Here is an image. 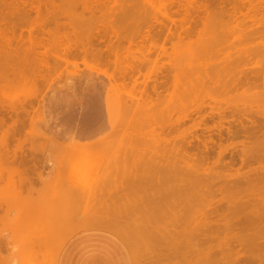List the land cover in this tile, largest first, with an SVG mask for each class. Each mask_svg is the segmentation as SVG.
I'll return each mask as SVG.
<instances>
[{"label":"rangeland","instance_id":"rangeland-1","mask_svg":"<svg viewBox=\"0 0 264 264\" xmlns=\"http://www.w3.org/2000/svg\"><path fill=\"white\" fill-rule=\"evenodd\" d=\"M13 1H21L20 3H22V4H20L19 2L17 3V2H14V3H12ZM8 0L7 2H6V0H4L3 2H2V0L0 1V9H1V11H0V15H1V13H3V15H1V17H0V31H2V32H0V34H1V36H0V42H1V44H0V54H2V55H0L1 57H0V115H2L3 116V118H2V116L0 117V198L2 197V198H4V199H7V196L9 197V196H11V198L9 197V203H8V205H10L11 204V206H9L8 208V213H7V211H6V217L4 218V217H2L3 219H2V222H1V218H0V228L1 227H9V226H11V225H9L10 223H11V221L9 220L10 219V217L13 215V216H15V215H17L18 213H24V214H29V212L31 211V210H33L32 208H35V206L37 207V205L41 202V203H43V201H45V200H47L48 198H50L52 195H50L49 193H47V196L45 197V195H46V193H45V191H43V190H47L48 188V186L49 185H52L53 187H49V191H50V188H51V190L55 187V189H57L56 191H55V189H54V192H56L55 194H57V192L59 191V193L57 194V195H55V196H57V199L53 202V203H51L52 201H53V197L55 198V196H53L52 197V201H51V199H48V200H50V202H49V204H45V202H44V204H42V205H40V206H43V208L45 207V205H49V207H46V208H50L51 206H53V204H56L55 205V207L56 206H58V204H59V206L60 205H62V202H63V206L64 205H68V203H71V201L73 200H71L70 202H69V199H68V196H66V193H67V190H68V187H69V184L71 185L70 187H69V189L70 188H73L74 186H75V188H79V186L80 187H82V185L83 184H79V183H84L85 185H83L84 187V189H86L87 190V187L86 186H88V188L90 189L91 187H93V185H94V181H95V179L93 178V177H95L94 176V174H92V175H89V174H87V175H89V176H85V177H88V178H84V176H80L81 174H78V171H77V169H76V167L75 166H77V163H76V160H78V159H80V156L79 157H77V159H75V161H73L72 160V158H73V155H81V153L80 154H78V153H76L77 152V150H83L82 148H81V146L83 147L84 146V149H85V144L87 145L88 143H91V144H89V145H91V146H94V144L96 145V143L98 142V143H104V144H106V146H107V144H108V147L105 149H103V150H101L100 152L102 153V152H105L104 153V155H102L100 152H99V155L101 154V157L100 158H105V162H104V164H101V165H103L102 167H103V172H104V176L106 177V178H108V179H111V177L109 178V176H112V174L114 173V172H116L117 173V175H116V173H114L113 174V176H115V177H113L112 176V179H111V181L112 180H114V178H116V176H117V178H116V180H118V181H120L121 182V184H120V186H119V183H118V185H117V182L118 181H116V180H114V182L116 181V187H115V185H113V183H109L110 182V180H108L107 182H105V184L104 185H107V184H109V186L107 185L106 187H108V188H106L105 189V186H104V188H103V190H102V192H101V196L100 197H102L103 196V194H104V196L102 197V198H100L101 199V201L103 200V201H107V197H109L108 198V203L107 204H105L104 202L103 203H101V204H105L106 205V207L108 206V205H112V203H114V205H120V206H118V208H119V210H116L117 208V206H115L114 208H116V209H114L115 211H114V215H111V217L112 216H115V217H119L120 219L121 218H123V219H126V217L128 216V215H130V216H128V218L127 219H131L130 217H132L131 216V214H132V210H130V207H132L131 209H133V207L135 208L134 210H135V214H137L138 215V217H141V216H139L140 214H141V212L143 211V210H149V207H154L155 205L154 204H156V206L155 207H160V211L161 212H163L162 210H164V212L166 213V211H167V213H166V215H167V217H165L166 219H167V221L170 219V221H169V223L172 221L171 219H173V217H172V215L171 214H169L172 210H170V212L167 210V209H164V208H166V206H168L169 205V203H170V206H168V207H170V209H174V210H176L174 207V205H175V200H174V192H172L171 191V188H170V186H172V184L171 185H168V184H166V188H167V185H168V188H169V190L168 189H166L164 186H162L161 185V191H159V192H162L163 193V195L162 194H160L159 192L157 193V194H155V195H158V196H155V197H157V199L156 198H154V194L153 195H149V194H146V193H140L139 192V186L140 185H142L144 182H142L144 179H142L141 181L140 180H138L139 179V177H140V175L139 174H137V173H140L141 175H142V177H144L143 175L145 174L144 173V170L145 169H143V168H147L148 169V166L147 165H145L144 164V159L145 158H148V159H145L147 162L149 161V159H150V156L152 155V153H154V151H155V153L152 155V157L153 158H151V160L152 159H154V160H157L158 161V157L156 156V155H158V153H160L161 154V151H163V148H164V146L165 145H168L170 142L171 143H175V141H177V139L179 138V137H181L182 138V136H184V135H186L187 136V138H189V140L191 141V139L193 140V141H195L194 140V138H195V135H197L198 134V136L200 135V137H204V135L203 134H205V132L206 133H211L212 131H213V133H215V134H217L216 132H219V133H221V131H223V129H224V131H227V130H225V128H227L229 125H230V123H231V120H232V122H233V124L231 125L232 126V128H233V126L235 127V125L238 123V126L236 127V129H240V126H245V127H250V125L252 126V124H254L253 122L254 121H256V120H263V118L264 117H261L260 118V115H264L263 113H264V103L262 102V101H264V100H262V98H264L263 96H262V94L260 95V96H262V98L261 97H259L258 99H257V102H256V100H255V102L254 103H250V102H253L250 98V100L251 101H245L246 99H245V97H243L242 95H245V96H247L248 97V95L250 94L248 91H249V88L250 87H255L254 89H253V91L254 92H258V94H260L259 93V90L262 88V86L264 85V78H262L263 76H264V71H262V70H264V67H262V64H261V62L263 61V59L261 58V56H263L262 54H260L261 56L259 57V55H258V53H257V55L256 54H254V53H256V51H257V49L259 50V48H254V49H256V51L254 52L253 50H251L252 52L250 53V49H251V47H254V45H257L258 46V44H260V42H264V36L262 35V34H264V28L262 27L261 28V26H264V24H262L261 25V23H263L264 22V19L262 18V17H264L263 15L264 14H262V12H260L261 11V8L259 7V5H262V2H263V0H260V1H262V2H260L259 0H251L252 1V3H254L255 2V4L257 3V5L259 4V2L261 3V4H259L258 5V7H259V9H260V11L258 10V12H260L259 14H257V16L258 15H260L261 16V18L263 19H261L260 17H257V19H256V15H255V17L253 18V15H252V13H251V15H252V18L250 17H248V19H247V17L245 18V17H242L240 14L242 13L243 15H245V16H248L250 13H248V14H244L245 12H249V11H251V10H249L248 8H249V6H250V4H251V1L249 0H243L244 1V4H246L245 2L246 1H248L249 3L248 4H246L248 7H246V6H243L242 4H243V2H242V4L240 5V1H242V0H238V1H235V3H234V1L232 0L231 2H230V4H228L229 3V1L228 0H171L172 1V3L169 1V0H134L133 2H134V4H133V2H131V3H129L130 2V0H126V2H124L125 0H101V1H98V0H96V2H95V0H64V2H62V4H61V1H63V0H60V2H59V0ZM52 1V2H51ZM71 1H72V3H71ZM84 1H85V3H84ZM94 1V2H93ZM121 1V2H120ZM127 1H129V2H127ZM173 1L176 3H173ZM177 1V2H176ZM179 1H180V3H179ZM194 1V2H193ZM205 1H206V3H205ZM212 1H213V4H212ZM254 1V2H253ZM6 2V3H5ZM9 2V3H8ZM11 2V3H10ZM57 2V3H56ZM65 2H66V5H65ZM93 2V3H92ZM100 4H99V3ZM122 2H123V6H121L122 5ZM137 2V3H136ZM139 2H140V4H139ZM165 2V3H164ZM182 2V3H181ZM191 2V3H190ZM200 2V3H199ZM211 2V3H210ZM215 2V3H214ZM6 5V6H4V4ZM51 3H53V4H51ZM67 3H70V4H67ZM74 3V4H73ZM128 5H127V4ZM135 3H136V7H135ZM198 3V4H197ZM205 4V5H203L202 6V4ZM226 3V4H225ZM231 3H232V5H231ZM239 3V4H238ZM12 4V5H11ZM14 4V5H13ZM16 4V5H15ZM19 4V5H18ZM25 4V5H24ZM48 4V5H47ZM63 4L65 5V6H63ZM72 4V5H71ZM117 4V6H115ZM119 4V5H118ZM168 4V5H167ZM191 4V5H190ZM199 4H201V5H199ZM212 4V5H211ZM216 4H218V6L216 5ZM234 4H237L239 7H237L236 6V8L234 7L235 5ZM263 4H264V2H263ZM20 5H22L21 7H20ZM28 6V8H27V6ZM47 5V6H46ZM60 5H62L61 7H65V8H61L60 7ZM129 5L131 6L132 5V9H130L129 8ZM141 5H143V6H141ZM166 5V6H165ZM179 5H182L183 6V8H187V12H190V13H187L186 12V9H185V11H183L182 10V6H180L179 7ZM190 5V6H189ZM194 5V6H193ZM199 6V7H196V6ZM210 5V6H209ZM220 5V6H219ZM222 5H223V8H222ZM227 5H228V7L230 8L231 7V9L229 10V11H231V10H233V11H235V12H238L237 11V9L239 10L240 8H244V10H243V12H241L240 10V12H238V15H234L235 13L232 11V12H229L228 10H227V12L225 11L226 9H228V7H227ZM2 6V7H1ZM4 6V7H3ZM19 7V8H17V7ZM31 6V7H30ZM53 6H55L54 8L56 9V10H53V8L52 7ZM70 6V7H69ZM89 6H90V8H89ZM140 6H141V8H140ZM185 6V7H184ZM194 8H193V7ZM205 6V7H204ZM215 6V7H214ZM15 7V8H14ZM32 8V10L30 9V8ZM85 7V8H84ZM116 7H118V9L116 8ZM134 7V8H133ZM139 7V8H138ZM169 7V8H168ZM190 7V9H188ZM200 7H202L200 10H199V8ZM219 7V8H218ZM234 9H233V8ZM253 7V6H252ZM254 7H255V5H254ZM263 7H264V5H263ZM6 8V9H5ZM23 8V9H22ZM25 8H27L26 10H25ZM34 8V9H33ZM40 8V9H39ZM50 8V9H49ZM52 8V9H51ZM66 8H67V10H66ZM71 8H73V9H71ZM121 8H125L126 9V11L128 10V13L130 12V11H132L131 13H129V15H128V13L126 12V13H123L124 11H123V9H121ZM130 10H129V9ZM135 8H137V9H135ZM209 8V9H208ZM212 8V9H211ZM215 8L217 9V11L219 10V9H223L224 11H223V13L222 12H214V10H215ZM246 8H247V11H246ZM251 8V7H250ZM3 9H4V11L5 10H7L6 11V14H5V12H2L3 11ZM16 9H18V10H21L20 11V13H19V11H17ZM30 11H29V10ZM59 9H60V12H59ZM65 9V10H64ZM83 9H84V11H83ZM197 9H198V11H197ZM236 9V10H235ZM253 9V8H252ZM264 8H262V10H263ZM13 10V11H12ZM41 11V12H39V11ZM42 10H43V12H42ZM51 10H53V11H51ZM69 10H71V11H69ZM91 10V11H90ZM139 10H140V12H139ZM176 10V11H175ZM201 10L204 12V14H205V16H204V18L201 16V15H203V13H201ZM207 10V11H206ZM257 10V9H256ZM256 10H255V14L256 13H258V12H256ZM10 11L12 12V13H10ZM28 11V12H27ZM36 13H35V12ZM46 11H47V13H46ZM70 12L71 13V15H70V13L68 14V13H66V12ZM139 12V14H138V18L136 19V13L135 12ZM141 11H143L142 13H143V15H141L142 13H141ZM146 11V12H145ZM178 11V12H177ZM181 11H183V12H181ZM222 11V10H221ZM24 12V13H23ZM58 12V13H57ZM91 12V13H90ZM137 12V13H138ZM149 12V13H148ZM171 12V13H170ZM186 13V15H184L185 13ZM206 12V13H205ZM229 12V13H228ZM252 12V11H251ZM16 15H15V14ZM49 13V14H48ZM51 13V14H50ZM53 13V14H52ZM54 13H56V15H54ZM84 15H83V14ZM94 13V15H92ZM135 13V14H134ZM141 13V14H140ZM149 15H148V14ZM177 13V14H176ZM211 13H213L212 15H211ZM218 13V14H217ZM219 13H221V14H223V16H224V18H223V16H222V18H221V16H220V14ZM228 13V14H227ZM230 13H232V14H230ZM264 13V12H263ZM17 14H20V15H17ZM26 14V15H25ZM28 14V15H27ZM42 14H43V16H42ZM57 14H58V16H57ZM76 15V17H75V15ZM90 14H91V16H90ZM147 14V15H146ZM181 14V15H180ZM191 14V15H190ZM199 14V15H198ZM219 16H217V15ZM224 14H226V16L228 17L229 15H230V19L229 20H227L228 22H232V20L234 19L235 20V16H236V19H237V21L235 20H233L234 21V23L232 24H227V23H224V24H227L228 25V27L227 26H221V24L220 23H223L224 22V19H225V15ZM237 14V13H236ZM253 14H254V11H253ZM262 14V15H261ZM13 15V16H12ZM24 17H23V16ZM70 15V16H69ZM74 15V16H73ZM86 15V16H85ZM89 15V16H88ZM107 15V16H106ZM109 15V16H108ZM113 17H112V16ZM139 15H140V17H139ZM144 15H146V18H145V16ZM166 15H169V16H166ZM173 15V16H172ZM213 18H215L216 17V19H217V21H215V20H213V19H211L210 21H211V24L213 25L214 23V25L213 26H211V24L209 23L210 21H209V18H210V16ZM232 15H233V19H232ZM240 15V16H239ZM15 16V17H14ZM50 16L52 17V18H54V17H56V18H54V19H52V18H50ZM72 16H73V19H72ZM79 16V17H78ZM84 16V17H83ZM87 16H88V18H89V21H88V19H87ZM106 16V17H105ZM143 16V17H142ZM170 16H172V18L170 17ZM176 18H178V19H176ZM182 18H181V17ZM193 16V17H192ZM201 16V17H200ZM239 16V18H237ZM250 16V15H249ZM13 17V18H12ZM22 17V18H21ZM26 17H27V19H26ZM31 17V18H30ZM71 17V18H70ZM74 17L75 18H77V20H78V22H77V20H75L74 21ZM80 17H82V18H85V19H78V18H80ZM132 17V18H131ZM133 17L135 18V19H133ZM166 17H167V19H166ZM174 17V18H173ZM191 19H190V18ZM202 18L203 20L205 19V21H201V19H198V18ZM207 17H209V18H207ZM243 19H245V20H243ZM16 18V19H15ZM39 18H41V19H39ZM94 18H95V23H94ZM97 18V19H96ZM116 18H118V19H116V20H119V22L123 25V23L122 22H124L125 21V19L127 18V22L125 23L124 22V26H127V25H129V27L127 28V27H124V26H122V25H120V23L118 22V23H116V25H115V22H116V20L115 19ZM119 18H122V19H119ZM128 18L130 19L129 20V22H128ZM189 18V19H188ZM229 18V17H228ZM260 18V19H259ZM14 19V20H13ZM110 19H111V21H110ZM112 19H113V21H114V23L112 22ZM132 19V20H131ZM175 19V20H174ZM180 19V20H179ZM186 21H185V20ZM194 19V20H193ZM196 19V20H195ZM207 19H208V21H207ZM222 19V20H221ZM242 19V20H241ZM252 20V22L254 21V19H255V23L253 22L252 24H254V25H252L251 24V21H249L250 22V24H249V22H248V20ZM11 20H12V22H11ZM36 20V21H35ZM72 20V21H71ZM79 20H80V23H79ZM84 20H86V21H88V22H85ZM121 20H124V21H121ZM170 20V21H169ZM179 20V21H178ZM181 20H184L183 22L181 21ZM212 20H213V22H212ZM218 20H220V23L218 22ZM238 20H239V24H238ZM17 21V22H16ZM71 21V23H69ZM93 22V25H90V23L91 22ZM133 21V22H132ZM137 21V22H136ZM166 21V22H165ZM175 21H178V23L176 22L175 23V25H174V23L173 22H175ZM182 23H181V22ZM192 23H191V22ZM194 21H196L195 23H193ZM197 21H198V23H197ZM244 21H246L243 25H242V22H244ZM259 21V22H258ZM263 21V22H262ZM7 22V23H6ZM10 24H9V23ZM72 22H75V23H73L72 24ZM82 22L84 23V24H82ZM111 22V23H110ZM187 22H189V23H187ZM217 22L219 23V24H217ZM108 23L109 24H113L112 26H110V25H108ZM134 23V24H133ZM137 23V24H136ZM184 23H186V25L184 24ZM197 23V24H196ZM207 23H209V24H207ZM2 24V25H1ZM12 24V25H11ZM72 24V25H71ZM75 24H76V26H75ZM78 24V25H77ZM79 24H80V26H79ZM87 24V25H86ZM92 24V23H91ZM118 24V25H117ZM126 24V25H125ZM176 24H178V26L176 25ZM199 24H201L202 26H203V24H204V26L207 24V26H205L206 27V29H208V30H206L205 31V27L203 26V28H200L201 26L199 25ZM218 26H217V25ZM237 24V25H236ZM247 24H249V25H247ZM5 25V26H4ZM81 25H82V27L84 28H82L81 27ZM84 25V26H83ZM160 25H161V27H160ZM190 26V28H191V30H189L188 29V27ZM192 25H194V28H193V26ZM219 25H220V27L222 28H219ZM234 25H235V27L237 28V29H239L238 31L236 30V31H234L236 28L234 27ZM238 25H239V27H238ZM240 25H242V26H240ZM247 27H246V26ZM250 25H252L253 27H258V25L260 26V30H258L257 28H255V31H256V33L254 32L253 34L254 35H252V36H254V38H256V39H254L253 37H252V39H254V40H252V42L250 43V42H248L249 40H251L250 38V35H249V40L248 41H245V43H241V42H243L242 41V37L243 36H246V34H247V30H251L253 27L252 26H250ZM13 26V27H12ZM88 26V27H87ZM131 26H132V28H134V33H132L133 32V29L131 28ZM136 26V27H135ZM166 26H167V29H166ZM186 26V27H185ZM197 26H200V27H197ZM209 26V27H208ZM215 26H217L216 28H213V27H215ZM231 26V27H230ZM250 26V27H249ZM81 27V28H80ZM111 27V28H110ZM159 27V28H158ZM178 27H180V29H182L183 31H181ZM182 27V28H181ZM196 27H197V30H196ZM213 28V30L215 29L218 33H216L215 34V30L214 31H212V30H209V28ZM225 27H227V28H225ZM230 27V31H234V33L231 35V37L229 36V38H230V40H229V38L227 37V34L229 33V32H227V29ZM240 27H242L241 29H240ZM244 27H246V29H244ZM169 28V29H168ZM199 28V29H198ZM210 28V29H211ZM217 28H218V30H217ZM233 28H235V29H233ZM5 29V30H4ZM10 29V30H9ZM128 29V30H127ZM160 29V30H159ZM165 29V31H167V32H165V31H163ZM179 29V30H178ZM195 31H194V30ZM203 29V30H202ZM223 29H225V31L223 32L222 30ZM258 30V32H257V30ZM261 29H262V32H261ZM5 32H4V31ZM123 30V31H122ZM136 30H137V32H136ZM189 30V31H188ZM201 30H202V32H201ZM221 30V31H220ZM228 30V31H229ZM242 30H243V32H245L244 34H243V32H242ZM253 30V29H252ZM7 31V32H6ZM119 31H121L122 33H120ZM131 32V34H130V32ZM177 31V32H176ZM191 31V32H190ZM196 31H197V33H196ZM254 31V30H253ZM123 32H125L126 33V35H125V33H123ZM129 34H128V33ZM180 32V33H179ZM194 32V33H193ZM201 32V33H200ZM211 32V33H210ZM215 34H213V33ZM221 32H222V34H221ZM225 32H227V33H225ZM238 32V33H237ZM250 32V34H251V31H249ZM5 33V37L7 38H5V40H4V34ZM11 33V34H10ZM138 33H141V36H140V34H138ZM148 33V34H147ZM162 33H163V35H162ZM178 33V36L177 35H175V34H177ZM181 33H183V34H181ZM204 33V34H203ZM220 33V34H219ZM223 33H224V35L226 36V38L224 37V35H223ZM237 33V34H236ZM174 36H173V35ZM186 34V35H185ZM200 34H201V37L202 38H204V40L203 39H200L201 37H200ZM207 34V35H206ZM212 34V35H211ZM219 34V36H221V38H219V37H217L216 35H218ZM234 34H236V35H234ZM243 35V36H241V38H240V35ZM262 35V37L260 36H256V35ZM3 35V36H2ZM11 35V36H10ZM58 35V36H57ZM123 35H125L124 37H123ZM142 35H144L143 37H142ZM171 35V36H170ZM192 35H193V37H192ZM195 35V36H194ZM198 35V36H197ZM230 35V34H229ZM248 35V34H247ZM9 36V37H8ZM120 36H122V38L120 37ZM126 36H129V37H126ZM140 36V37H139ZM176 36V37H175ZM180 36H182V37H180ZM183 36H185V37H183ZM189 37V39H188V37ZM190 36H191V38H190ZM206 37V39H205V37ZM236 36H237V38H236ZM256 36V37H255ZM10 37H11V39H10ZM126 37V38H125ZM178 37V38H177ZM180 37V38H179ZM214 37H217V39H218V41H220V43L221 44H219V42H217V39H216V43H218V45H216V46H218L217 48L218 49H216V46H214L215 45V43H214V45H213V47H212V45H211V49H210V44H213V42L212 43H209L210 42V40L209 39H207V38H214ZM14 38V39H13ZM21 38V39H20ZM146 38V39H145ZM185 38V39H184ZM197 38V39H196ZM236 38V39H235ZM258 38H261V39H259L258 40ZM3 39V40H2ZM119 39H120V41H119ZM174 39V40H173ZM188 39V40H187ZM220 39V40H219ZM225 39H226V41H225ZM239 39H241L240 41H239V43H241V44H239L238 43V45H236L237 44V41L239 40ZM244 39L245 40H247L248 39V37H247V39L244 37ZM122 40H124V41H122ZM128 40V41H127ZM147 42H146V41ZM149 40V41H148ZM156 40V41H155ZM181 40V41H180ZM184 40H185V42H184ZM194 40V41H193ZM201 40H203V41H201ZM206 40H209V41H207L206 43H207V46L205 45V46H203V44H205V41ZM212 40V39H211ZM215 40V39H214ZM233 40H236V43L233 41ZM263 40V41H262ZM6 41V42H5ZM13 41V42H12ZM145 41V42H144ZM155 41V42H154ZM172 41V42H171ZM189 43H188V42ZM200 41V42H199ZM224 41V42H223ZM232 41V42H231ZM254 41V42H253ZM4 42V43H3ZM31 42H33V43H31ZM122 42V43H121ZM174 42V43H173ZM196 42H198V43H196ZM226 42V43H225ZM257 44H256V43ZM8 43V44H7ZM15 43H16V45H15ZM21 43V44H20ZM24 43H25V45H24ZM148 43V44H147ZM172 43V44H171ZM191 43H194L193 45L191 44ZM200 43V44H199ZM209 43V44H208ZM262 43H261V45L259 46L260 47V49H262V50H264V48H262L263 47V45H264V43H263V45H262ZM5 44V45H4ZM8 46H7V45ZM9 44H10V46H9ZM58 44H60V45H58ZM112 44H113V46H112ZM124 44V45H123ZM177 44V45H176ZM223 44H225V45H223ZM229 44V45H228ZM231 44V45H230ZM234 44H235V47L234 48H231L230 46H234ZM244 44L246 45V46H248V47H246V46H244ZM253 44V45H252ZM5 47H4V46ZM23 45V46H22ZM35 47H34V46ZM120 47H119V46ZM146 45V46H145ZM179 45V46H178ZM184 45L186 46L185 48H184ZM195 45V46H194ZM199 45V46H198ZM227 45L230 47V49L228 48V49H226L225 47H227ZM250 45H252V46H250ZM18 46V47H17ZM57 46H58V48H57ZM201 46V47H200ZM209 46V47H208ZM224 46V47H223ZM243 46V48L245 47V49H247V51L245 50V53H243L244 52V50H242L243 48H241ZM262 46V47H261ZM10 47H13L14 48V50L16 51L15 53V55H14V51H12V49L13 48H10ZM15 47H16V49H15ZM27 47V48H26ZM109 49H108V48ZM113 47V48H112ZM118 47V48H117ZM150 47V48H149ZM179 47V48H178ZM188 47V48H187ZM191 47H193L192 49H191ZM197 47V48H196ZM205 49H204V48ZM207 47V48H206ZM239 49V52L237 51V48ZM250 47V48H249ZM256 47V46H255ZM4 48H6V49H8V50H6V49H4ZM23 48H24V50H23ZM34 48V49H33ZM36 48H38V50L36 49ZM111 48H112V50L113 51H111ZM172 49V50H170V49ZM182 48H184V49H182ZM196 48V49H195ZM201 48V49H200ZM221 50H220V49ZM236 48V49H235ZM249 48V49H248ZM4 49V50H3ZM11 49V50H10ZM18 49H19V52H18ZM22 49V50H21ZM35 49L37 50V51H35ZM115 49V50H114ZM118 49V50H117ZM187 49H189V51H187ZM191 49V50H190ZM207 49H209V50H213V52H215L214 53V55L212 54L213 52L211 51L210 53H206V51L205 50H207ZM232 49V50H231ZM253 49V48H252ZM7 52H6V51ZM26 50H27V52H26ZM28 50H29V54H28ZM173 50H175V51H173ZM183 51V52H180V51ZM204 52H203V51ZM218 50H220V53L221 54H219V56H217L216 57V55H218V53H219V51ZM227 50V51H226ZM237 51V52H234L237 56H238V54H240V55H242L243 54V57H241V56H239V59H240V57L242 58L241 60H243V58L245 57V59L246 60H248L249 61V59H250V62H251V59L253 60L254 59V61L252 62V64H250V62H249V64H247L248 62L246 61V60H243L244 62V66H242L243 65V63L241 62V64L240 65H238V63H237V65H238V67H237V65L235 66V65H232V67H230V68H228L227 66L230 64V62H229V60H231V55L232 54H228V55H225V53L227 54V53H229V52H232V51ZM242 50V53H240V51ZM5 51V52H4ZM22 51H24V52H22ZM33 51V52H32ZM42 53H41V52ZM109 51V52H108ZM198 52V54L196 55V52ZM205 54V56L203 55V53ZM229 51V52H228ZM13 54H12V53ZM18 52V53H17ZM20 52H22V53H20ZM34 52L36 53V54H34ZM103 52H104V54H103ZM9 53V54H8ZM102 55H101V54ZM106 53V54H105ZM180 53H181V55H183V56H181L180 55ZM186 53V55L184 56V54ZM187 53H191L190 55H192V56H190L189 54H187ZM217 53V54H216ZM224 55H223V54ZM233 53V55L232 56H235V54ZM249 54L250 53V55H247V54ZM260 53H262V51H260ZM38 54H39V56H38ZM92 54V55H91ZM97 54V55H96ZM163 54V55H162ZM195 54V55H194ZM208 54H210L211 56L213 55L214 57H212V58H210L211 56L210 55H208ZM253 54V55H252ZM13 55V56H12ZM17 55V56H16ZM41 55V56H40ZM90 55H91V57H90ZM99 55L100 56H102L101 58L99 57ZM106 55V56H105ZM189 55V56H188ZM200 55V56H199ZM203 55V56H202ZM222 55V56H221ZM245 55V56H244ZM5 56V57H4ZM11 56V57H10ZM94 56H96V57H94ZM195 56H197L196 58H194ZM207 56H208V58H207ZM228 56H229V58H228ZM237 56H236V58L235 59H232L233 61L234 60H236V59H238L237 58ZM247 56H249V57H247ZM251 56H253V58L251 57ZM254 56H256V58H254ZM17 57V58H16ZM29 57V58H28ZM36 57V58H35ZM40 57H44L45 58V60H42V58H40ZM182 57V60H180V58ZM183 57H185V58H183ZM187 57H188V59L191 57V59L192 58H194V59H199L198 61L197 60H194V59H192L193 61H189V60H187V62H186V59H187ZM203 57V58H202ZM207 59H206V58ZM221 57V58H220ZM247 57V58H246ZM264 57V56H263ZM2 58V59H1ZM16 58V59H15ZM23 58V60L21 61V59ZM37 58L39 59V60H37ZM43 58V59H44ZM86 58H88V59H86ZM166 58H168V59H166ZM175 60H174V59ZM214 58V61H218V62H220V61H224L225 60V58H227L226 60H228V64L227 63H225V62H227L226 60H225V62L223 63V62H220V65H218L219 63L218 62H214L212 59ZM234 58V57H233ZM8 59L10 60V62L8 61ZM36 59V60H35ZM58 60V62H57V60ZM97 59H101L100 61L99 60H97ZM103 59H104V61H103ZM138 59V60H137ZM164 59V60H163ZM172 59L174 60V61H176V62H172ZM185 61H184V60ZM202 59V60H201ZM203 59L205 60V62H207L208 60H209V62L208 63H204V61H203ZM260 61H259V60ZM13 60V61H12ZM54 60H56L55 62H54ZM106 60V61H105ZM110 60H113V62L112 61H110ZM117 60V61H116ZM119 60V61H118ZM141 60V62H138V61H140ZM168 60H171V61H168ZM180 60V61H179ZM207 60V61H206ZM211 60V61H210ZM262 60V61H261ZM20 61V62H19ZM33 61H35V62H33ZM59 61L61 62V65L59 64ZM102 61V62H101ZM121 61V62H120ZM123 61V62H122ZM147 61H149V62H147ZM182 61V62H181ZM232 61V62H233ZM257 61H259V62H257ZM1 62H2V64H1ZM7 62V63H6ZM18 62H19V64H18ZM24 62V63H23ZM33 64H32V63ZM38 62V63H37ZM39 62H41V63H39ZM45 62H46V64H45ZM50 62V63H49ZM56 62L60 65V67L59 66H56L57 64H56ZM92 62H94V63H92ZM97 64H96V63ZM108 62L110 63V64H108ZM115 62H117V63H115ZM127 62V63H126ZM131 62V63H130ZM135 62V63H134ZM137 62V63H136ZM165 62V63H164ZM169 62H171V63H169ZM182 64H181V63ZM185 62V63H184ZM188 62H190L191 64H189ZM192 62L194 63V65H192ZM198 64H205V68L206 67H208V69L210 70V66H211V68L213 69V71L214 70H216L218 73H220V80H219V82L217 81L218 79H219V76H216V77H218V78H216V77H214L213 78V80L211 81L212 83H210L209 82V85H206V87L205 88H203L202 89V87H199V88H201L200 90L202 91V96H201V94H199L201 91H199L198 89V91H199V93H198V95H199V97L201 96L202 98H203V96H204V98H203V100H202V98L200 97V100L198 99V101L196 100L195 101V99H197V98H199L198 97V95H197V93H195V92H198V91H194V89H192L193 91H192V94H194L193 96H191L192 94H191V90L189 91L190 93L188 94V95H186L185 94V92H187V90H186V84L184 85L185 86V90L184 89H182V95L183 94H185V96L186 97H184V95H183V97H184V99H183V97H182V95L180 94V99H179V102L181 103V101L183 102V105H181L180 104V106H185L184 108H183V110L186 112V113H188V112H190L191 110H192V108H193V110H194V108L196 109V106L200 109V108H202L201 110H202V112H200V114L202 115H200L199 116V114L198 115H196V117L194 116V118L192 119V122L195 124H193L191 121H190V119L189 118H186L187 120H185V122H184V128L182 127L181 129H180V133H182L181 135H180V133L179 134H177L178 136H176L175 134H176V132L175 131H171V132H169L168 133V136H167V133H165V132H163L164 133V135H162V136H164V137H162L161 136V141H159L160 140V138H157V137H153L152 138V135H149L148 133H149V130H151V129H155L156 128V131H158V129L157 128H160L159 126H163V123H161V122H163L164 121V119L163 118H160V119H162V121L161 120H158V117L157 116H155L158 112H162L163 114L166 112V110H168L169 111V109H171L170 108V106H173L174 105V101L175 102H177V103H179L178 101H176L175 99V93L177 94V92L174 90V86H176L177 85V82L179 81V82H182L183 80V82H185L186 80L184 79V78H186V76L187 77H189L188 75H189V73H191L192 75L195 73V72H193L192 73V69H193V66H195L194 67V70H196V69H198L199 68V70H202L201 71V73H202V75H198V74H201V73H198V72H200V71H198V72H196L195 74H194V76L196 75V77H202L203 75H207V73H209V75L211 74V73H214L212 70H211V73H210V71H208V69H205L204 67H203V65L201 66V67H203V68H201L200 67V65H198ZM231 62V64H234V63H232ZM238 62H240V61H238ZM255 62V63H254ZM30 63H31V65H30ZM101 63V64H100ZM169 63V64H168ZM173 63H175V64H173ZM179 63H180V65H182V66H180V67H178L177 66V64L179 65ZM210 63H213V64H211V65H208V64H210ZM217 63V64H216ZM263 63V62H262ZM36 64H37V66H36ZM42 64V65H41ZM45 64V65H44ZM54 64H56V65H54ZM105 64H107V65H105ZM117 64V65H116ZM120 64V65H119ZM121 64L124 66H121ZM125 64H127V65H125ZM129 64H130V66L132 67V70H131V67L129 66ZM141 66H140V65ZM143 64V65H142ZM148 64V65H147ZM167 64V65H166ZM171 64V65H170ZM184 64H186V65H188V66H184ZM230 64V65H231ZM247 64V65H246ZM258 64H261V67L263 68V69H261L260 70V66L258 65ZM5 65V66H4ZM16 65V66H15ZM20 65V66H19ZM41 65V66H40ZM139 65V68L138 67H136V66H138ZM174 65H176V66H174ZM190 65H191V67H190ZM197 65V66H196ZM206 65H208V66H206ZM224 65V66H223ZM2 66V67H1ZM11 66V67H10ZM32 66H33V68H32ZM35 66V67H34ZM46 66V67H45ZM52 66V67H51ZM62 66V67H61ZM109 66V67H108ZM112 66V67H111ZM117 66V67H116ZM130 68H128V67ZM135 66V67H134ZM144 66V67H143ZM174 66V67H173ZM219 66V69H220V66H222V67H225L226 68V70H225V68L223 69L222 67V69L224 70V74L226 73V71H227V69H228V71L231 69V68H234V66H235V69H233L234 70V72H235V74H238V75H235L234 73H233V71H232V73H231V70H230V75L231 74H234L235 75V77L238 79V81H237V79L235 78L234 79V83H233V81H231L232 80V77L234 78V76H232L231 78H230V76H227L226 74H229V72H227L226 74H225V76L223 75H221V72L223 71H221V70H219L218 68H216V69H214V67H218ZM242 66V67H241ZM260 68H259V67ZM54 67V68H53ZM128 69V71H127V69ZM162 67H163V69H162ZM174 69H173V68ZM181 68L182 67V69H179L178 71H176V69L175 68ZM183 67L184 68H187L186 70L184 69V71H183ZM188 67H190V68H192V69H190V71L189 72H185V71H187L188 70ZM249 69H248V68ZM3 68V69H2ZM11 68H12V70H11ZM34 68H35V70H34ZM52 68L53 69H55V70H52ZM60 69L61 68V70H58V69ZM239 68V69H238ZM243 68H245V69H243ZM246 68L248 69V70H246ZM7 69V70H6ZM9 69V70H8ZM14 69V70H13ZM43 69V70H42ZM45 69V70H44ZM48 69V70H47ZM119 69H120V71H119ZM124 69H126V70H124ZM133 69L136 71H133ZM137 69H138V71L140 72H137ZM173 70L172 72H170V70ZM205 69V70H204ZM242 69H243V72L244 73H241L242 72ZM255 69V70H254ZM140 70H142V71H140ZM175 70V71H174ZM204 70V71H203ZM251 70H252V72H251ZM11 71V72H10ZM35 73H34V72ZM47 71V72H46ZM62 71V72H61ZM64 71V72H63ZM123 71H125L124 72V75H123ZM130 71H133L132 73L130 72ZM170 73H169V72ZM197 71V70H196ZM205 71H207L206 73H204L203 74V72H205ZM236 71H238L237 73H236ZM241 71V72H240ZM247 71H249L248 73H247ZM254 71V72H253ZM8 72V73H7ZM15 72V73H14ZM42 72V73H41ZM118 72V73H117ZM128 72V73H127ZM142 72V73H141ZM176 73L177 74V76H176V74H174L173 75V73ZM179 72H181V73H183V78H182V74L180 73V75H179ZM256 72V73H255ZM263 72V73H262ZM5 73V74H4ZM10 73V74H9ZM12 73H14L13 75H12ZM49 73H51V74H49ZM55 73V74H54ZM126 73V74H125ZM135 73V74H134ZM167 73H169V75H167ZM216 73V72H215ZM248 75H247V74ZM259 73H262L263 74V76H261V75H256V74H259ZM6 74H8V75H6ZM18 74V75H17ZM32 74V75H31ZM40 74V75H39ZM44 74V75H43ZM46 74V75H45ZM63 74V75H62ZM116 74H117V76H116ZM128 74V75H127ZM129 74H130V76H129ZM141 76H140V75ZM161 74H163V75H161ZM170 74H171V76H170ZM240 74H242V75H240ZM244 74H246V75H244ZM249 74H253V75H249ZM51 75V76H50ZM127 77H129V78H131V79H129V78H127ZM145 77H144V76ZM149 75V76H148ZM154 75V76H153ZM160 75V76H159ZM173 75V76H172ZM181 76V78L179 77V76ZM185 75V76H184ZM208 75V76H209ZM213 75L214 74H212V75H210V77L212 76L213 77ZM215 75H217V74H215ZM214 75V76H215ZM2 76V77H1ZM6 76V77H5ZM9 76V77H8ZM42 78H41V77ZM51 78H50V77ZM119 76L121 77V78H119ZM124 76V77H123ZM134 76V77H133ZM165 76L168 78V76H170L169 78H170V81L169 82H171V84L170 83H168V81H166L165 82ZM174 76H176V77H174ZM244 77L243 78V81L244 80H246L245 82H242V84L240 85L239 84V82H240V80H242V79H240L241 77ZM250 76H253L252 78L249 77ZM259 78H258V77ZM13 77V78H12ZM15 77H17V78H15ZM21 77V78H20ZM45 77H47V78H45ZM48 77H49V79H48ZM138 77V78H137ZM157 77V78H156ZM159 77V78H158ZM164 77V78H163ZM191 77H193V76H191ZM205 77V76H204ZM238 77H240V78H238ZM248 77V78H247ZM9 78H11L10 80H9ZM34 78V79H33ZM54 78V79H53ZM125 80H123V79ZM166 78V79H167ZM172 78H175L174 80L172 79ZM176 78H178L179 80H177ZM190 78V77H189ZM194 78V80H192L193 82H195V79H196V81H198V79L197 78H195V77H193ZM206 78V77H205ZM224 78V79H223ZM230 78V79H229ZM246 78V79H245ZM253 78H255V80L253 79ZM258 78V79H257ZM6 79V80H5ZM25 79V80H24ZM122 79V80H121ZM136 79V80H135ZM144 79V80H143ZM151 80V82H152V85H151V83H150V80ZM153 79V80H152ZM161 79V80H160ZM183 79V80H182ZM210 79V78H209ZM208 79V80H209ZM212 79V78H211ZM217 79V80H216ZM222 79V80H221ZM232 82V84H231V82H229L228 83V81L229 80ZM169 80V79H168ZM177 80V82H175ZM201 80V79H200ZM205 80V79H204ZM215 80V81H214ZM223 80H224V82L225 81H227L226 83H224V84H227V86H228V84H230L229 85V87H231V86H233L232 88H234L235 90V92L236 93H240L239 95L238 94H235V92L233 91V92H231V91H228L227 90V88L228 87H225L226 89H223L222 87H224V86H222V82H223ZM252 80H254L256 83H258L256 80H262L260 83L262 84L263 83V85H261V87L259 86V85H255V82L253 81L252 82ZM4 81V82H3ZM9 81V82H8ZM15 81V82H14ZM17 81V82H16ZM21 81V82H20ZM122 81V82H121ZM136 81V82H135ZM149 81V82H148ZM155 83H154V82ZM160 81V82H159ZM162 81V82H161ZM187 81H191V80H187ZM202 81V80H201ZM200 81V82H201ZM222 81V82H221ZM236 81L238 82V84L237 85H235V83H236ZM252 83H254V86H253V84H251V82ZM13 82V83H12ZM134 82V84L133 85H131L132 83ZM146 82V83H145ZM148 82V83H147ZM156 82H157V84H159V86L156 84ZM199 82V81H198ZM205 81H203V83H204ZM206 82H208L207 80H206ZM213 82H214V84H213ZM216 82V83H215ZM219 83V88H218V90H221V92H223V94L221 95V93L218 91H213L214 89V86H215V89H217V84ZM221 82V83H220ZM246 82H249V85H252V86H249ZM2 83H4V84H2ZM9 83V84H8ZM28 85H27V84ZM127 83V84H126ZM140 83V84H139ZM145 83V84H144ZM162 83H164V86H165V83H167L166 85L167 86H163V84ZM176 83V84H175ZM189 83V82H188ZM187 83V84H188ZM243 83H244V85L245 84H247L248 86H246V90H248V91H246L244 88H245V86L243 85ZM19 84H21V85H19ZM135 84H136V86H135ZM138 84V85H137ZM148 84V85H147ZM158 86V87H156V85ZM189 84H191V83H189ZM201 84V83H200ZM207 84V83H206ZM16 85H18L17 87H16ZM125 85H126V87H125ZM151 85V88H152V91L154 92H151V93H149L148 91H151L150 89H148L149 88V86ZM160 85H162V86H160ZM170 87H169V86ZM199 85V84H198ZM239 85V86H238ZM132 86V87H131ZM183 86V87H184ZM188 86V85H187ZM190 86V85H189ZM194 86H196V84H194ZM193 86V87H194ZM201 86H203V84H201ZM209 86V87H208ZM226 86V85H225ZM238 86V87H237ZM244 86V87H243ZM5 87L7 88V89H5ZM16 87V88H15ZM19 87V88H18ZM136 87H137V89H136ZM156 87V88H155ZM162 87V88H161ZM169 87V88H168ZM192 87V88H193ZM258 87V88H257ZM264 87V86H263ZM12 88H13V90H12ZM124 88V89H123ZM145 88V89H144ZM147 88V89H146ZM153 88H154V90L157 92H155L154 90H153ZM158 88V89H157ZM165 88V90H163ZM189 88H191V87H189ZM195 88V87H194ZM197 88V87H196ZM206 88H209V90H210V92H211V96L209 95L208 96V94H209V90L208 89H206ZM211 88V89H210ZM231 88V89H232ZM238 88V89H237ZM241 88V90H239ZM17 89V90H16ZM24 89V90H23ZM141 89V90H140ZM188 89V88H187ZM213 89V90H212ZM225 90V91H223V90ZM229 89V88H228ZM230 89V90H231ZM252 89H250V92L252 91ZM258 89V90H257ZM6 90V91H5ZM8 90H10V91H8ZM15 90V91H14ZM134 90V91H133ZM147 90V91H146ZM169 90V91H168ZM180 90V89H179ZM189 90V89H188ZM196 90V89H195ZM204 90V91H203ZM206 90H207V93H206ZM226 90H227V95H226ZM239 90V91H238ZM242 90H244V91H242ZM256 90V91H255ZM261 90H263V88L261 89ZM136 91V92H135ZM143 91H144V93H143ZM162 91H164V92H162ZM166 91H167V93H166ZM170 91H171V93H170ZM181 91V90H180ZM185 91V92H184ZM31 92V93H30ZM139 92H140V94H139ZM161 94H160V93ZM231 92V93H230ZM245 92V93H244ZM162 93L164 94V93H166L165 95H166V97H165V95H164V98H165V100H164V102H163V100L161 101V103L160 102H157L158 101V99H164L163 98V95H162ZM205 93V94H204ZM213 93H214V96H213ZM216 93H217V96H215L216 95ZM220 93V96L218 95ZM247 93H248V95H247ZM256 93H251V95L253 94H256ZM261 93H263L264 94V91L263 92H261ZM61 94H63V98H61V99H59V95H61ZM133 94V95H132ZM134 94H135V96H134ZM138 94V96H136ZM149 94H150V96H151V98H153L152 100H150L151 98L149 97ZM161 95V97H159V95ZM171 94V95H170ZM197 95V97H195L196 95ZM257 94V95H258ZM24 95V96H23ZM33 95V96H32ZM37 95H39V97L37 96ZM130 95V96H129ZM139 95H140V97H139ZM143 95V96H142ZM144 95H145V97H144ZM152 95H155V96H152ZM158 95V96H157ZM168 95V96H167ZM231 95H233V97L234 98H236V100L234 99V101H232V99L230 100V97H231ZM257 95H254V97L255 96H257ZM21 97V98H19V97ZM132 96V97H131ZM175 96V97H174ZM188 96H190V97H188ZM223 98H222V97ZM241 96V97H240ZM259 96V95H258ZM23 97H25V98H23ZM36 97V98H35ZM137 98V99H135V98ZM159 97V98H158ZM173 97H174V99H173ZM179 97V95H177V98ZM207 97V98H206ZM215 97V98H214ZM225 97V98H224ZM240 97V98H239ZM249 97H250V95H249ZM18 99V101L16 102L15 100H17ZM158 98V99H157ZM172 98V99H171ZM182 98V99H181ZM192 99V100H190V99ZM208 98H209V100H208ZM211 98H213V99H211ZM232 98V97H231ZM252 98H253V96H252ZM261 98V99H260ZM23 99V100H22ZM39 101H38V100ZM157 99V100H156ZM187 99V100H186ZM190 101H189V100ZM205 99V100H204ZM211 99V100H210ZM222 101H220V100ZM225 101H224V100ZM227 99H229L228 101H227ZM128 100V101H127ZM133 100V101H132ZM183 100H186V102L185 101H183ZM215 101V103L216 104H214L213 102ZM219 100V101H218ZM242 100V101H241ZM261 100V101H260ZM11 101H12V103H11ZM13 101H14V104H13ZM38 103H37V102ZM134 101H136V102H134ZM145 101V102H144ZM168 101V102H167ZM189 101V102H188ZM194 101V104H195V102H196V104H195V106H193L194 104L192 103ZM199 101H202L201 103L204 105V103L206 104V106L204 105V106H202V104L199 102ZM214 104V105H217L219 102H221V103H219L218 105L220 106H216V108L214 109V106L212 105V103ZM218 101V102H217ZM225 103H224V102ZM230 101V102H229ZM32 102V103H31ZM125 102V104L126 103H128V104H126L127 106L129 105V107L128 108H131L132 109V112H133V110H134V112L136 111V109H138V111H139V109L141 110L142 108V112H145V111H150V110H148V109H151L152 110V114H153V112L155 113V111L157 112L155 115H153V116H151V119H149L148 121L150 122V124L149 125H145L144 124V120H145V122L147 123V121H146V119H144V120H142L143 121V123H142V121L140 122L139 121V123L141 124L142 123V125L138 128L137 127V125L139 124V123H137V121H138V119L140 118V117H142V119L143 118H145V117H143L144 116V113L142 114V112L141 113H138V114H142V116H140V115H138L137 114V117L138 116H140L139 118H136V115H135V113L137 112H135V113H131L130 115L131 116H127L126 118H124L122 121H120V117H121V110H122V107L121 106H123V104L122 103H124ZM142 102H143V105H142ZM148 102V103H147ZM153 102H157L158 104H159V106H158V104H157V106H158V108H157V110H155V111H153V109H155L156 107H154V106H156L155 105V103H153ZM171 102V103H170ZM228 102V107H229V109L231 108V109H233V108H235L236 106H238V108H242V109H247V112H243V113H241L240 111V113L239 112H237V114L235 115V114H233L231 111L229 112L228 110V107H227V105H226V103ZM233 102H235V103H237V104H235V103H233ZM246 102V103H245ZM258 102H261L260 104L258 103ZM3 103V106L1 105ZM6 103H7V107H6ZM9 103V104H8ZM28 103V104H27ZM136 103V104H135ZM173 103V104H172ZM187 103V105H185ZM191 103H192V105H191ZM208 103H210V105L208 104ZM229 103H231L232 104V107H230L229 105H231V104H229ZM243 103V104H242ZM256 103H258L257 105H256ZM263 103V104H262ZM5 104V105H4ZM19 106H18V105ZM22 104V105H21ZM25 104H26V106H25ZM154 104V106H152ZM163 104V105H162ZM188 104H190V105H188ZM222 104V105H221ZM239 104V105H238ZM243 106H242V105ZM249 104L252 106V108H251V106L249 107ZM134 105V106H133ZM137 105V106H136ZM199 105L201 106V107H199ZM207 105H209V107L210 106H212L211 107V109L207 106ZM226 105V106H225ZM235 105V106H234ZM254 105V106H253ZM8 106H10V107H8ZM24 106V107H23ZM33 106H34V108H33ZM133 106V107H132ZM144 106H146V107H148V106H150L148 109H146L145 110V108H144ZM188 106V107H187ZM222 106H224V107H226V108H224V107H222ZM257 106V107H256ZM260 106V107H259ZM3 107V108H2ZM14 107H16V108H14ZM135 107H137V108H135ZM139 107V108H138ZM142 107V108H141ZM164 107V108H163ZM168 107V108H167ZM192 107V108H191ZM204 107V108H203ZM219 107V108H218ZM246 107V108H245ZM5 108V109H4ZM11 108V109H10ZM32 108H33V110H32ZM162 108V109H161ZM167 108V109H166ZM222 108V109H221ZM223 108H224V110H226L227 112H229V113H227L226 111H224L223 110ZM237 108V107H236ZM7 109H9L10 110V112H11V110H13L11 113L9 112V110H7ZM17 109V110H16ZM166 109V110H165ZM206 109V110H205ZM211 111H210V110ZM221 109V111H224V112H222L221 113V111H219ZM228 109V110H227ZM239 109V110H240ZM248 109L250 110V111H254V115H252V120H254V118L256 119L257 118V115H258V117L259 118H257L256 120H254V121H252V122H250V123H248L247 122V125H240V122H237V121H241V120H239V118H238V115H240L239 117H240V119H242V117H243V115H244V119H245V121H246V118H247V120L249 119V121H251V117H250V115L249 116H247V114H248V112H249V114H251L250 113V111H248ZM259 109V110H258ZM4 110V112H2ZM20 110H21V112H20ZM35 110V111H34ZM145 110V111H144ZM190 110V111H189ZM209 111V113H212V114H208V116L206 115L207 113H208V111ZM234 110V109H233ZM236 110V109H235ZM255 110L257 111L258 110V113H259V111H260V114H258V113H255ZM6 111H7V114H6ZM17 111H18V115L19 116H17L16 117V115H17ZM24 111V112H23ZM29 111V112H28ZM33 111V112H32ZM37 111V112H36ZM108 111H110V113L112 114V115H114V117H115V121H114V123H113V126H112V128H109V129H105V122H104V120H103V115L105 114V113H107ZM204 111V112H203ZM212 111H215V112H212ZM219 111V112H218ZM236 111H238V109L236 110ZM235 111V112H236ZM23 112V113H22ZM26 112V113H25ZM140 112V111H139ZM226 112V113H225ZM5 113V114H4ZM21 113V114H20ZM30 115H29V114ZM151 113H150V115H151ZM203 113V114H202ZM213 113H215V114H213ZM219 113V114H218ZM239 113V114H238ZM245 113V114H244ZM36 114V115H35ZM147 114V113H146ZM161 113H158V116L160 115ZM221 114H222V117H221ZM229 114H231V117H230V115ZM232 114L234 115V117L236 116L238 119H234V117L232 116ZM6 115V116H5ZM15 117H14V116ZM211 115H213V116H211ZM216 115V116H215ZM224 115V116H223ZM246 115V116H245ZM32 116H35V117H33L32 118ZM147 116H148V114H147ZM146 116V117H147ZM199 116V117H198ZM217 116H219V117H217ZM226 116V117H225ZM228 116V117H227ZM5 117V118H4ZM9 117H11V118H9ZM157 117V118H156ZM198 117V118H197ZM212 117V118H211ZM221 117V118H220ZM250 117V118H249ZM31 118V119H30ZM132 118V119H131ZM156 118V119H155ZM196 118V119H195ZM202 118H204V119H202ZM211 118V119H210ZM216 118H220V119H217V122L219 123V128L221 127V128H223L222 130L220 129V130H218L217 131V129H219L218 128V126H216V125H218L217 124V122H216ZM224 118H227V120L225 119L224 120ZM228 118H231V120L230 119H228ZM10 119V120H9ZM130 119V123L128 122V120ZM136 120V122H135V120ZM153 119H155V121L153 120ZM189 119V120H188ZM199 119H201L202 121H199ZM213 119V120H212ZM224 120V122H222L223 120ZM3 120V121H2ZM7 120V121H6ZM15 120H16V122H15ZM134 120V121H133ZM152 120H153V122H155V124L152 122ZM194 120H195V122H194ZM219 120V121H218ZM222 120V121H221ZM229 120H230V122H229ZM234 120V121H233ZM235 120H237L236 122H235ZM260 120V121H261ZM127 121V122H126ZM157 121V122H156ZM196 121H199V122H196ZM205 122L204 124L202 123V122ZM206 121L207 122H210V123H213L212 121H214V123L213 124H210V123H206ZM225 121L227 122V124L225 125ZM258 122L257 123V125L259 126V128H260V132H261V122ZM8 122V123H7ZM132 122V123H131ZM148 122V123H149ZM165 122V121H164ZM188 122H189V124H188ZM220 122H222V123H220ZM242 122V121H241ZM134 123V124H133ZM137 123V124H136ZM153 123V124H152ZM186 123V124H185ZM190 123H192V125H193V128L191 127L192 125L190 124ZM199 123H201V124H203V125H206L207 124V126H203V125H198ZM234 123H235V125H234ZM245 122H244V120H243V122H242V124H244ZM263 123H264V120H263ZM30 124H32V126L30 125ZM196 124L198 125V126H196ZM210 124V126H211V129L208 127V125ZM216 124V125H215ZM223 125V127H222V125ZM246 124V123H245ZM248 124H249V126H248ZM145 125V126H144ZM152 125H155V127L153 126L152 127ZM186 125V126H185ZM221 125V126H220ZM240 125V126H239ZM256 125V124H255ZM263 125L264 124H262V127H263ZM11 126V127H10ZM31 126V127H30ZM134 126H136L137 128H134ZM187 126H188V128H187ZM213 126V127H212ZM216 126V128H214ZM231 126L229 127V128H227V129H232L231 128ZM258 126H257V128H255V129H257L258 130ZM15 127V128H14ZM16 127H17V129L19 130V131H17V129H16ZM32 127H33V129H32ZM35 127V128H34ZM127 127V128H126ZM142 127H144V128H142ZM146 127V128H145ZM149 127V128H148ZM164 127V126H163ZM162 127V128H163ZM239 127V128H238ZM256 127V126H255ZM140 128H142V129H140ZM189 128H192L193 129V132H190V130L192 131V129H189ZM195 128H198V129H195ZM199 128H201L202 130H204L205 132L202 134V130L200 129L199 130ZM206 128H208L209 129V132H208V130L206 129ZM213 128V129H212ZM251 128V127H250ZM250 128H245V130L246 129H250ZM254 128V127H253ZM30 129V130H29ZM128 129V130H127ZM136 129V130H135ZM143 129H144V131H143ZM148 130V131H146V130ZM186 129V130H185ZM187 129H189V130H187ZM216 129V130H215ZM241 129H243V128H241ZM255 129H252V130H254L255 132H257V130H255ZM264 129V128H263ZM13 130H16L15 131V135H13L14 134V131ZM127 130V131H126ZM161 131H166L165 130V127L163 128V129H160ZM184 130V131H183ZM197 130V131H196ZM198 130H199V132H198ZM212 130V131H211ZM214 130H215V132H214ZM232 130H234V129H232ZM10 133H9V132ZM33 131H34V133L35 134H33ZM123 133H121V132ZM146 131V132H145ZM187 131V132H186ZM194 131H196V134H195V132ZM211 131V132H210ZM249 131V133H250V130H248ZM247 131V132H248ZM263 131V130H262ZM26 132H28L27 134H26ZM30 132H32V133H30ZM38 132V133H37ZM152 132V131H151ZM159 132V131H158ZM175 134H174V133ZM186 132V133H185ZM243 132H245V131H243ZM243 132H241L242 134H244ZM252 132V131H251ZM260 132H258L259 134H260ZM41 133H42V135H41ZM120 134V135H118V134ZM146 133V134H145ZM173 133V134H172ZM178 133V132H177ZM184 133V134H183ZM192 133H194L193 135V137H192ZM246 133V132H245ZM249 133H247V135L249 134ZM253 133V132H252ZM20 134V135H19ZM34 136H33V135ZM40 136H39V135ZM117 134V135H116ZM134 134V135H133ZM138 134H141V135H139V137L140 136H142V137H145L146 135H147V137H145V138H148V136L150 137L151 136V138H148L149 140H150V143H148L149 144V146L147 147L146 146V141H147V139H143L144 141H143V143L144 144H142V143H140L139 142V144L138 145H140L139 147H140V149H138L139 147L137 146V142L139 141V139H138V141L137 142H135L136 140L134 139V141H133V143H132V140L131 141H129L128 139L131 137L132 139L133 138H135V136H138ZM166 134V135H165ZM215 134H213L212 135V133L211 134H209V136H212L211 138H213L212 140V143L211 142H208V141H206L208 138H207V134H206V138L207 139H202V138H199V139H201V140H203V142H204V140H205V143H209V146L208 147H210V149L211 150H214V151H211L210 150V152H209V149H207L208 150V152L209 153H206L205 155H203L204 153V151L206 150H204V147H203V149H201L199 146L202 144L203 145V143H199L200 145L197 147V145H193V143H192V145L193 146H196L197 148H199L200 150H201V152H200V150L199 149H197L199 152H198V154L197 153H194V150L193 149H195L196 147H194V148H188V150H186V148H184L186 151H189V152H183L184 154H186L187 153V155H189L190 154V156H186V155H183V158H181V160H182V162L183 163H181V165H183V168H184V166H186L185 168H186V170H189V168H191V166H192V164H194L193 162H195V164H194V166H192V168L196 171V166H197V169L201 172V173H204V172H206V173H204V174H209L208 172L210 171V172H213V170L215 171V170H221V168L223 169L226 165H227V163H228V160H230L231 161V163L232 164H229L230 163V161H229V163H228V166H230V168L228 167V166H226V168H225V171H224V169H223V171L221 170V171H217L218 172V175H219V177H221V180L220 179H218L219 177L217 176V174H215L216 176V178H214V179H216L215 181H213L214 182V184H215V186L213 185L212 186V188L214 189V187H215V189H217V190H219V189H222L221 187H223V189L220 191H215V189L213 190L212 188H210V186H209V189H207V186H206V189H204V186H203V188L202 187H200V189H196L197 191H196V193L194 194L193 192H195L194 191V189H191L192 191H190V192H188L187 191V193H185V194H183V199L184 198H186L185 199V201L182 199V201H184V203H182L184 206L183 207H181V209L184 211H182L184 214H183V216L185 217V221L187 220V216H191V215H189L191 212H192V207L194 208V209H197L196 207H198L199 209L201 208V207H203V205H205V204H212L214 207H215V210L217 209L216 207L217 206H219V204H218V200H219V202H221V204H220V211H216V212H218V214L216 213H214L215 215H218L219 216V218H222V219H225V221H226V218L229 220V218H230V222L227 220L226 221V223L224 224H222V226H221V224H217V221H218V223L219 222H225L224 220H218L216 217L217 216H214V214H212L213 212H212V208H213V210H214V207L213 206H210V204H209V206H207V205H205L206 207V209L204 210V212H206L205 213V216L203 215L204 213L203 212H200V211H203V210H201L200 209V211H199V209H198V211L199 212H194L195 214L194 215H192L193 217H194V221H192V216H191V221H192V223L191 224H189V225H191V227H193L194 229H196L197 227H199V225L198 224H200L201 222V224H203V226H201V228L199 229H197L196 231H197V233L198 234H201L200 233V231L202 232V231H204L205 229V231H204V233H202L203 234V236L202 235H200L199 237L201 238V237H206L204 240H202V238L201 239H198L199 241H198V243H200L201 244V246H202V244L205 242H207V240L209 239L208 237V234L210 235V237H214V238H212L211 240H213V239H216V241L215 242H217L218 244H219V247H218V245L214 242V240H213V242L215 243V245L214 246H216V248L213 246V242L211 241V244H212V246H211V244H210V241H208V243H206V245L208 246L209 244V248H211V249H209L206 245H205V247H204V245H203V247L205 248L203 251H202V248L203 247H201V248H198L199 249V251L197 250V249H195L196 248V246H195V244L197 243L196 242V240L195 239H193L192 238V236H191V234H190V236H188L187 234H186V236H188V239L190 240V237H191V240H192V242H194V243H191L190 241L188 242V243H191L190 245V247H189V245H188V247H189V250H190V248L193 246V244H194V248H191V250L193 251H189L188 250V248H187V250H188V253H185L184 252V248L183 249H181L182 247H178L180 250H182L185 254H183V256H184V258L185 257H188V256H191L192 258L195 256V258H199V261H196L197 263H199L200 262V264H204V263H208L209 262V260H206L207 258L209 259L210 258V261L212 262L213 261V263L214 262H216L215 264H219L218 263V259H216V257L218 258V256H222V254H220L219 253V251L220 252H225L224 254H223V256L224 257H221V258H223L222 260L220 259L219 260V262H220V264H227V262H228V264L230 263V262H232V261H237L236 259H239L240 258V260L239 261H237L238 262V264H264V245H263V243H264V241H263V239L262 238H264V237H262L263 236V234L264 233H261V232H263V230H262V228H264V227H261V225H260V222L262 221V219L260 220L259 218H261V216L263 217V212H264V205L262 206V205H260V203H261V201L259 200L260 198H259V196L257 197V195L254 193L253 194V198L251 199V196L250 195H246V194H243V193H241V195H239L240 196V198L241 199H245V200H248V202H249V199H247L246 198V196L249 198V196H250V199L251 200H253V199H255V196H256V199L255 200H259L258 202H260L259 203V205H257L256 204V208H255V203L252 205V206H250L248 203H240V202H242V201H238L240 198H239V196H237V194H234V192H238L239 194H240V191H238V190H242L243 191V189H241V187L240 188H237L238 190H236L235 191V189H233L232 191H230L232 194H233V197H235L234 195H236V197L235 198H233L232 200H229V198L232 196V194L228 197V193L230 194V192L228 191V190H230V187H229V185L231 184V183H233V185L232 186H234L235 184H234V182L235 183H237L235 186H239L240 184H239V180H241L240 182H243L244 183V181L242 180L243 179V177H245L246 178V174H247V176L249 177V174L248 173H250V169H251V167H250V164L252 165V163H253V165H254V163L256 162V164H257V166H256V170H254L255 169V165L253 166L252 165V170H251V174L250 175H252V172L254 173L255 171L257 172L258 170H259V174H260V172L262 171V169L261 168H263L264 169V166H263V164H264V158H263V162L261 163V156H263L264 155V153L262 152V155L261 154H258V153H261V152H259V150H261L260 149V147L261 146H259L258 145V143L260 144V142L262 143H264V141H261V140H259L258 141V143H257V145H256V141L257 140H254L253 138H255L256 137V139L259 137H257V134H255V133H253V135H254V137H253V135H251V133L248 135L249 136V138H247L246 140H245V137L243 136V135H241V134H237V135H235L236 137H237V139H236V137H232V136H230L229 138H231L230 140H228L227 139V137L224 135L225 133L223 132V140H218V141H220V142H218V141H216V139H215V137L216 136H218V134L217 135H215ZM222 134V133H221ZM264 134V133H263ZM262 134V136L261 137H263L264 135ZM8 135V136H7ZM11 135H13V136H11ZM31 135V136H30ZM38 136V138H36L35 136ZM122 135V136H121ZM144 135V136H143ZM203 135V136H202ZM241 135V136H240ZM246 134H245V136H247ZM251 135V136H250ZM256 135V136H255ZM30 136V137H29ZM119 136V137H118ZM121 136V137H120ZM130 136V137H129ZM133 136V137H132ZM189 136V137H188ZM215 136V137H214ZM225 136V137H224ZM4 137V138H3ZM10 137V138H9ZM12 137V138H11ZM16 137V138H15ZM35 137V138H34ZM125 137V138H124ZM129 137V138H128ZM167 137V138H166ZM170 139H169V138ZM192 137V138H191ZM34 138V139H33ZM43 138V139H42ZM111 138V139H110ZM136 138H138V137H136ZM156 138L158 139V143H156ZM180 138V139H181ZM184 138V139H183ZM182 139H181V141H184L185 142V139H186V137H183ZM198 138V137H197ZM224 138H226V139H224ZM252 138V139H251ZM6 139V140H5ZM14 139V140H13ZM37 139V140H36ZM47 139H50V140H47ZM122 139L124 140V141H122ZM179 139V140H180ZM249 139V140H248ZM259 139V138H258ZM260 139H262V138H260ZM263 139H264V137H263ZM262 139V140H263ZM11 140H12V142H11ZM34 140V141H33ZM49 142L48 144H47V141ZM53 140V141H52ZM114 140H116V141H114ZM129 141V142H127V141ZM142 139L140 138V141H141ZM149 140L147 141V142H149ZM151 140H152V143H151ZM166 140H167V142H166ZM174 140V141H173ZM188 139H186V142H187V144H188V142H190ZM225 140H227V142H225ZM232 140V141H231ZM234 140V141H233ZM237 140V141H236ZM253 140V141H252ZM113 141V142H112ZM118 141V142H117ZM119 141H122V142H119ZM155 143H154V142ZM164 141V142H163ZM170 141V142H169ZM209 141H211V139L209 140ZM215 141V142H214ZM223 141V142H222ZM242 141H245V143L247 144L249 141V143L247 144V147H246V144L244 143V142H242ZM247 141V142H246ZM10 144H9V143ZM35 144V146H34V144ZM38 142V143H37ZM45 142V143H44ZM123 142H127V143H123ZM136 144H135V143ZM142 142V141H141ZM166 143V144H163V143ZM225 142V143H224ZM231 142V143H230ZM235 142H237V143H235ZM241 142H242V145H244V146H240L241 145ZM41 143V144H40ZM53 143V144H52ZM57 143H59L57 146L58 147H56L55 146V144ZM94 143V144H93ZM97 143V144H98ZM101 143H100V145H101ZM114 143V144H113ZM122 143V144H121ZM154 143V144H153ZM170 143V144H171ZM218 143V146L217 145H215V144H217ZM222 143H224L225 144V146H223V144ZM228 143V144H227ZM240 143V144H239ZM250 143H253V144H255V145H253V144H251V147H250ZM37 144V145H36ZM44 144V145H43ZM51 145V147H49L48 145ZM61 144H63V145H61ZM124 144H126V145H124ZM131 144L133 145V144H135V147H137V148H135V147H133V146H131ZM169 144V145H170ZM213 146H212V145ZM220 144H221V146H220ZM236 145V146H234V145ZM2 145V146H1ZM16 145V146H15ZM43 145V146H42ZM56 147H54V146ZM61 145V146H60ZM70 145V146H69ZM88 145V146H89ZM99 145V144H98ZM115 145V146H114ZM121 145V146H120ZM124 145V146H123ZM145 145V146H144ZM152 145V146H151ZM154 145V146H153ZM163 147H162V146ZM201 145V146H202ZM208 144H206V146H207ZM211 145V146H210ZM37 146V149H39L38 151H37V149L35 148ZM38 146H39V148H38ZM88 146H86V149L88 148ZM90 146V147H91ZM102 146V145H101ZM111 146V147H110ZM118 146H120V147H122V148H120L119 149V147ZM125 146L127 147H129V146H131L130 148H127L126 150H125ZM189 146H191V145H186V147H189ZM219 147V148H217V147ZM231 146H232V148L234 149H232L233 151H236L235 153L231 150ZM234 146V147H233ZM254 146L256 147L255 149H254ZM257 146L259 147V149L257 148ZM263 146V145H262ZM55 148V149H51V148ZM94 147H96L97 148V145L96 146H94ZM94 147H92V149L94 148ZM99 147V146H98ZM110 147V148H109ZM113 147V148H112ZM116 147V148H115ZM154 147V148H153ZM156 147V148H155ZM159 147H162V148H159ZM185 147V146H184ZM207 147V148H208ZM214 147H215V149H214ZM226 147V148H225ZM228 147H230V149L228 148ZM236 147V148H235ZM241 147V148H240ZM64 148V149H63ZM66 148H67V150H66ZM70 148V149H69ZM109 148V149H108ZM115 148V149H114ZM124 148V149H123ZM131 148H135L136 150H138L137 152L139 153V155H137L136 153V151L135 150H133V152H131L130 153V151L128 152V150H130ZM151 149L150 151L149 150H147V149ZM157 148H159V150H157ZM237 148H239V150L237 149ZM243 148H244V150L246 149L247 150V148H248V154H249V152H250V156H247V154L244 156L243 155V157H249L248 158V160H246L247 162H249V160H250V162H249V165H247L248 163H246L245 162V160H244V162H243V164H241L242 163V161H243V157H242V161H241V158H240V156H239V160L238 159H234V157L237 155L236 153L237 152H239L240 151V149H242L243 150ZM262 148V147H261ZM32 149V151L34 150V152H32V151H30ZM51 149V150H50ZM72 149H73V151H72ZM89 149V148H88ZM91 149V148H90ZM112 149H114V150H112ZM121 149H123V152H122V150ZM146 149V150H145ZM152 149H153V151H152ZM192 149V150H191ZM226 151V154L223 152L222 153V151H224V150ZM238 151H237V150ZM251 149V150H250ZM258 149V150H257ZM3 150V151H2ZM11 150V151H10ZM55 150V151H54ZM63 150H64V152H63ZM71 150V152H69ZM98 150V149H97ZM119 150H120V152H119ZM132 150V149H131ZM197 150L195 149V152H197ZM204 150V151H203ZM241 151L240 152V155H242L243 153L245 154L246 153V151ZM253 150H254V153H252L253 152ZM264 149L262 148V151H263ZM14 151V152H13ZM19 151V152H18ZM92 151V150H91ZM90 150H89V152L88 153H86L85 154V157H86V155L88 154H90V152H91ZM112 151V152H111ZM192 153H191V152ZM218 151V154L220 153V154H225V155H221L222 157H220L216 152ZM227 151H230V153H228L227 154ZM255 151H256V153L258 154H255ZM7 152V153H6ZM30 152V153H29ZM61 152V154H59ZM83 152V151H82ZM86 152V151H85ZM109 152V153H108ZM125 152V153H124ZM141 152H143V153H141ZM212 152H214L213 154H212ZM233 152V153H232ZM23 153V154H22ZM32 153V154H31ZM70 153H71V155H70ZM92 153V152H91ZM120 153V154H119ZM121 153H123V154H121ZM130 153V154H129ZM151 153V154H150ZM157 153V154H156ZM3 154H4V156H6V160H4L5 158H2V156H3ZM8 154V155H7ZM15 154V155H14ZM22 154V155H21ZM65 154V155H64ZM68 154V155H67ZM73 154V155H72ZM128 156H127V155ZM135 155V158L133 157L134 155ZM156 154V155H155ZM159 154V155H160ZM192 154H193V156H192ZM201 154V155H200ZM208 154H211V156L210 155H208ZM231 154V156L230 157H227V155L229 156ZM232 154H234L233 156H232ZM17 155V156H16ZM67 155V156H66ZM87 155V156H88ZM117 155H120V157H122V156H124V157H122V158H120L119 157V159L117 158ZM122 155V156H121ZM126 155V156H125ZM129 155H132V157H131V161H133V162H129V158H130V156ZM149 155V156H148ZM194 155L198 158H193L194 157ZM198 155H200L199 157H198ZM203 155V156H202ZM207 155V156H206ZM215 156L216 158L215 159H213L212 158V156ZM238 155H239V153H238ZM238 155L236 156V158L238 157ZM252 155H254L253 157H254V159H250V157L252 156ZM3 156V157H4ZM24 156H26V159H23V158H25ZM63 156V157H62ZM65 156V157H64ZM69 156H71V157H69ZM106 156V157H105ZM138 156H139V158H138ZM141 156V157H140ZM148 156V157H147ZM186 156V157H185ZM205 156V158H203ZM213 156V157H214ZM217 156H219L220 158H218ZM18 157V158H17ZM75 158H76V156H74ZM84 156L83 155H81V158H83ZM114 157V158H113ZM129 157V158H128ZM144 159H143V158ZM158 159H157V158ZM187 157H191L190 159H188ZM210 159H209V158ZM258 157H260L258 160L260 161V162H258V160H255V158L257 159ZM28 158V159H27ZM66 159V161L64 160V159ZM111 158H113V159H111ZM115 158H116V160H118V161H116L115 160ZM123 158H125V160H126V162H124L125 160L123 159ZM127 158V159H126ZM137 161V162H139L138 164H137V162L134 160V159ZM184 158L186 159V160H184ZM199 158L201 159V161H199ZM222 158V159H221ZM227 158V159H226ZM14 159V160H13ZM16 159V160H15ZM63 159V160H62ZM69 159H71V160H69ZM141 159V160H140ZM171 159H172V161L174 160L173 158H169V161H171ZM197 159V160H196ZM208 159H209V161H211L212 159V161H211V163L208 161ZM219 159V160H218ZM224 159V160H223ZM225 159L227 160L226 161V163L225 162H223V161H225ZM232 159H233V161H232ZM2 160L4 161L3 163H2ZM26 160V161H25ZM28 160V161H27ZM61 160L63 161V162H61ZM69 160V161H68ZM111 160H113V162H114V165H111V163L113 164V162L111 161ZM120 160H124L123 162L121 161V163H120ZM144 162H143V161ZM167 160V159H166ZM165 160V162L167 163V161ZM187 160H189V161H191L192 162V160H193V162L192 163H190V162H188ZM235 160V161H234ZM23 162V163H21V162ZM44 161H45V163H44ZM65 161V162H64ZM68 161V162H67ZM111 161V162H110ZM162 162H163V160H161ZM175 161V160H174ZM173 161V162H174ZM198 161V162H197ZM237 161V162H236ZM239 161H241L240 162V164H239ZM255 161V162H254ZM27 162V163H26ZM74 162H75V165H73L74 164ZM108 162H110V164L108 163ZM119 162V163H118ZM136 162V163H135ZM201 162V163H200ZM206 163L207 162V164L210 166H208L207 167V165L206 164H204V163ZM218 164H217V163ZM234 162H236V163H234ZM21 163V164H20ZM61 163H63L62 165H61ZM65 163H68L69 164V166H67L66 167V164ZM125 163V164H124ZM128 163H129V165H128ZM141 163V164H140ZM184 163H185V165H184ZM202 165V166H205V167H203V168H201V167H199V165L200 164ZM222 163V164H221ZM234 163V164H233ZM246 163V164H245ZM261 165H260V164ZM5 164V165H4ZM25 164V165H24ZM67 164V165H68ZM116 164H118L117 165V169H116ZM137 164V165H136ZM188 166H187V165ZM190 164H191V166H190ZM211 164H213V165H211ZM221 164V165H220ZM223 164H225V165H223ZM238 164V165H237ZM9 165V166H8ZM64 165V166H63ZM145 165V167H143ZM222 166L223 165V167H220V166ZM235 165H237L239 168L241 167H243V165H244V168H245V166H247L245 169H246V171L248 170V173L245 171V169L244 168H242L243 170H241V172H243V171H245L246 172V174H244V173H242V175H243V177H241L242 179H235V177H236V175H238L239 177L240 176H242L241 174H239V172H240V170H239V168L237 167V166H235ZM242 165V166H241ZM62 166V167H61ZM109 166V167H108ZM124 166V167H123ZM128 166H129V168H128ZM131 166H133L135 169H133V167H131ZM190 166V167H189ZM212 166V167H211ZM249 166V167H248ZM260 166H262L261 168H260ZM5 167V168H4ZM107 167V168H106ZM110 167H111V169H110ZM112 167H115V169L116 170H118V171H116L114 168H112ZM123 167V168H122ZM126 167V168H125ZM138 167V168H137ZM142 167V168H141ZM207 167V168H206ZM213 167H217V169H215V168H213ZM232 167H234V171H233V168ZM4 168V169H3ZM62 168V169H61ZM65 168H67V170L65 169ZM136 168H137V170H136ZM188 168V169H187ZM192 168H191V170H192ZM206 168V169H205ZM227 168L229 169L228 171H229V173H228V171H227ZM238 168V169H237ZM121 169H122V171L123 172H121ZM126 169H128V172L126 173L125 171H126ZM132 169V170H131ZM146 169V170H147ZM201 169L203 170V171H201ZM209 169V170H208ZM211 169V170H210ZM258 169V170H257ZM12 170V171H11ZM37 170V171H36ZM39 170V171H38ZM59 170H61V171H59ZM111 171V172H108V171ZM130 170V171H129ZM140 172H139V171ZM142 170V171H141ZM146 170H145V172H146ZM197 170V171H198ZM237 170V171H236ZM9 171H11V172H9ZM13 171L16 173V174H13ZM22 172V173H20V172ZM27 171V172H26ZM30 171V172H29ZM36 171V172H35ZM44 171V172H43ZM74 171H76V172H74ZM135 171V172H134ZM136 171H137V173H136ZM196 171V172H197ZM198 171V172H199ZM26 172V173H25ZM66 172V173H65ZM121 172V173H120ZM129 172H131L130 174H129ZM143 172V173H142ZM216 171L215 172H213V173H217ZM220 172H223V173H220ZM234 172H235V174H234ZM255 172V173H256ZM27 173H28V175H27ZM31 175H30V174ZM35 173V174H34ZM37 173V174H36ZM58 173H60V174H58ZM70 173V174H69ZM108 173V174H107ZM120 173V174H119ZM123 173L125 174L124 176L125 177H127V175H128V178H129V176H130V180H132V178H133V180H132V182L133 181H135V179L136 178H138V179H136L137 180V182H136V184L133 182V183H130L131 181H127L128 179L127 178H125L124 177V179L123 178H121V177H123ZM132 173H134V175L136 176V174L137 175H139L138 177L136 176V177H134V175H132ZM212 173V174H213ZM233 173V174H232ZM263 174H264V172H262ZM7 174H8V177H9V175L11 174V176L10 177H13V178H7ZM24 174V175H23ZM59 175V177H58V175ZM68 174L72 177H70V176H68ZM110 174V175H109ZM222 174H229L228 176H231V178H234V179H231L230 177H228V176H225V175H222ZM234 175V176H232V175ZM257 175H258V173H256ZM28 177H27V176ZM29 175L31 176V177H29ZM36 175H37V177H36ZM67 176V177H65V176ZM73 175L74 176H76V175H78L79 177H81V178H79L78 176H76V177H78V178H73ZM107 175V176H106ZM118 175H122L121 177H119L118 178ZM255 175V174H254ZM262 175V174H261ZM23 176V177H22ZM26 177V179H24L25 177ZM225 178H224V177ZM253 176V175H252ZM251 176V177H252ZM256 176V175H255ZM254 176V178H256ZM260 176V175H259ZM21 177V178H20ZM57 177V178H56ZM83 177V178H82ZM91 177V178H90ZM132 177V178H131ZM223 177V178H222ZM5 178V179H4ZM21 180H20V179ZM54 178V179H53ZM231 180H230V179ZM254 178H248V180L247 181H252V179H254ZM4 179V180H3ZM8 179V180H7ZM84 179H85V181H84ZM91 179H94V181L93 180H91ZM127 179V180H126ZM140 179H141V177H140ZM225 179L227 180H230V182L228 181H225ZM247 179V178H246ZM24 180V181H23ZM27 180V181H26ZM35 180H38V181H35ZM54 180V181H53ZM63 180V181H62ZM64 180H66V181H64ZM68 180V181H67ZM83 180V181H82ZM89 180H91L90 182L92 183H90L89 182ZM97 180V179H96ZM122 180V181H121ZM126 182H125V181ZM222 180H223V183H229V185H228V187H229V189L227 190V188L225 187V185L223 186L222 184L223 183H221L220 185H218V183H220V181L222 182ZM234 180V182H231V181H233ZM238 180V181H237ZM5 183H3V182ZM9 181V183H7ZM56 181H57V184L55 185V183H56ZM77 181V182H76ZM78 181H79V183H78ZM87 181V182H86ZM93 181V182H92ZM142 182L141 184H139L138 182ZM225 181V182H224ZM26 182V183H25ZM31 182V183H30ZM34 182V183H33ZM53 182V183H52ZM68 182V183H67ZM74 184H73V183ZM113 182V181H112ZM123 182V183H122ZM184 182H187V181H184ZM183 182V183H184ZM33 183V184H32ZM49 185H48V184ZM61 183V184H60ZM62 183H64V184H62ZM90 183V184H89ZM107 183V184H106ZM252 183H255V181L254 182H252ZM4 184V185H3ZM28 184V185H27ZM54 184V185H53ZM73 184V185H72ZM78 184H79V186H78ZM122 184L124 185V186H122ZM153 183H150V184H148L149 186H151ZM170 184V183H169ZM186 184V183H185ZM239 184V185H238ZM5 185H7V186H5ZM10 185V186H9ZM25 187H24V186ZM48 185V186H47ZM111 185V186H110ZM133 185V186H132ZM137 185V186H136ZM156 184L154 183V185H152L153 187L155 186ZM186 185H188V184H186ZM216 185H217V187L218 188H216ZM222 185V186H221ZM241 185H243L242 183H241ZM250 185V184H249ZM248 185V186H249ZM254 185V184H253ZM253 185L251 184L250 186H252L251 188H252V190H253V192H254V189H253ZM16 186V187H15ZM113 186V187H112ZM221 186V187H220ZM254 186H256V185H254ZM259 186V185H258ZM261 186V185H260ZM263 186H264V184H263ZM10 189H9V188ZM24 187V188H23ZM137 187H138V189H137ZM163 187V188H162ZM244 187V185L242 186V188ZM246 187V186H245ZM8 188V189H7ZM18 188V189H17ZM37 188V189H36ZM120 188H122V189H120ZM131 188V189H130ZM150 188V187H149ZM188 188H189V186H188ZM224 188H225V190L226 191H224ZM12 189V190H11ZM20 189V190H19ZM109 189L110 190H112L111 192L109 191ZM151 189V188H150ZM201 189H203V190H201ZM259 189V188H258ZM262 189V188H261ZM6 190V191H5ZM13 190H15V191H13ZM25 190V191H24ZM104 190H106V192L104 191ZM118 190V191H117ZM164 190V191H163ZM168 190V191H167ZM186 190H188L187 189V187L185 186V191ZM205 190V191H204ZM207 190V191H206ZM212 190V191H211ZM246 190H248V187H247V189ZM245 190V191H246ZM252 190H251V192H252ZM256 190V189H255ZM3 193H2V192ZM11 191V192H10ZM35 191H36V193H35ZM41 191H42V193H41ZM48 191V192H49ZM60 191H63L62 193H64V195L62 194V193H60ZM114 191V192H113ZM121 191H125L124 192V196H125V198H124V196L122 195V193L123 192H121ZM134 191H135V193H134ZM138 191V192H137ZM184 191V192H185ZM224 191V192H223ZM43 192H44V194H43ZM105 192V193H104ZM109 193V196H108V193ZM167 194H169V195H166V193ZM205 192V193H204ZM207 192H208V194H207ZM213 192V193H212ZM215 192L217 193V194H215ZM218 192H220L221 193V195L220 194H218ZM226 192H227V194H226ZM244 192V191H243ZM250 192V191H249ZM9 193V194H8ZM20 193H22V194H20ZM33 193V194H32ZM41 193V194H40ZM53 193V192H52ZM128 193V194H127ZM199 193V194H198ZM259 193V192H258ZM260 193H262V190H261V192ZM259 193V194H260ZM11 194V195H10ZM20 194V195H19ZM31 196H30V195ZM63 196V197H61L60 199L58 198V196L60 197L61 195ZM121 194V195H120ZM141 194H143V195H141ZM188 194V195H187ZM193 194V195H192ZM203 195V196H205V197H207V199H209V200H207L206 201V199H204L203 198V200L201 201V203L199 202L200 200V198H199V195ZM209 194H211V197H210V195ZM222 194H225V195H222ZM242 194H243V196H242ZM249 194V193H248ZM258 194V195H259ZM2 195V196H1ZM3 195H4V197H3ZM21 195H22V197H21ZM106 195V196H105ZM115 195V196H114ZM119 195V196H118ZM140 197V199L142 200V202L140 201V199H139V197ZM164 195H166L165 197H164ZM172 195V196H171ZM174 195V196H173ZM215 196V199H214V197H212V196ZM227 195V197H225ZM255 195V196H254ZM263 195H264V192H263ZM15 196V197H14ZM34 198H33V197ZM38 196H40L39 198H38ZM50 196V197H49ZM113 196V197H112ZM117 196H118V198H117ZM141 196L143 197V198H141ZM145 196V197H144ZM171 196V197H170ZM187 196V197H186ZM190 196H193V198L192 197H190ZM202 196V197H203ZM217 196V197H216ZM221 196H224L223 198L221 197ZM6 197V198H5ZM43 199H42V198ZM66 197V198H65ZM146 197H148V198H146ZM168 197H170V198H173V200H169L170 198H168ZM190 198V200H189V198ZM196 197H198V199L196 198ZM201 197V198H202ZM221 197V198H220ZM264 197V196H263ZM19 198H20V200H19ZM106 200H105V199ZM162 198V199H161ZM164 198V199H163ZM192 198V199H191ZM226 198H227V200H229V201H232V202H229V201H227L226 200ZM262 198V197H261ZM15 199H17V200H15ZM38 199H41L42 201H39ZM45 199V200H44ZM71 199V198H70ZM134 199V200H133ZM146 200V204H145V200ZM148 199V200H147ZM151 199V200H150ZM154 201H153V200ZM166 199H168V200H166ZM175 199H176V196H175ZM189 200L190 201V203H189V201H188V203H187V201L186 200ZM222 199H223V203H222ZM240 199V200H241ZM3 200V199H2ZM1 199H0V209H2V210H4L3 208H1L3 205H5L4 206V208H6L7 206V204L5 203V201H2ZM12 200V201H11ZM37 200V201H36ZM62 200V201H61ZM67 200V201H66ZM109 200H110V202H112V203H110L109 202ZM115 200V201H114ZM127 200H129V202L127 201ZM144 200V201H143ZM165 200V201H164ZM193 200V201H192ZM264 200V199H263ZM262 200V201H263ZM1 201H2V203H4V204H2L1 203ZM17 201V202H16ZM33 201V202H32ZM58 201H60V202H58ZM75 201V200H74ZM100 200H98V201H96L95 203H98ZM119 201H121L120 203H119ZM134 201H135V204H134ZM152 201V202H151ZM161 201V202H160ZM162 201H163V203H162ZM168 201V202H167ZM174 201V202H173ZM197 201V202H196ZM205 201L207 202V203H205ZM226 201V202H225ZM237 201V202H239V204H243L242 205V207L243 208H247V209H249L250 210V212H251V210H253V211H256V209H257V207H258V214H257V212H255L254 213V215H255V217L254 216H251V214H248L249 213V210L247 211H245V209H242V207L240 206L239 207V204L237 205V203L235 204V202ZM35 202V203H34ZM37 202H39V203H37ZM47 202V201H46ZM73 202V201H72ZM76 202H78L77 200H76ZM76 202H74L73 203V205H71V207L70 206H68V208H72V206H73V208L72 209H69V210H72L71 211V213H73V210H75V208H74V206H75V203ZM80 203L82 202V201H79ZM140 202V203H139ZM150 202V203H149ZM156 202V203H155ZM167 204H166V203ZM174 204H172V203ZM202 202H204L205 204H202ZM209 202V203H208ZM214 204H213V203ZM215 202H217V203H215ZM229 202V203H228ZM244 202V201H243ZM250 202H252V201H250ZM253 202H256V201H253ZM257 202V203H258ZM123 203H124V207L125 206H127V209H125L126 211L125 212H127L128 211V209H129V214L128 213H124V215H122L123 214V207H121L122 205H123ZM136 203H138V205L140 206L139 208H141V206H143V205H146L147 206V204H149L148 205V207H144L145 209H143L142 211L141 210H139V208H138V205L136 204ZM165 203V204H164ZM192 203V204H191ZM195 203V204H194ZM199 203V204H198ZM264 203V202H263ZM19 204V205H18ZM33 204V206H31ZM52 204V205H51ZM85 204V203H84ZM84 204H83V207H84ZM127 204V205H126ZM134 204V205H133ZM140 204H142V205H140ZM153 204V205H152ZM159 204H162V205H159ZM172 204V205H171ZM191 204V205H190ZM215 204L217 205V206H215ZM230 204V205H229ZM232 204H234L235 206H233ZM247 204V205H246ZM252 204V203H251ZM70 205V204H69ZM80 205V204H79ZM78 205V206H79ZM96 205V204H95ZM105 205H103L102 206V209H103V207H105ZM129 205H131L130 207H128ZM152 205V206H151ZM159 205V206H158ZM190 205V206H189ZM193 205V206H192ZM197 205V206H196ZM202 205V206H201ZM225 205V207H223ZM228 205V206H227ZM246 205V206H245ZM249 205V206H248ZM21 206V207H20ZM31 206V207H30ZM99 206H101V205H99ZM162 206H164V207H162ZM187 206V207H186ZM226 206H227V208L230 210L231 208H232V206H233V208L231 209V211H229V218L227 217L228 215H227V213H226V215H223V214H225V212H227V211H225V210H222V208L223 209H225L226 208ZM254 206V207H253ZM263 207V210H262V207ZM62 206H60V207H56L57 208V210H59V211H61V209H62V214H61V212H59V213H57V211L56 212H54V215H55V213H57L58 215H57V217H59V216H62L63 215V213H67V211H68V209L66 208L67 206H64L65 207V209L62 207ZM80 207H82V206H80ZM79 207V208H80ZM82 207V208H83ZM93 208H94V205L92 206ZM112 207H113V205L111 206V208H110V206H108V208L110 209V211L112 210ZM188 207H190V208H188ZM209 207H211V212L212 213H209V212H207V211H209L208 210V208ZM237 207V208H236ZM252 207V208H251ZM261 207V208H260ZM38 208H39V206H38ZM40 208H42V207H40ZM45 208V209H46ZM76 208H77V206H76ZM81 208V209H82ZM136 208H138V209H136ZM227 208H226V210H227ZM234 208H235V210H234ZM238 208H240L241 210H239ZM253 208H255V209H253ZM260 208V209H259ZM12 209V210H11ZM20 210V212H18L19 210ZM67 209V211L66 212H64V210H66ZM86 208L84 207V209L83 210H85ZM106 208H104V210H105ZM155 209V208H154ZM193 209V210H194ZM204 209V208H203ZM210 209V208H209ZM236 209L238 210V212L236 211ZM6 210V209H5ZM10 210V211H9ZM13 210L16 212V214H15V212H13ZM39 210V209H38ZM42 210V211H41ZM77 210V209H76ZM93 210V209H92ZM107 210V209H106ZM120 210H121V213H120ZM133 210V211H134ZM136 210H139L138 211V213H137V211ZM191 210V211H190ZM35 211H37V209H34V211H32V213L30 212V214H29V216H31V215H35L36 217H41L42 216V219L43 218H46V216L45 215H43V214H46L45 213V211H47V210H45L44 211V209H40L39 211L41 212V214L42 215H40V212L39 211H37L38 213L37 214H39V215H37L36 214V212ZM44 211V212H43ZM54 211H55V208H54ZM78 211V210H77ZM88 211H89V209H88ZM109 210H107L106 212L105 211H103V212H105V213H108V214H113V212H110ZM118 211H119V214H117L118 213ZM141 211V212H140ZM196 211V210H195ZM221 211H223L221 214L219 213V212H221ZM236 211V212H235ZM241 211H245V212H243V214L242 213H240ZM259 211H260V213H259ZM5 211H3V213H4ZM34 212H35V214H34ZM43 212V213H42ZM69 213H70V211H68ZM76 212V211H75ZM80 212V215H81V211H79ZM83 212V211H82ZM110 212V213H109ZM140 212V213H139ZM173 212V214H174V211H172ZM171 212V213H172ZM83 213H86L87 214V209H86V212H83ZM83 213H82V216L85 218V215H83ZM115 213H116V215H115ZM157 213H159V212H157ZM202 213V214H201ZM212 217V215L215 217V219L213 218H211V217H208V214ZM232 213V214H231ZM234 213H236V215L234 214ZM251 213H253V212H251ZM263 213V214H262ZM74 214V213H73ZM133 214H134V212H133ZM135 214L133 215L134 217H132V219L133 218H138L137 216H135ZM185 214H186V216H185ZM191 214H193V213H191ZM220 214V215H219ZM237 214H242L241 216L242 217H244L245 219H246V215H247V223L245 224L243 221V219H241L242 217H240V216H237ZM72 215V214H71ZM70 215V216H71ZM79 215V216H80ZM119 215H121V217L119 216ZM126 215V216H125ZM196 215H198V217L196 216ZM200 215V216H199ZM202 215L205 217V218H207V219H204V217L202 218ZM221 215H223L222 217H220ZM235 215V216H234ZM1 216H4V214H2V212H0V217ZM9 216V217H8ZM34 216V217H35ZM64 216H66V214H64ZM69 216V218H70V220L72 219V217H70ZM72 216H75V215H72ZM76 216H78V214L76 215ZM75 216V217H76ZM87 216V215H86ZM122 216H124V217H122ZM169 216V217H168ZM182 216V218H184ZM224 216H226V218H224ZM232 216H234L233 218H231ZM250 216H251V218H250ZM258 216V217H257ZM260 216V217H259ZM33 217V218H34ZM56 217V218H57ZM156 217H160L159 215L157 216V214H156ZM172 217V218H171ZM197 219H196V218ZM240 217V219H241V221H240V219L238 220V218ZM253 217H254V219H258V221L257 220H255V222H256V224H258L261 228H257V230L258 231H260V233H261V236L260 235H258V233H257V235L258 236H260V238L257 236V235H255L256 234V232H258L256 229L254 230L253 229V227H255V226H257V225H254V223H253ZM32 218V217H31ZM33 218H32V220H33ZM62 218V217H61ZM66 218H68V216H66ZM74 218V217H73ZM76 218H79V217H76ZM169 218V219H168ZM199 218V219H198ZM201 218V219H200ZM209 218H211L212 220H210ZM234 218H236L235 220H234ZM4 219H5V221H4ZM8 219V220H7ZM12 219V218H11ZM188 219L190 220V218L188 217ZM204 219V220H203ZM231 219L232 220H234V222L233 221H231ZM60 220V217H59V219H58V221ZM69 220V219H68ZM74 220V219H73ZM75 220H77V219H75ZM134 220V219H133ZM183 221H184V219H182ZM196 220V221H195ZM205 220L206 221H208V223H207V225L210 223V225H208V227H210V228H208L207 227V225L205 226ZM215 220H217V221H215ZM8 221H10V223H8ZM62 221V220H61ZM80 221V220H79ZM182 221V223H185V222H183ZM249 221V222H248ZM253 223V225H252V223ZM264 221V220H263ZM262 221V222H263ZM65 222H66V220H65ZM69 222V221H68ZM67 222V223H68ZM73 221H71V223H72ZM83 222V221H82ZM186 222H188V221H186ZM198 222V223H197ZM212 222V223H211ZM213 222H214V224H213ZM228 222V223H227ZM237 222H238V226H239V229L240 230H238V227H235V225L237 224ZM240 222H242L241 224H244V225H241L240 224ZM258 222V223H257ZM262 222H261V224H262ZM4 223H5V225H4ZM30 223H32V222H30ZM37 223V222H36ZM70 223V224H71ZM75 223V222H74ZM172 223V222H171ZM205 223V224H204ZM233 223H236L235 225H234V227L232 226V224ZM56 224V223H55ZM60 224V223H59ZM70 224L69 225H67V224H64V222H61V225H59L58 226V224H56L55 226H57L56 227V231H57V233H58V236H57V233H56V231H55V234H54V237H53V240H59V239H61L63 236L65 237V235L67 234V233H73V234H71V236L69 237V238H67V239H64V241H66V242H64V244H63V248H62V246H61V243L60 242H58L57 244H59L60 243V246L58 247V248H60L61 249V252H60V249H56L55 248V253H54V256H53V260H52V258H51V264H127V263H129V261L130 260H132V261H134L133 259H136L137 260V262L136 261H134L133 263L135 264H147V262L149 263V261H148V259L149 260H152V254L153 255H158V253H160V252H162L163 254L164 253H167L166 254V258L167 259H169L168 261L166 260V258H165V254L163 255V258H161V255H162V253H160L161 255H158L159 257H160V259L157 257V256H154V260H152L151 262H150V264H153L154 262H156L157 264H163L162 263V261H164V262H166V263H171L172 264V260H173V258H176V259H179L180 258V260L178 261V260H175L174 259V263L176 262L177 264H179V262H184L185 261V259L183 258V256H181L182 254H180V256L179 257H175L174 255H169V253H168V251H166V248H164L165 246L163 245L162 247H160V249H161V251H160V249H158L157 248V250H155V249H153L154 250V252H153V250L151 249V250H149L150 252L152 251L153 253H151V257H149L148 256V254H150L148 251H143L142 252V250H143V248H144V246L142 245V247H141V245H140V243L138 242L139 241V239H137L136 238V233H134V234H136L135 236H131L132 238H133V240H135V238H136V241H131L132 242V245H134V244H136V246L138 245V246H140L141 248L140 249H142V250H140V249H138L137 250V248H139V247H134V250H133V248L131 247V249L133 250V252L135 253V254H133V252H132V250H131V254L129 253L130 252V247L128 248V247H126V248H128L129 249V251H127V252H125L124 250H126V249H124L123 248V246L121 247V249L119 248V252H118V249H115V250H113V249H108V248H105V246H104V240L102 241V238H100V239H97V238H94L96 235V232H95V230H94V232L93 233H91L92 234V236H91V234H90V232H92L93 231V229L95 228L96 229V227H93V228H89L90 226H88V228L90 229V232H88L89 230H87V231H84V232H81V234L80 233H76V231L74 230V229H76V228H72V227H70ZM81 224V223H80ZM125 224V223H124ZM186 224V223H185ZM200 224V225H201ZM216 224V225H215ZM226 224L229 226H227L226 227ZM2 225V226H1ZM7 225V226H6ZM9 225V226H8ZM22 225V224H21ZM74 225V224H73ZM77 225V224H76ZM82 225V224H81ZM121 225H123L122 223H121ZM196 225V226H195ZM198 225V226H197ZM215 225V226H214ZM218 225V226H217ZM246 225V226H245ZM250 225H252L253 227H251ZM263 225V224H262ZM78 226V225H77ZM195 226V227H194ZM221 226V228L219 229L218 227H220ZM225 226V227H224ZM232 226V227H231ZM237 226V225H236ZM240 226H242V227H240ZM251 227L250 229H248L249 227ZM23 227V228H22ZM21 228L20 227H18L19 228V230L21 229V231L19 232L18 231V229H17V231L15 232V234H17V235H15V241H16V243H15V241L14 240H12L13 241V243L10 241V246L12 245V244H14V245H12L14 248H16L17 249V251L20 249V251H23V249H22V247L24 248V251L25 252H27V254H29L30 253V251H31V249L33 250V248H30L29 246V244H30V238H28L29 240H27V239H25L26 237H23V235L25 236L26 234H29L30 232H27V231H29V230H25L24 229V226H22ZM60 227V228H59ZM79 227V226H78ZM81 227V226H80ZM98 227H100V226H98ZM182 227V226H181ZM184 227H186V226H184ZM191 227H189V228H186L185 230H187V229H189V231H190V228ZM206 227V228H205ZM62 228V229H61ZM72 228V229H71ZM82 228V227H81ZM202 228H204L203 230H202ZM233 228H234V230H233ZM236 228H237V230H236ZM2 229V228H1ZM22 229H23V231H26V232H23L22 231ZM59 231H58V230ZM82 229H84V228H82ZM184 229V228H183ZM208 229H210L211 231H212V234H211V231H209ZM215 229H216V232H215ZM221 230V231H223V230H225V229H227V231L225 230V231H223V233L221 232V231H219V230ZM230 229H232L231 231H230ZM243 229V230H242ZM254 230V231H256V232H252V230ZM261 229V230H260ZM3 230H4V228H3ZM2 230V231H3ZM61 230V231H60ZM236 230V232H238L239 233V235L236 233V232H233V231H235ZM245 230H246V232H245ZM247 230H251V233L250 234H253L254 236H251L250 234H248L249 233V231H247ZM73 231V232H72ZM75 231V232H74ZM78 231H80L79 229H78ZM183 231V230H182ZM191 231H192V228H191ZM190 231V232H191ZM195 231V230H194ZM195 231V232H196ZM207 231L208 232H210V233H207ZM240 231H243V234H244V232H245V235H241L240 236ZM0 232H1V230H0ZM19 233V235H20V237L18 236V233ZM22 232V233H21ZM190 232H188V233H190ZM195 232H191V233H195ZM206 232V233H205ZM213 232H215V233H217V235H216V238H215V233H213ZM227 233L228 232V234L230 233L231 234V232H232V234L231 235H228V234H225V233ZM21 233V234H20ZM25 233V234H24ZM76 233V234H75ZM89 233V234H88ZM183 233H187V231H184ZM221 233V235H219ZM235 233V234H234ZM255 233V234H254ZM2 234H3V232L2 233H0V238H1V236H2ZM23 234V235H22ZM133 234V235H134ZM198 234H194L195 236H197L198 237ZM205 234V235H204ZM225 234V235H224ZM241 234H242V232H241ZM246 234H248V235H246ZM68 235V234H67ZM139 235L140 236H142V234L140 233V234H138V237H139ZM173 235V234H172ZM182 235V234H181ZM184 235V234H183ZM224 235V236H223ZM238 235V236H237ZM57 236V237H56ZM130 236V235H129ZM143 236L145 237V235L143 234ZM151 237V239L149 238V237ZM146 235V237H147V239H148V241L147 242H149V241H154L156 238H158L157 237V235ZM166 236V238H168L167 237V235H165ZM165 236H164V238H165ZM170 236H171V234H170ZM176 236V235H175ZM178 236V235H177ZM180 236V235H179ZM219 236V237H218ZM222 236V237H221ZM227 236L229 237V238H231V236L233 237V239H234V236H235V240H233V239H228L227 238ZM244 236V237H243ZM29 237V236H28ZM90 237H91V239H90ZM93 237V238H92ZM97 237V236H96ZM103 237V236H102ZM173 237H174V235H173ZM172 237V238H173ZM194 237V236H193ZM244 239L245 237V242H243V239ZM251 239H250V238ZM252 237L254 238V239H252ZM255 237H257V238H255ZM13 238H14V236H13ZM21 240L22 238L23 239H25L24 241H23V239H22V242L21 241H19V239ZM124 238H125V236H124ZM124 238H123V236H121V239H122V241L124 240ZM127 238H129V240L131 239L130 237H126L125 238V240H127ZM155 238V239H154ZM175 238V237H174ZM208 238V239H207ZM221 238V239H220ZM240 238V239H239ZM248 238V239H247ZM259 238V239H258ZM4 239V238H3ZM2 238L0 239L1 241H3L4 242V240H3ZM12 239V238H11ZM10 239V240H11ZM69 239V240H68ZM94 239V241H96V242H100V243H102L103 242V244L101 245V244H99V243H94L95 245H97V247L96 246H94L93 244L91 245V240H93ZM121 239H120V241H121ZM180 239H181V237H180ZM187 238H186V240H188ZM197 239V238H196ZM223 242L224 240H227L228 239V241H225L224 242V246H223V243H222V245L221 246H223V247H221L220 248V240ZM258 239V240H257ZM18 240V241H17ZM57 240H56V242H57ZM125 240L123 241V242H121V244L122 243H124L125 242ZM132 240V239H131ZM167 240V239H166ZM168 240H169V238H168ZM172 240H174V239H172ZM176 240V239H175ZM183 240V239H182ZM181 240V242H182V244H183V241ZM195 240V241H194ZM203 242H202V241ZM219 240V241H218ZM230 240V241H229ZM233 240V241H232ZM240 240H242L240 243H238ZM246 240H247V242H246ZM248 240H250V241H248ZM252 240V241H251ZM253 240L255 241V240H257V241H262L261 243H258V242H253ZM0 241V242H1ZM26 241V243L25 244H23L24 242ZM27 241H29V243L27 242ZM60 241V240H59ZM176 241H178V240H176ZM19 242H20V244H23V245H25V246H21L20 247V244H19ZM31 242H32V240H31ZM55 242V243H56ZM61 242H62V240H61ZM106 242V241H105ZM138 242V243H137ZM179 242V241H178ZM181 242H180V245H181ZM186 242V241H185ZM202 242V243H201ZM235 244V248L238 246V244H239V247L241 248H239V247H237L236 249H234L233 247H232V245L234 246V244ZM236 242V243H235ZM5 243V242H4ZM150 243V242H149ZM168 243V242H167ZM174 242H172V244H173ZM230 243H232V244H230ZM246 243H249V244H246ZM253 243V244H252ZM2 243H0V248L2 249V251L0 250V258H1V260H0V263L1 264H3V262H4V264H8L9 262L10 263H12V264H35L36 263V259H35V255H34V251L33 252H31L29 255H31V256H28L27 254L25 255V253H23V252H19V256L16 254L14 257H13V259L12 258H10V261H9V258H6L5 257V255L7 254L5 251H3V247H4V245H1ZM6 244L7 243H5V247H6ZM19 244V245H18ZM26 244H28V245H26ZM32 244V243H31ZM56 244V245H57ZM99 244V245H98ZM147 244V243H146ZM226 244V245H225ZM227 244L228 245H231V247H227ZM250 244H251V246H253V247H255V246H257L258 248H260V249H262V251L260 252V250H258V248L256 249L255 248V250H254V248L252 247L251 248V246H250ZM263 245L262 247L263 248H261V246L260 245ZM33 246H34V244H32ZM55 245V246H56ZM88 245V246H87ZM166 245V244H165ZM168 245V244H167ZM170 245V244H169ZM177 245V244H176ZM196 245H198V244H196ZM241 245V246H240ZM250 247H249V246ZM7 246H8V244H7ZM9 246V247H10ZM17 246V247H16ZM86 246V247H85ZM94 246V247H93ZM200 246V245H199ZM246 247V249H245V251L247 250L248 251V253H251V254H248V253H246L245 251H242V248L243 247ZM29 247V249H25V248H28ZM32 247V246H31ZM57 247V246H56ZM169 247V246H168ZM185 247H187V246H185ZM207 247V248H206ZM224 247H227V249H230V250H233L234 249V251L233 252H235V254H236V252H238L237 254L238 255H236L235 256V254H233V252L231 253L232 255H231V258H233L234 260H232V261H230V259L229 258H227V255L228 254H226L227 253V249L226 248H224ZM244 247V248H245ZM19 248V249H18ZM81 248V249H80ZM84 248V249H83ZM122 248L124 249V250H122ZM170 248H172V247H170ZM170 248H169V250H170ZM213 248H215V251H212L211 252V254L214 252V256H215V259H213L212 257H214L213 255L211 256V255H209L210 253H208L210 250H212ZM225 249V251H224V249ZM231 248H233V249H231ZM248 248V249H247ZM251 248V249H250ZM6 249V248H5ZM4 249V250H5ZM8 249V248H7ZM6 249V250H7ZM15 249V250H16ZM35 249V248H34ZM74 249V250H73ZM162 249H165V250H162ZM175 249V248H174ZM173 249V250H174ZM177 249V248H176ZM196 250V254L194 253V251ZM220 249V250H219ZM30 250V251H29ZM56 250L58 251L59 250V254L56 252ZM99 250V251H98ZM113 250V251H112ZM145 250V249H144ZM147 250V249H146ZM159 250V251H158ZM173 250H171V251H173ZM209 250V251H208ZM214 250V249H213ZM218 252H217V251ZM241 250V251H240ZM249 250H251V251H249ZM252 250H254V252L256 253V254H252ZM256 250H258L259 252L257 253L256 252ZM105 251H107V252H105ZM115 251V252H114ZM138 253H137V252ZM157 251V253H155ZM165 251V252H164ZM175 251V250H174ZM186 251V250H185ZM205 251H206V253H205ZM16 252V251H15ZM102 252V253H101ZM177 252H179V251H176V252H174V253H177ZM187 252V251H186ZM192 254H191V253ZM200 252V253H199ZM201 252H203V253H201ZM215 252H217V254L215 253ZM243 252V253H242ZM246 254H245V253ZM253 252V253H254ZM2 253H4V256H3V254ZM32 253H33V255H32ZM56 253H57V257H55V255H56ZM115 253V254H114ZM127 254V253H129V254H127V256L129 257V255L132 257H134V258H131L130 259V257H129V259H127L128 257L125 255V254ZM137 253V254H136ZM148 253V254H147ZM180 253H181V251H180ZM228 253H229V256H230V251L228 250ZM260 253V254H259ZM109 254V255H108ZM170 254H173V253H170ZM177 254H179V253H177ZM201 254V255H200ZM203 254V255H202ZM218 254H220V255H218ZM246 255V256H244V261H243V259L241 258V257H243V255ZM135 255V256H134ZM136 255H138V256H136ZM139 255H141V256H139ZM142 255H144V256H142ZM147 255V256H146ZM168 255V256H167ZM197 255V256H196ZM208 255H209V257H208ZM226 255V256H225ZM234 255V256H233ZM240 255H242V256H240ZM249 257H248V256ZM254 255H255V257H254ZM7 256V255H6ZM24 256V257H23ZM35 256V257H34ZM146 256V257H145ZM172 256V257H171ZM174 256V257H173ZM177 256V255H176ZM206 258V259H202V260H204V261H202L201 260V258H204V257ZM239 256V257H238ZM252 256V257H251ZM260 256V257H259ZM261 256H262V258H261ZM26 257H28V259L26 258ZM136 257V258H135ZM191 257H188L189 259L191 258ZM227 258V262H225V260H224V258ZM236 257V258H235ZM245 257H247V258H245ZM258 257V258H257ZM17 258V259H16ZM24 258H25V261H24ZM55 258H57L56 260H55ZM142 259V260H140L139 261V259ZM147 259V261H146V259ZM212 258V259H211ZM251 258V259H250ZM252 258H254V259H252ZM11 259H12V261H11ZM144 259H145V261H144ZM163 259V260H162ZM181 259H184V260H181ZM187 259V258H186ZM189 259H187V260H189ZM229 259V260H228ZM241 259H242V262H241ZM257 259H258V261H257ZM259 259H262L261 261H259ZM4 260H6V261H4ZM8 260V261H7ZM19 260V261H18ZM27 260V261H26ZM127 260H129V261H127ZM160 261L159 263H158V261ZM214 260H216V261H214ZM247 260V261H246ZM250 260V261H249ZM253 260V261H252ZM3 261V262H2ZM34 261V262H33ZM55 261V262H54ZM119 261V262H118ZM142 261V262H141ZM171 261V262H170ZM191 261H193L192 259H191ZM256 261H257V263H256ZM17 262V263H16ZM24 262V263H23ZM54 262V263H53ZM139 262H141V263H139ZM181 262V263H182ZM186 262V261H185ZM223 262H225V263H223ZM237 262H235L236 264H237ZM259 262H261V263H259ZM133 263H129V264H133ZM165 263V264H166ZM175 263V264H176ZM180 263V264H181ZM187 263V262H186ZM190 264H191V262H189ZM196 263V264H197ZM213 263H211V264H213ZM234 263V264H235ZM188 264V263H187ZM193 264H195L194 262H193ZM210 264V263H209ZM232 264H233V262H232Z\"/></svg>","mask_w":264,"mask_h":264},{"label":"bare ground","instance_id":"bare-ground-1","mask_svg":"<svg viewBox=\"0 0 264 264\" xmlns=\"http://www.w3.org/2000/svg\"><path fill=\"white\" fill-rule=\"evenodd\" d=\"M0 1H1V0H0ZM3 1H4V0H2V2H3ZM7 1H8V0H6V2H7ZM12 1H13V0H12ZM39 1H40V0H39ZM43 1H44V0H43ZM54 1H55V0H54ZM65 1H66V0H65ZM88 1H89V0H88ZM98 1H101V0H98ZM102 1H103V0H102ZM105 1H106V0H105ZM116 1H117V0H116ZM133 1H134V0H130V2H129V1H127V2L131 3V2H133ZM169 1L172 3L171 0H169ZM186 1H187V0H186ZM191 1H192V0H191ZM195 1H196V0H195ZM199 1H200V0H199ZM201 1H202V0H201ZM210 1H211V0H210ZM216 1H217V0H216ZM228 1H229L228 4H230V2H231L232 0H228ZM233 1H234V3H235V1H238V0H233ZM239 1H240V0H239ZM244 1H245V0H244ZM244 1H243V0L240 1V5H241L242 2H243L242 5L248 7L246 4L249 3V2H248L249 0L245 2L246 4H244ZM250 1H251V0H250ZM254 1H255V0H254ZM254 1H253V2H254ZM259 1H260V0H259ZM6 2H5V3H6ZM14 2H17V3L19 2V3H20L21 1H13L12 3H14ZM44 2H45V1H44ZM51 2H52V1H51ZM59 2H60V0H59ZM62 2H64V0L61 1V4H62ZM93 2H94V1H93ZM93 2H92V3H93ZM95 2H96V0H95ZM117 2H118V1H117ZM120 2H121V1H120ZM124 2H126V0H125ZM176 2H177V1H176ZM193 2H194V1H193ZM260 2H262V1H260ZM260 2H259V4H261ZM263 2H264V0H263ZM263 2H262V5H259V4H258L260 8H261V7L264 8V7H263V5H264ZM8 3H9V2H8ZM10 3H11V2H10ZM56 3H57V2H56ZM71 3H72V1H71ZM84 3H85V1H84ZM98 3H99V2H98ZM136 3H137V2H136ZM136 3H135V7H136ZM164 3H165V2H164ZM173 3H175V2L173 1ZM179 3H180V1H179ZM181 3H182V2H181ZM190 3H191V2H190ZM199 3H200V2H199ZM205 3H206V1H205ZM210 3H211V2H210ZM214 3H215V2H214ZM3 4H4V3H3ZM20 4H22V3H20ZM51 4H53V3H51ZM67 4H70V3H67ZM73 4H74V3H73ZM99 4H100V3H99ZM126 4H127V3H126ZM131 4H132V3H131ZM133 4H134V2H133ZM133 4H132V5H133ZM139 4H140V2H139ZM175 4H176V3H175ZM197 4H198V3H197ZM201 4H202V3H201ZM201 4H199V5H201ZM212 4H213V1H212ZM212 4H211V5H212ZM225 4H226V3H225ZM238 4H239V3H238ZM6 5H7V4H6ZM6 5L4 4V6H6ZM11 5H12V4H11ZM13 5H14V4H13ZM15 5H16V4H15ZM18 5H19V4H18ZM22 5H23V4H22ZM22 5H20V7H21ZM24 5H25V4H24ZM47 5H48V4H47ZM47 5H46V6H47ZM65 5H66V2H65ZM65 5L63 4V6H65ZM71 5H72V4H71ZM118 5H119V4H118ZM127 5H128V4H127ZM132 5H131V6L129 5V8H130V9H132ZM167 5H168V4H167ZM190 5H191V4H190ZM190 5H189V6H190ZM203 5H205V4H202V6H203ZM213 5H214V4H213ZM216 5L218 6V4H216ZM231 5H232V3H231ZM234 5H235V6H234L235 8H236V6L239 7L237 4H234ZM254 5H255V7H254ZM258 5H257V3L255 4V2L252 3V1H251V4H250V6H249L248 9L251 10L252 12L249 11V12H245V13H244V14H248V13H250V14H249L250 16H249V15H248V16H245V15H243V14L241 13V12H243L244 8H240V9H239L240 11L242 10L241 12H240L238 9H237V11L241 13L240 15H241L242 17H245V18L247 17V19H248V17H249V18H250V17L252 18V15H253V18L255 17V15H256V19H257V17H260V18H261V16H260V15L257 16V14H259L260 12H262V14H264V13H263V12H264V9L262 10V8H261V11H260ZM4 6H3V7H4ZM26 6H27V5H26ZM61 6H62V5H60V7H61ZM115 6H117V4H116ZM121 6H123V2H122V5H121ZM133 6H134V5H133ZM141 6H143V5H141ZM141 6H140V8H141ZM165 6H166V5H165ZM180 6H182V5H179V7H180ZM193 6H194V5H193ZM193 6H192V7H193ZM205 6H206V5H205ZM205 6H204V7H205ZM209 6H210V5H209ZM219 6H220V5H219ZM252 6H253V7H252ZM1 7H2V6H1ZM16 7H17V6H16ZM30 7H31V6H30ZM30 7H29V8H30ZM51 7H52V6H51ZM54 7H55V6L52 7L53 10H56V9H55L56 7H55V8H54ZM69 7H70V6H69ZM184 7H185V6H184ZM196 7H199V6L197 5ZM214 7H215V6H214ZM227 7H228V5H227ZM250 7H251V8H250ZM14 8H15V7H14ZM17 8H19V7H17ZM27 8H28V6H27ZM27 8H25V10H26ZM52 8H51V9H52ZM61 8L63 9V8H65V7H61ZM84 8H85V7H84ZM89 8H90V6H89ZM116 8L118 9V7H116ZM129 8H128V9H129ZM133 8H134V7H133ZM138 8H139V7H138ZM168 8H169V7H168ZM193 8H194V7H193ZM201 8H202V7H200L199 10H200ZM218 8H219V7H218ZM222 8H223V5H222ZM232 8H233V7H232ZM252 8H253V9H252ZM5 9H6V8H5ZM22 9H23V8H22ZM30 9L32 10V8H30ZM33 9H34V8H33ZM39 9H40V8H39ZM49 9H50V8H49ZM71 9H73V8H71ZM121 9H123V11L125 10L123 13H126V12L128 13V10L126 11L125 8H121ZM130 9H129V10H130ZM135 9H137V8H135ZM183 9H184V10H183ZM185 9H186V12H187V8H183V6H182V10L185 11ZM188 9H190V7H189ZM202 9H203V8H202ZM208 9H209V8H208ZM211 9H212V8H211ZM230 9H231V7H230V8L228 7V9H226L225 11L227 12V10L229 11ZM233 9H234V8H233ZM256 9H257V10H256ZM16 10L19 11V13H20V11H21V10H18V9H16ZM28 10H29V9H28ZM53 10H51V11H53ZM64 10H65V9H64ZM66 10H67V8H66ZM137 10H138V9H137ZM203 10H204V9H203ZM221 10H222V11H221ZM235 10H236V9H235ZM255 10H256V12H258V10H259L260 12H258V13L255 14ZM0 11H1V9H0ZM6 11H7V10L4 11V9H3L2 12H5V14H6ZM12 11H13V10H12ZM29 11H30V10H29ZM38 11H39V10H38ZM69 11H71V10H69ZM83 11H84V9H83ZM90 11H91V10H90ZM175 11H176V10H175ZM183 11H181V12H183ZM197 11H198V9H197ZM206 11H207V10H206ZM215 11H216V12H222V13H223L224 10H223V9H219V10L217 11V9L215 8L214 12H215ZM225 11H224V12H225ZM232 11H233V10H231V11H229V12H232ZM246 11H247V8H246ZM253 11H254V14H253ZM27 12H28V11H27ZM34 12H35V11H34ZM39 12H41V11H39ZM42 12H43V10H42ZM59 12H60V9H59ZM65 12H66V11H65ZM71 12H72V11H71ZM131 12H132V11H130L129 13H131ZM137 12H138V11H137ZM137 12H135L136 14L134 13V14L136 15V16H135L136 19L138 18V14H139L140 10H139L138 13H137ZM142 12H143V11H141V13H142ZM145 12H146V11H145ZM177 12H178V11H177ZM226 12H225V13H226ZM229 12H228V13H229ZM233 12L235 13L234 15H238V12H235V11H233ZM10 13H12V12L10 11ZM23 13H24V12H23ZM35 13H36V12H35ZM46 13H47V11H46ZM57 13H58V12H57ZM66 13H68V12H66ZM69 13H70V12H69ZM69 13H68V14H69ZM90 13H91V12H90ZM129 13H128V15H129ZM141 13H140V14H141ZM148 13H149V12H148ZM148 13H147V14H148ZM170 13H171V12H170ZM184 13H185V12H184ZM187 13H190V12H187ZM201 13H203V15H201V16L204 18L205 14H204V12H203L202 10H201ZM205 13H206V12H205ZM228 13H227V14H228ZM236 13H237V14H236ZM251 13H252V15H251ZM14 14H15V13H14ZM48 14H49V13H48ZM50 14H51V13H50ZM52 14H53V13H52ZM82 14H83V13H82ZM131 14H132V13H131ZM147 14H146V15H147ZM176 14H177V13H176ZM212 14H213V13H211V15H212ZM217 14H218V13H217ZM217 14H216V15H217ZM219 14H220V16H221V18H222L223 14H221V13H219ZM230 14H232V13H230ZM262 14H261V15H262ZM1 15H3V13H1ZM1 15H0V17H1ZM15 15H16V14H15ZM17 15H20V14H17ZM25 15H26V14H25ZM27 15H28V14H27ZM54 15H56V13H54ZM70 15H71V13H70ZM70 15H69V16H70ZM74 15H75V14H74ZM74 15H73V16H74ZM83 15H84V14H83ZM92 15H94V13H93ZM141 15H143V13H142ZM146 15H144L145 18H146ZM148 15H149V14H148ZM180 15H181V14H180ZM184 15H186V13H185ZM190 15H191V14H190ZM198 15H199V14H198ZM224 15H225V19H224V22H223V23H220V20H218V22L221 24V26L224 25V26H227V27H228L227 24H229V23H230V24H231V23L233 24L235 20L237 21L236 16L234 17V18H235V20H234V19H233V15H232V19H233L234 21L232 20V22H228L227 20L230 19V15L228 16L229 18L226 16V14H224ZM240 15H239V16H240ZM12 16H13V15H12ZM22 16H23V15H22ZM42 16H43V14H42ZM57 16H58V14H57ZM57 16H56V17H57ZM73 16H72V19H73ZM85 16H86V15H85ZM88 16H89V15H88ZM88 16H87V19H88V21H89ZM90 16H91V14H90ZM106 16H107V15H106ZM106 16H105V17H106ZM108 16H109V15H108ZM111 16H112V15H111ZM113 16H114V15H113ZM113 16H112V17H113ZM166 16H169V15H166ZM172 16H173V15H172ZM172 16H170V17L172 18ZM201 16H200V17H201ZM209 16H210V15H209ZM217 16H218V15H217ZM239 16H238L237 18H239ZM263 16H264V15H263ZM14 17H15V16H14ZM23 17H24V16H23ZM56 17H54V18H56ZM75 17H76V15H75ZM75 17H74V21L77 20V18H75ZM78 17H79V16H78ZM83 17H84V16H83ZM114 17H115V16H114ZM139 17H140V15H139ZM142 17H143V16H142ZM174 17H175V16H174ZM174 17H173V18H174ZM180 17H181V16H180ZM192 17H193V16H192ZM200 17H199L198 19H201V21H202L203 19L200 18ZM218 17H219V16H218ZM242 17H241V18H242ZM12 18H13V17H12ZM21 18H22V17H21ZM30 18H31V17H30ZM50 18H52V17L50 16ZM54 18H52V19H54ZM70 18H71V17H70ZM131 18H132V17H131ZM175 18H176V17H175ZM181 18H182V17H181ZM189 18H190V17H189ZM189 18H188V19H189ZM207 18H209V17H207ZM213 18H214V17H213ZM213 18L210 16L209 21H210L211 19H213ZM223 18H224V16H223ZM253 18H252V19H253ZM260 18H259V19H260ZM262 18L264 19V17H262ZM262 18H261V19H262ZM15 19H16V18H15ZM26 19H27V17H26ZM39 19H41V18H39ZM78 19H81V20H82V19H85V18L80 17V18H78ZM96 19H97V18H96ZM114 19H115V18H114ZM116 19H118V18H116ZM116 19H115V20H116ZM119 19H122V18H119ZM133 19H135V18L133 17ZM166 19H167V17H166ZM176 19H178V18H176ZM190 19H191V18H190ZM215 19H216V17H215L213 20H215ZM226 19H227V20H226ZM242 19H243V18H242ZM242 19H241V20H242ZM263 19H262V20H263ZM13 20H14V19H13ZM115 20H114V21H115ZM129 20H130V19L128 18V22H129ZM131 20H132V19H131ZM174 20H175V19H174ZM179 20H180V19H179ZM179 20H178V21H179ZM184 20H185V19H184ZM184 20H181V21L183 22ZM193 20H194V19H193ZM195 20H196V19H195ZM213 20H212V22H213ZM221 20H222V19H221ZM230 20H231V19H230ZM243 20H245V19H243ZM35 21H36V20H35ZM71 21H72V20H71ZM71 21H70L69 23H71ZM84 21H85V22H88V21H86V20H84ZM110 21H111V19H110ZM114 21H113V19H112V22H113V23H114ZM121 21H124V20H121ZM169 21H170V20H169ZM178 21L173 22L174 25H175L176 22L178 23ZM181 21H180V22H181ZM185 21H186V20H185ZM203 21H205V19H204ZM207 21H208V19H207ZM209 21H208V22H209ZM215 21H217V19H216ZM249 21H251V24H252V23L255 21V19H254L253 22H252L251 19L248 20V22H249ZM11 22H12V20H11ZM11 22H10V23H11ZM16 22H17V21H16ZM77 22H78V20H77ZM90 22H91V21H90ZM118 22H119V20H116L115 25H116V23H118ZM124 22H125V23L127 22V18L125 19ZM124 22H122L123 25H122L120 22H119V23H120V25L124 26ZM132 22H133V21H132ZM136 22H137V21H136ZM165 22H166V21H165ZM182 22H181V23H182ZM190 22H191V21H190ZM195 22H196V21H194L193 23H195ZM218 22H217V24H219ZM245 22H246V21L242 22V25H243ZM258 22H259V21H258ZM262 22H263V21H262ZM0 23H1V22H0ZM6 23H7V22H6ZM8 23H9V22H8ZM10 23H9V24H10ZM73 23H75V22H72V24H73ZM79 23H80V20H79ZM91 23H92V24H91ZM91 23H90V25H93V22H91ZM94 23H95V18H94ZM110 23H111V22H110ZM129 23H130V22H129ZM187 23H189V22H187ZM191 23H192V22H191ZM197 23H198V21H197ZM197 23H196V24H197ZM209 23L211 24V21H210ZM209 23H207V24H209ZM224 23H227V24H224ZM239 23H240V22H239V20H238V24H239ZM246 23H247V22H246ZM254 23H255V22H254ZM72 24H71V25H72ZM82 24H84V23L82 22ZM133 24H134V23H133ZM136 24H137V23H136ZM184 24L186 25V23H184ZM207 24H206L205 26H207ZM214 24H215V23H214ZM214 24H213V25H214ZM217 24H216V25H217ZM249 24H250V22H249ZM249 24H247V25H249ZM262 24H264V22L261 23V25H262ZM1 25H2V24H1ZM11 25H12V24H11ZM77 25H78V24H77ZM86 25H87V24H86ZM108 25L112 26L113 24L111 25V24L108 23ZM117 25H118V24H117ZM125 25H126V24H125ZM176 25L178 26V24H176ZM199 25H200L201 27H200V26H197V27L203 28V26H204V24H203V26H202L201 24H199ZM213 25L211 24V26H213ZM236 25H237V24H236ZM242 25H240V26H242ZM252 25H254V24H252ZM252 25H250V26H252ZM4 26H5V25H4ZM75 26H76V24H75ZM79 26H80V24H79ZM83 26H84V25H83ZM188 26H189V25H188ZM192 26H193V28H194V25H192ZM205 26H204V27H205ZM217 26H218V25H217ZM217 26H215V27H213V28H216ZM243 26H244V25H243ZM243 26H242V27H243ZM245 26H246V25H245ZM250 26H249V27H250ZM12 27H13V26H12ZM81 27H82V25H81ZM81 27H80V28H81ZM87 27H88V26H87ZM112 27H113V26H112ZM124 27H127V28H128L129 25L124 26ZM135 27H136V26H135ZM160 27H161V25H160ZM185 27H186V26H185ZM197 27H196V30H197ZM208 27H209V26H208ZM227 27H225V28H227ZM230 27H231V26H230ZM230 27L227 29V32H229V33L227 34V37H228V38H229V36L231 37V35L234 33V31H236V30L238 31V30H239V29H237V28L235 27V25H234V27H235L236 29L233 28V29H235V30H234V31H230V30H231ZM238 27H239V25H238ZM242 27H240V29H241ZM246 27H247V26H246ZM246 27H244V29H246ZM252 27H253V26H252ZM258 27L260 28L259 25H258ZM258 27H253L252 29H253L254 31H253L252 29H251V30H247V29H246V30H247L246 32H247L248 35H247V34H246V36H243L242 34L240 35V38H241V36H243V37L241 38L243 42H241V43H245V41H248L250 37H251V38H250L251 40H249L248 42L251 43L252 40H254V39L257 38L256 36H259V37H260V36L262 37V35L264 36V34H262V35H259V34L256 35V34H255V35H256V36H255L256 38H254V36H252V35H254V34H253L254 32L256 33L255 28H257L258 30H260ZM262 27L264 28V26H261V28H262ZM82 28H83V27H82ZM110 28H111V27H110ZM131 28H132V26H131ZM158 28H159V27H158ZM178 28L180 29V27H178ZM181 28H182V27H181ZM210 28H211V27H210ZM210 28H209V30H212V31L215 30V29L213 30V28H211V29H210ZM219 28H221L220 25H219ZM83 29H84V28H83ZM132 29H133V32H132V31H131V32L134 33L135 30H134V28H132ZM166 29H167V26H166ZM168 29H169V28H168ZM179 29H178V30H179ZM188 29L191 30L190 26L188 27ZM194 29H195V28H194ZM194 29H193V30H194ZM198 29H199V28H198ZM221 29H222V28H221ZM229 29H230V30H229ZM242 29H243V28H242ZM257 29H256V30H257ZM4 30H5V29H4ZM4 30H3V31H4ZM9 30H10V29H9ZM127 30H128V29H127ZM159 30H160V29H159ZM180 30L183 31L182 29H180ZM189 30H188V31H189ZM202 30H203V29H202ZM202 30H201V32H202ZM206 30H208V29H206V27H205V31H206ZM217 30H218V28H217ZM228 30H229V31H228ZM258 30H257V32H258ZM263 30H264V29H263ZM122 31H123V30H122ZM163 31H165V29H164ZM194 31H195V30H194ZM218 31H219V30H218ZM220 31H221V30H220ZM222 31L224 32L225 29H223ZM249 31H251V34H250ZM0 32H2V31H0ZM4 32H5V31H4ZM6 32H7V31H6ZM119 32L122 33L121 31H119ZM129 32H130V31H129ZM131 32H130V34H131ZM136 32H137V30H136ZM165 32H167V31H165ZM176 32H177V31H176ZM190 32H191V31H190ZM201 32H200V33H201ZM206 32H207V31H206ZM214 32H215V34L218 33L216 30H215ZM227 32H225V33H227ZM232 32H233V33H232ZM242 32H243V30H242ZM261 32H262V29H261ZM123 33H125V32H123ZM127 33H128V32H127ZM179 33H180V32H179ZM193 33H194V32H193ZM196 33H197V31H196ZM207 33H208V32H207ZM210 33H211V32H210ZM212 33H213V32H212ZM237 33H238V32H237ZM237 33H236V34H237ZM244 33H245V32H243V34H244ZM10 34H11V33H10ZM128 34H129V33H128ZM138 34H140V36H141V33H138ZM147 34H148V33H147ZM181 34H183V33H181ZM203 34H204V33H203ZM208 34H209V33H208ZM213 34H214V33H213ZM215 34H214V35H215ZM219 34H220V33H219ZM219 34L216 35V36L219 37V38H221L222 35L219 36ZM221 34H222V32H221ZM229 34H230V35H229ZM236 34H234V35H236ZM3 35H4V40H5V38H6V37H5V33H4ZM3 35H2V36H3ZM125 35H126V33H125ZM125 35H123V37H124ZM162 35H163V33H162ZM172 35H173V34H172ZM175 35L178 36V33L175 34ZM185 35H186V34H185ZM206 35H207V34H206ZM211 35H212V34H211ZM223 35H224V33H223ZM249 35H250V37H249ZM0 36H1V34H0ZM10 36H11V35H10ZM57 36H58V35H57ZM140 36H139V37H140ZM143 36H144V35H142V37H143ZM170 36H171V35H170ZM173 36H174V35H173ZM194 36H195V35H194ZM197 36H198V35H197ZM8 37H9V36H8ZM120 37L122 38V36H120ZM126 37H129V36H126ZM126 37H125V38H126ZM175 37H176V36H175ZM180 37H182V36H180ZM180 37H179V38H180ZM183 37H185V36H183ZM187 37H188V36H187ZM192 37H193V35H192ZM200 37H201V34H200ZM204 37H205V36H204ZM217 37H214V38H207V39L210 40L209 43H212V42H213V44H210V49H211V45H212V47H213L214 43H215L214 46L218 45V43H216V39H217ZM224 37L226 38L225 35H224ZM244 37H245L246 39H247V37H248V39L245 40ZM252 37H253L254 39H252ZM177 38H178V37H177ZM190 38H191V36H190ZM236 38H237V36H236ZM236 38H235V39H236ZM263 38H264V37H263ZM6 39H7V38H6ZM10 39H11V37H10ZM13 39H14V38H13ZM20 39H21V38H20ZM145 39H146V38H145ZM184 39H185V38H184ZM188 39H189V37H188ZM188 39H187V40H188ZM196 39H197V38H196ZM200 39H203V40H204V38H202V37H201ZM205 39H206V37H205ZM211 39H212V40H211ZM214 39H215V40H214ZM241 39H239V40L237 41V44H236V45H238V43H239V41H240ZM259 39H261V38H258V40H259ZM2 40H3V39H2ZM173 40H174V39H173ZM203 40H201V41H203ZM209 40H206V41H205V44H203V46H205V45L207 46V43H206V42L209 41ZM219 40H220V39H219ZM229 40H230V38H229ZM119 41H120V39H119ZM122 41H124V40H122ZM127 41H128V40H127ZM145 41H146V40H145ZM145 41H144V42H145ZM148 41H149V40H148ZM155 41H156V40H155ZM155 41H154V42H155ZM180 41H181V40H180ZM193 41H194V40H193ZM225 41H226V39H225ZM233 41L236 43V40H233ZM262 41H263V40H262ZM5 42H6V41H5ZM12 42H13V41H12ZM124 42H125V41H124ZM146 42H147V41H146ZM171 42H172V41H171ZM184 42H185V40H184ZM187 42H188V41H187ZM199 42H200V41H199ZM217 42H219V44H221L220 41H218V39H217ZM223 42H224V41H223ZM231 42H232V41H231ZM253 42H254V41H253ZM3 43H4V42H3ZM31 43H33V42H31ZM121 43H122V42H121ZM173 43H174V42H173ZM188 43H189V42H188ZM196 43H198V42H196ZM209 43H208V44H209ZM225 43H226V42H225ZM241 43H239V44H241ZM255 43H256V42H255ZM257 43H258V42H257ZM257 43H256V44H257ZM261 43H262V42H260V44H258V46H257V45H254V47H251V49L249 50L250 53L252 52L251 50H253V51L255 50V51H256V49H254V48H259V50L257 49L256 53H254V54L257 55V53H258L259 57L261 56L260 54H262V55L264 56V50L260 49V47H259V46L261 45ZM263 43H264V42H263ZM263 43H262V45H263ZM0 44H1V42H0ZM7 44H8V43H7ZM7 44H6V45H7ZM20 44H21V43H20ZM33 44H34V43H33ZM147 44H148V43H147ZM171 44H172V43H171ZM191 44L193 45L194 43H191ZM199 44H200V43H199ZM4 45H5V44H4ZM4 45H3V46H4ZM15 45H16V43H15ZM24 45H25V43H24ZM58 45H60V44H58ZM123 45H124V44H123ZM176 45H177V44H176ZM223 45H225V44H223ZM228 45H229V44H228ZM228 45H227V47H225L226 49H228V48L230 49V47H231V48H234V47H235V44H234L233 47H232V46L229 47ZM230 45H231V44H230ZM241 45H242V44H241ZM252 45H253V44H252ZM252 45H250V46H252ZM7 46H8V45H7ZM9 46H10V44H9ZM22 46H23V45H22ZM33 46H34V45H33ZM112 46H113V44H112ZM118 46H119V45H118ZM145 46H146V45H145ZM178 46H179V45H178ZM194 46H195V45H194ZM198 46H199V45H198ZM244 46H246V45L244 44ZM255 46H256V47H255ZM0 47H1V46H0ZM4 47H5V46H4ZM17 47H18V46H17ZM34 47H35V46H34ZM119 47H120V46H119ZM185 47H186V46L184 45V48H185ZM200 47H201V46H200ZM208 47H209V46H208ZM217 47H218V46H216V49H218ZM223 47H224V46H223ZM246 47H248V46H246ZM261 47H262V46H261ZM10 48H13V47H10ZM26 48H27V47H26ZM57 48H58V46H57ZM107 48H108V47H107ZM112 48H113V47H112ZM112 48H111V51H113ZM117 48H118V47H117ZM149 48H150V47H149ZM178 48H179V47H178ZM184 48H182V49H184ZM187 48H188V47H187ZM192 48H193V47H191V49H192ZM196 48H197V47H196ZM196 48H195V49H196ZM203 48H204V47H203ZM206 48H207V47H206ZM236 48H237V47H236ZM236 48H235V49H236ZM241 48H243V46H242ZM249 48H250V47H249ZM249 48H248V49H249ZM252 48H253V49H252ZM262 48H264V45H263ZM4 49H6V48H4ZM4 49H3V50H4ZM8 49H9V48H8ZM8 49H6V50H8ZM15 49H16V47H15ZM33 49H34V48H33ZM36 49L38 50V48H36ZM36 49H35V51H37ZM108 49H109V48H108ZM169 49H170V48H169ZM172 49H173V48H172ZM172 49H170V50H172ZM191 49H190V50H191ZM200 49H201V48H200ZM204 49H205V48H204ZM219 49H220V48H219ZM239 49H240V48H239ZM239 49L237 48V51H238V52H239ZM244 49H245V47H244L242 50H244ZM6 50H5V51H6ZM10 50H11V49H10ZM21 50H22V49H21ZM23 50H24V48H23ZM114 50H115V49H114ZM117 50H118V49H117ZM213 50H214V49H213ZM213 50H209V49H207V50H205V51H206V53H210L211 51L213 52ZM220 50H221V49H220ZM220 50H218L219 53H218V55H216V57L219 56V54H221V53H220ZM231 50H232V49H231ZM242 50L240 51V53H242ZM245 50L247 51V49H245ZM245 50H244L243 53H245ZM5 51H4V52H5ZM12 51H14V55H15V54H16V53H15L16 51L14 50V48L12 49ZM173 51H175V50H173ZM179 51H180V50H179ZM187 51H189V49H187ZM202 51H203V50H202ZM202 51H201V52H202ZM226 51H227V50H226ZM237 51H236V50H235V51H232V52H229V51H228L229 53H227V54L225 53V55H228V54H229V55H230V54L233 55V53H234V52H237ZM255 51H254V52H255ZM260 51H262V53H260ZM6 52H7V51H6ZM18 52H19V49H18ZM18 52H17V53H18ZM22 52H24V51H22ZM22 52H20V53H22ZM26 52H27V50H26ZM32 52H33V51H32ZM40 52H41V51H40ZM108 52H109V51H108ZM180 52H183V51H180ZM195 52H196V51H195ZM203 52H204V51H203ZM203 52H202V53H203ZM247 52H248V51H247ZM11 53H12V52H11ZM24 53H25V52H24ZM41 53H42V52H41ZM183 53H184V52H183ZM214 53H215V52H213L212 54L214 55ZM250 53H249V54L246 53V54H247V55H250ZM8 54H9V53H8ZM12 54H13V53H12ZM22 54H23V53H22ZM28 54H29V50H28ZM34 54H36V53L34 52ZM100 54H101V53H100ZM103 54H104V52H103ZM105 54H106V53H105ZM187 54H189V53H187ZM190 54H191V53H190ZM190 54H189V55H190ZM197 54H198V52H196V55H197ZM216 54H217V53H216ZM222 54H223V53H222ZM234 54H235V53H234ZM0 55H2V54H0ZM91 55H92V54H91ZM91 55H90V57H91ZM96 55H97V54H96ZM101 55H102V54H101ZM162 55H163V54H162ZM180 55H181V53H180ZM185 55H186V53L184 54V56H185ZM189 55H188V56H189ZM194 55H195V54H194ZM203 55L205 56L204 53H203ZM203 55H202V56H203ZM208 55H210V54H208ZM213 55H212V56L210 55V56H211L210 58H212V57L215 56V55H214V56H213ZM223 55H224V54H223ZM232 55H231V60H229L230 58H229V56H228V58H229L228 60H229L230 64H231V62L233 61L232 59H235L236 56H237L236 54H235V56H232ZM252 55H253V54H252ZM12 56H13V55H12ZM16 56H17V55H16ZM38 56H39V54H38ZM40 56H41V55H40ZM105 56H106V55H105ZM181 56H183V55H181ZM186 56H187V55H186ZM190 56H192V55H190ZM199 56H200V55H199ZM221 56H222V55H221ZM239 56L243 57V54H242V55L238 54V56H237L238 59H236V60H234V61L232 62V63H234V64H231V65L229 64L227 67L230 68V67H232V65H235V64L237 65V63H238V65H240L241 62H242V63L244 62L243 60H246L245 57L243 58V60H241V59H242L241 57H240V59H239ZM244 56H245V55H244ZM263 56H261V58L263 59V61L261 60V61L263 62V63L261 62L262 67H264V57H263ZM0 57H1V56H0ZM4 57H5V56H4ZM10 57H11V56H10ZM94 57H96V56H94ZM99 57L101 58L102 56L99 55ZM192 57H193V56H192ZM196 57H197V56H195L194 58H196ZM233 57H234V58H233ZM247 57H249V56H247ZM247 57H246V58H247ZM251 57L253 58V56H251ZM16 58H17V57H16ZM16 58H15V59H16ZM28 58H29V57H28ZM35 58H36V57H35ZM40 58H42V57H40ZM43 58H44V57H43ZM43 58H42V60H45V58H44V59H43ZM183 58H185V57H183ZM194 58H192V59H194ZM202 58H203V57H202ZM205 58H206V57H205ZM207 58H208V56H207ZM207 58H206V59H207ZM217 58H218V57H217ZM220 58H221V57H220ZM254 58H256V56H254ZM1 59H2V58H1ZM86 59H88V58H86ZM101 59H102V58H101ZM101 59H97V60L100 61ZM166 59H168V58H166ZM173 59H174V58H173ZM173 59H172V62H176V61H174L175 59H174V60H173ZM192 59H191V57H190L189 59H188V57H187L186 62H187V60H189V61H193ZM218 59H219V58H218ZM226 59H227V58H225V60H226ZM256 59H257V58H256ZM22 60H23V58L21 59V61H22ZM35 60H36V59H35ZM37 60H39V59L37 58ZM56 60H57V59H56ZM56 60H54V62H55ZM137 60H138V59H137ZM163 60H164V59H163ZM180 60H182V57L180 58ZM180 60H179V61H180ZM183 60H184V59H183ZM194 60H197V59H194ZM198 60H199V59H198ZM198 60H197V61H198ZM201 60H202V59H201ZM212 60L214 61V58H213ZM225 60H224V61H220V62H223V63H224ZM228 60H226L227 62H225V63L228 64ZM258 60H259V59H258ZM8 61L10 62L9 59H8ZM12 61H13V60H12ZM103 61H104V59H103ZM105 61H106V60H105ZM110 61L113 62V60H110ZM116 61H117V60H116ZM118 61H119V60H118ZM168 61H171V60H168ZM184 61H185V60H184ZM203 61H204V63H208V62H209V60H208V61L206 60L207 62H205L204 59H203ZM210 61H211V60H210ZM238 61H240V62H238ZM246 61L248 62L247 64H249L250 59H249V61H248V60H246ZM253 61H254V59H253V60L251 59L250 64H252ZM259 61H260V60H259ZM259 61H257V62H259ZM19 62H20V61H19ZM19 62H18V64H19ZM33 62H35V61H33ZM57 62H58V60H57ZM57 62H56L57 65H56V64H54V65L60 67L61 62L59 61V64H60V65H59ZM101 62H102V61H101ZM120 62H121V61H120ZM122 62H123V61H122ZM138 62H141V60L138 61ZM147 62H149V61H147ZM181 62H182V61H181ZM181 62H180V63H181ZM214 62H218V61H214ZM220 62H218V63H219L218 65H220ZM6 63H7V62H6ZM23 63H24V62H23ZM31 63H32V62H31ZM31 63H30V65H31ZM37 63H38V62H37ZM39 63H41V62H39ZM49 63H50V62H49ZM92 63H94V62H92ZM95 63H96V62H95ZM113 63H114V62H113ZM115 63H117V62H115ZM126 63H127V62H126ZM130 63H131V62H130ZM134 63H135V62H134ZM136 63H137V62H136ZM141 63H142V62H141ZM164 63H165V62H164ZM169 63H171V62H169ZM169 63H168V64H169ZM180 63H179V65L177 64L178 67L182 66V65H180ZM184 63H185V62H184ZM188 63L191 64L190 62H188ZM196 63H197V62H196ZM254 63H255V62H254ZM1 64H2V62H1ZM32 64H33V63H32ZM45 64H46V62H45ZM45 64H44V65H45ZM96 64H97V63H96ZM100 64H101V63H100ZM108 64H110V63L108 62ZM117 64H118V63H117ZM117 64H116V65H117ZM173 64H175V63H173ZM181 64H182V63H181ZM189 64H188V65H189ZM197 64H198V63H197ZM201 64H202V63H201ZM201 64H198V65H200V67H201V66L203 65V64H202V65H201ZM211 64H213V63H210V64H208V65H211ZM216 64H217V63H216ZM247 64H246V65H247ZM261 64H258V65L261 67ZM41 65H42V64H41ZM41 65H40V66H41ZM105 65H107V64H105ZM119 65H120V64H119ZM125 65H127V64H125ZM139 65H140V64H139ZM139 65L136 66V67L139 68ZM142 65H143V64H142ZM147 65H148V64H147ZM166 65H167V64H166ZM170 65H171V64H170ZM185 65H186V64H184V66H185ZM188 65H186V66H188ZM192 65H194L193 62H192ZM208 65H206V66H208ZM236 65H235V66H236ZM238 65H237V67H238ZM4 66H5V65H4ZM15 66H16V65H15ZM19 66H20V65H19ZM36 66H37V64H36ZM121 66H123V65L121 64ZM129 66H130V64H129ZM140 66H141V65H140ZM174 66H176V65H174ZM174 66H173V67H174ZM196 66H197V65H196ZM223 66H224V65H223ZM235 66H234V68H231L232 70L230 69V70H231V73H232V71H233V73L235 74V72H234V70H233V69H235ZM242 66H244V63H243ZM242 66H241V67H242ZM259 66H258V67H259ZM1 67H2V66H1ZM10 67H11V66H10ZM34 67H35V66H34ZM45 67H46V66H45ZM51 67H52V66H51ZM61 67H62V66H61ZM108 67H109V66H108ZM111 67H112V66H111ZM116 67H117V66H116ZM123 67H124V66H123ZM127 67H128V66H127ZM130 67H131V66H130ZM132 67H133V66H132ZM132 67H131V70H132ZM134 67H135V66H134ZM143 67H144V66H143ZM173 67H172V68H173ZM178 67L175 68L176 71H178L179 69H182V67H181V68H178ZM190 67H191V65H190ZM190 67H188V70L185 71L186 73L189 72L190 69H192V68H190ZM194 67H195V66H193V69L191 70L192 73H193V72L196 73V72H198V71H200V72H198V73H201L202 70H199V68H198V69H196V70H197V71H196V70H194ZM203 67L205 68V64L203 65ZM203 67H201V68H203ZM221 67H222V66H220V69H219V66H218V67H214V69L218 68L219 70L222 71V70L225 68V67H222V68H223V69H222ZM260 67H259V68H260ZM262 67L260 68V70L263 69ZM32 68H33V66H32ZM53 68H54V67H53ZM53 68H52V70H55V69H53ZM125 68H126V67H125ZM128 68H129V67H128ZM189 68H190V69H189ZM212 68H213V67H212ZM212 68H211V66H210V70L208 69V67H206L205 69H208V71H210V73H211V70L213 71ZM247 68H248V67H247ZM247 68H246V70H248L250 67H249L248 69H247ZM2 69H3V68H2ZM57 69H58V68H57ZM126 69H127V68H126ZM126 69H124V70H126ZM129 69H130V68H129ZM162 69H163V67H162ZM173 69H174V68H173ZM184 69L186 70L187 68H184V67H183V71H184ZM205 69H204V70H205ZM238 69H239V68H238ZM243 69H245V68H243ZM243 69H242V72L240 71L241 73H244V72H243ZM6 70H7V69H6ZM8 70H9V69H8ZM11 70H12V68H11ZM13 70H14V69H13ZM34 70H35V68H34ZM42 70H43V69H42ZM44 70H45V69H44ZM47 70H48V69H47ZM58 70H61V68L58 69ZM204 70H203V71H204ZM225 70H226V68H225ZM230 70L228 71V69H227L226 73L229 72V74H226V73H225V74H226L227 76H230V78H231L232 76H234V78L232 77V80H231V81H233V83H234V79L236 78L235 75H238V74H235V75H234V74H231V75H230ZM254 70H255V69H254ZM119 71H120V69H119ZM127 71H128V69H127ZM133 71H135V70L133 69ZM133 71H130V72L132 73ZM140 71H142V70H140ZM172 71H173V70L171 69L170 72H172ZM174 71H175V70H174ZM191 71H190V72H191ZM214 71H215L216 73H215ZM214 71H213L214 73H211L210 75H212V74H214V75L217 74V75H215V76L213 75V77H212V76L210 77L209 73H207V75H203L202 77H196V75L194 76L195 73H194L193 75H192L191 73H189L188 76H189L190 78L186 76V78H184V79L186 80L185 82H183V81H184L183 79H182V80H183L182 82H179V81L177 82V80H179V79L176 78L177 80H176L175 82H177V85L174 86V87H175L174 90L177 92V94L175 93V96H176V97L174 96V97L176 98L175 100L179 102L180 94L182 95V89L185 88V86H184L185 84H186V90H187V92H185V91H186L185 89H184V90H185L184 92H185V94L187 93L186 95H188V94L190 93V92H189L190 90H191V94H192V91H193L192 89H194V91H198V90L201 91V90H200L201 88H199V87H202V89L205 88L206 85H209V82L212 83L211 81H212L213 78L216 77V76H219V79H218V80L216 79V80L219 82V80H220V73H218L216 70H214ZM262 71H264V70H262ZM10 72H11V71H10ZM33 72H34V71H33ZM46 72H47V71H46ZM61 72H62V71H61ZM63 72H64V71H63ZM124 72H125V71H123V75H124ZM135 72H136V71H135ZM137 72H139L138 69H137ZM168 72H169V71H168ZM170 72H169V73H170ZM206 72H207V71L203 72V74L206 73ZM237 72H238V71H236V73H237ZM248 72H249V71H247V73H248ZM251 72H252V70H251ZM253 72H254V71H253ZM7 73H8V72H7ZM14 73H15V72H14ZM14 73H12V75H13ZM34 73H35V72H34ZM41 73H42V72H41ZM117 73H118V72H117ZM127 73H128V72H127ZM139 73H140V72H139ZM141 73H142V72H141ZM169 73H167V75H169ZM180 73H181V72H179V75H180ZM183 73H184V72H183ZM183 73H181V74H182V78H183ZM247 73H246V74H247ZM249 73H250V72H249ZM255 73H256V72H255ZM262 73H263V72H262ZM262 73H259V74H256V75H258V76H259V75L263 76ZM4 74H5V73H4ZM9 74H10V73H9ZM49 74H51V73H49ZM54 74H55V73H54ZM125 74H126V73H125ZM134 74H135V73H134ZM174 74H176V73L174 72L173 75H174ZM187 74H188V73H187ZM222 74L225 76V74H224V70L221 72V75H222ZM246 74H244V75H246ZM6 75H8V74H6ZM14 75H15V74H14ZM17 75H18V74H17ZM31 75H32V74H31ZM39 75H40V74H39ZM43 75H44V74H43ZM45 75H46V74H45ZM51 75H52V74H51ZM51 75H50V76H51ZM62 75H63V74H62ZM127 75H128V74H127ZM139 75H140V74H139ZM161 75H163V74H161ZM173 75H172V76H173ZM179 75H178V76H179ZM198 75H202V73H201V74H198ZM208 75H209V76H208ZM223 75H222V76H223ZM240 75H242V74H240ZM247 75H248V74H247ZM247 75H246V76H247ZM249 75H253V74H249ZM50 76H49V77H50ZM116 76H117V74H116ZM125 76H126V75H125ZM129 76H130V74H129ZM140 76H141V75H140ZM143 76H144V75H143ZM148 76H149V75H148ZM153 76H154V75H153ZM159 76H160V75H159ZM170 76H171V74H170ZM170 76H168V78L165 76V79H164V80H165V82L168 81V83L171 84V82H169V81H170V78H169ZM176 76H177V74H176ZM176 76H174V77H176ZM184 76H185V75H184ZM191 76L197 78L199 82L196 81V79H195V82H193L192 80H194V78L191 77ZM204 76H205L206 78H205ZM253 76H254V75H253ZM253 76H250V77L252 78ZM258 76H257V77H258ZM1 77H2V76H1ZM5 77H6V76H5ZM8 77H9V76H8ZM40 77H41V76H40ZM49 77H48V79H49ZM123 77H124V76H123ZM126 77H127V76H126ZM133 77H134V76H133ZM144 77H145V76H144ZM179 77L181 78V76H179ZM248 77H249V76H248ZM248 77H247V78H248ZM250 77H249V78H250ZM254 77H255V76H254ZM259 77H260V76H259ZM259 77H258V78H259ZM12 78H13V77H12ZM15 78H17V77H15ZM20 78H21V77H20ZM41 78H42V77H41ZM45 78H47V77H45ZM50 78H51V77H50ZM119 78H121V77L119 76ZM127 78H129V77H127ZM137 78H138V77H137ZM156 78H157V77H156ZM158 78H159V77H158ZM163 78H164V77H163ZM166 78H167V79H166ZM209 78H210V79H209ZM211 78H212V79H211ZM216 78H218V77H216ZM230 78H229V79H230ZM238 78H240V77H238ZM243 78H244L243 76L240 78V79H242V80H240V82H239L240 85L242 84V82H245V81H246V80L243 81ZM258 78H257V79H258ZM260 78H261V77H260ZM262 78H264V76H263ZM10 79H11V78H9V80H10ZM33 79H34V78H33ZM53 79H54V78H53ZM122 79H123V78H122ZM122 79H121V80H122ZM124 79H125V78H124ZM124 79H123V80H124ZM129 79H131V78H129ZM168 79H169V80H168ZM172 79L174 80L175 78H172ZM200 79H201L202 81H201ZM204 79H205V80H204ZM208 79H209V80H208ZM223 79H224V78H223ZM229 79H228V80H229ZM236 79H237V78H236ZM245 79H246V78H245ZM253 79L255 80V78H253ZM5 80H6V79H5ZM11 80H12V79H11ZM24 80H25V79H24ZM131 80H132V79H131ZM135 80H136V79H135ZM143 80H144V79H143ZM149 80H150V79H149ZM152 80H153V79H152ZM160 80H161V79H160ZM187 80H191V81H187ZM206 80H207L208 82H206ZM210 80H211V81H210ZM221 80H222V79H221ZM228 80H227V81H228ZM254 80H252V82H253ZM12 81H13V80H12ZM124 81H125V80H124ZM200 81H201V82H200ZM203 81H205V82L203 83ZM214 81H215V80H214ZM227 81H225V82H224V80H223V82L221 81V82H222V86H224V87H222V88H223V89H226L225 87H228L229 89L227 88V90L233 92V91L235 90L234 88H232L233 86L229 87L230 84H228V86H227V84H224V83H226ZM231 81L229 80L228 83L231 82ZM237 81H238V79H237ZM237 81H236L235 85L238 84ZM241 81H242V82H241ZM256 81L258 82V83H256V82L254 81L256 86L259 85V86L261 87V85H263V83H262V84L260 83L262 80H259V81L256 80ZM3 82H4V81H3ZM8 82H9V81H8ZM14 82H15V81H14ZM16 82H17V81H16ZM20 82H21V81H20ZM121 82H122V81H121ZM135 82H136V81H135ZM148 82H149V81H148ZM148 82H147V83H148ZM153 82H154V81H153ZM159 82H160V81H159ZM161 82H162V81H161ZM188 82L191 83V84H189ZM218 82H217V83H218ZM221 82H220V83H221ZM250 82H251V81H250ZM252 82H251V84H253V86H254V83H252ZM12 83H13V82H12ZM145 83H146V82H145ZM145 83H144V84H145ZM150 83H151V85H152L151 80H150ZM154 83H155V82H154ZM187 83H188V84H187ZM200 83L203 84V86H201ZM206 83H207V84H206ZM215 83H216V82H215ZM246 83L249 85V82H246ZM2 84H4V83H2ZM8 84H9V83H8ZM26 84H27V83H26ZM126 84H127V83H126ZM133 84H134V82H133L131 85H133ZM139 84H140V83H139ZM156 84H157V82H156ZM156 84H155V85H156ZM162 84H163V86H164V83H162ZM166 84H167V83H165V86H167ZM175 84H176V83H175ZM194 84H196V86H194ZM198 84H199V85H198ZM213 84H214V82H213ZM231 84H232V82H231ZM247 84L244 85V83H243V85L245 86V88H244L245 90L247 89V88H246V86H248ZM260 84H261V85H260ZM19 85H21V84H19ZM27 85H28V84H27ZM137 85H138V84H137ZM147 85H148V84H147ZM151 85L149 86L148 89L151 88ZM157 85L159 86V84H157ZM157 85H156V87H158ZM187 85H188V86H187ZM189 85H190V86H189ZM218 85H219V83L216 85V86H217V89H215V86H214V88H213L214 90H213V89H212V90H213V91H217V92L219 91V92L221 93V95H222L223 92H221V90H218V88H219ZM225 85H226V86H225ZM17 86H18V85H16V87H17ZM135 86H136V84H135ZM152 86H153V85H152ZM160 86H162V85H160ZM165 86H164V87H165ZM168 86H169V85H168ZM183 86H184V87H183ZM193 86H194L195 88H194ZM198 86H199V87H198ZM204 86H205V87H204ZM238 86H239V85H238ZM238 86H237V87H238ZM244 86H243V87H244ZM249 86H252V85H249ZM263 86H264V85H263ZM263 86H262L263 90H261L262 88L259 90V93H260V94H258V92L256 93V92L253 91V89H254L255 87H250V88H249V91L246 90V91H248V92L250 93V94H249L250 97H249L248 93H247L248 97L245 96L246 94H245V95H242L243 97H245V99H246L245 101H251V100L253 101V100L255 99L256 102H257V99H258L259 97H261V98H262V96L264 97V94L261 93V92L264 91V87H263ZM16 87H15V88H16ZM125 87H126V85H125ZM131 87H132V86H131ZM156 87H155V88H156ZM169 87H170V86H169ZM169 87H168V88H169ZM189 87H191V88H189ZM192 87H193V88H192ZM196 87H197V88H196ZM208 87H209V86H208ZM18 88H19V87H18ZM161 88H162V87H161ZM165 88H166V87H165ZM165 88H164L163 90H165ZM187 88H188L189 90H188ZM231 88H232V89H231ZM252 88H253V89H252ZM257 88H258V87H257ZM5 89H7V88L5 87ZM123 89H124V88H123ZM136 89H137V87H136ZM144 89H145V88H144ZM146 89H147V88H146ZM157 89H158V88H157ZM179 89H180L181 91H180ZM195 89H196V90H195ZM197 89H198V90H197ZM206 89L209 90V88H206ZM210 89H211V88H210ZM223 89H222V90H223ZM230 89H231V90H230ZM237 89H238V88H237ZM250 89H252L251 92H250ZM12 90H13V88H12ZM16 90H17V89H16ZM23 90H24V89H23ZM140 90H141V89H140ZM150 90H151V91H148L149 93L153 92V91H152V88H151ZM153 90H154V88H153ZM155 90H156V89H155ZM155 90H154V91H155ZM227 90H226V95L228 94V93H227ZM232 90H233V91H232ZM239 90H241V88H240ZM239 90H238V91H239ZM257 90H258V89H257ZM5 91H6V90H5ZM8 91H10V90H8ZM14 91H15V90H14ZM133 91H134V90H133ZM146 91H147V90H146ZM168 91H169V90H168ZM194 91H193V92H194ZM199 91H198V92H195V93H197V95H198ZM203 91H204V90H203ZM223 91H225V90H223ZM242 91H244V90H242ZM255 91H256V90H255ZM135 92H136V91H135ZM155 92H156V91H155ZM162 92H164V91H162ZM231 92H230V93H231ZM234 92H235V91H234ZM236 92H237V91H236ZM236 92H235V94H238V95L240 94V93H236ZM30 93H31V92H30ZM143 93H144V91H143ZM153 93H154V92H153ZM156 93H157V92H156ZM159 93H160V92H159ZM166 93H167V91H166ZM166 93H164V94L162 93L163 98H164V95H165ZM170 93H171V91H170ZM201 93H202V91H201L199 94H201ZM206 93H207V90H206ZM220 93L218 94L219 96H220ZM244 93H245V92H244ZM251 93H256V94H254V95H257V94H258L259 96L257 95V96L254 97V95H253V94L251 95ZM139 94H140V92H139ZM151 94H152V93H151ZM160 94H161V93H160ZM185 94H183L184 97H186ZM204 94H205V93H204ZM210 94H211V92H210V90H209V94H208V96H209ZM261 94H262V96H260ZM132 95H133V94H132ZM140 95H141V94H140ZM140 95H139V97H140ZM158 95H159V94H158ZM158 95H157V96H158ZM170 95H171V94H170ZM177 95H179L178 98H177ZM183 95H182V97H183ZM193 95H194V94H192L191 96H193ZM195 95H196V94H195ZM197 95H196L195 97H197ZM23 96H24V95H23ZM32 96H33V95H32ZM37 96L39 97V95H37ZM129 96H130V95H129ZM134 96H135V94H134ZM136 96H138V94H137ZM142 96H143V95H142ZM152 96H155V95H152ZM167 96H168V95H167ZM201 96H202V94H201ZM201 96H200V97H201ZM210 96H211V95H210ZM213 96H214V93H213ZM215 96H217V93H216ZM252 96H253V98H252ZM18 97H19V96H18ZM21 97H22V96H21ZM21 97H19V98H21ZM131 97H132V96H131ZM144 97H145V95H144ZM149 97L151 98L150 94H149ZM159 97H161V95H159ZM159 97H158V98H159ZM165 97H166V95H165ZM174 97H173V99H174ZM184 97H183V99H184ZM188 97H190V96H188ZM198 97H199V95H198ZM200 97L197 98V99H195V101H196V100L198 101V99L200 100ZM221 97H222V96H221ZM231 97H232V98H231ZM231 97H230V100H231V99H232V101H234V99L236 100V98H234L235 96L233 97V95H231ZM240 97H241V96H240ZM240 97H239V98H240ZM23 98H25V97H23ZM35 98H36V97H35ZM134 98H135V97H134ZM158 98H157V99H158ZM161 98H162V97H161ZM166 98H167V97H166ZM201 98H202V97H201ZM203 98H204V96H203ZM203 98H202V100H203ZM206 98H207V97H206ZM214 98H215V97H214ZM222 98H223V97H222ZM224 98H225V97H224ZM249 98H250L251 100H250ZM256 98H257V99H256ZM261 98H260V99H261ZM16 99H17V98H16ZM135 99H137V98H135ZM152 99H153V98H151L150 100H152ZM157 99H156V100H157ZM171 99H172V98H171ZM181 99H182V98H181ZM189 99H190V98H189ZM189 99H188V100H189ZM211 99H213V98H211ZM211 99H210V100H211ZM22 100H23V99H22ZM37 100H38V99H37ZM137 100H138V99H137ZM162 100H163V102H164L165 98H164V99H158L157 102H160V103H161ZM186 100H187V99H186ZM186 100H183V101L186 102ZM190 100H192V99H190ZM190 100H189V101H190ZM204 100H205V99H204ZM208 100H209V98H208ZM219 100H220V99H219ZM219 100H218V101H219ZM223 100H224V99H223ZM225 100H226V99H225ZM225 100H224V101H225ZM228 100H229V99H227V101H228ZM255 100H254L253 102H250V103H251V104L254 103ZM258 100H259V99H258ZM262 100H264V98H262ZM15 101L17 102L18 99L15 100ZM38 101H39V100H38ZM127 101H128V100H127ZM132 101H133V100H132ZM189 101H188V102H189ZM213 101H214V100H213ZM218 101H217V102H218ZM220 101H221V100H220ZM224 101H223V102H224ZM241 101H242V100H241ZM260 101H261V100H260ZM0 102H1V101H0ZM36 102H37V101H36ZM134 102H136V101H134ZM144 102H145V101H144ZM157 102H156V103H157ZM167 102H168V101H167ZM199 102L201 103L202 101H199ZM210 102H211V101H210ZM221 102H222V101H221ZM221 102H219V103H221ZM229 102H230V101H229ZM262 102L264 103V101H262ZM11 103H12V101H11ZM31 103H32V102H31ZM37 103H38V102H37ZM147 103H148V102H147ZM153 103H155V102H153ZM156 103H155L156 106H154V104L152 105V106L156 107L155 109H153V111L157 110V108H158V106H159V104L157 103V104H158V106H157ZM170 103H171V102H170ZM173 103H174V105H173V106H170L171 109H169V111L166 110L168 107L165 109L166 112H165L164 114H163L162 112H158V111H157L158 113H161V114L158 116V113H157L156 111H155V113L153 112V114L151 113L152 110H151V109H148L150 106H148V107L144 106V108L146 107L145 110H146V109L150 110V111H148V112L145 111V110H144L145 112H142V109H143V108L141 107L142 109H141V110L139 109L140 112L138 111V109H136L137 112L135 111V112H136V113H135L134 110H133V112H132V109H131V108H128L129 105H128V106L126 105V104H128V103L125 104V102H124V103H122L123 106H121V107H122V110H121L120 121H122V120H123L124 118H126L127 116H128V117L131 116V115H130L131 113H135L136 118H139V117L142 116V114L144 113V116H143V117H145V118L142 119V117H140V118L138 119L137 123H139V121L141 122L142 120H144V119L147 118V119H146L147 123H146L145 120H144V124H145V125H149L150 122H149L148 120L151 119V116H153V115H155V114L157 113L155 116L158 117V120H161V121H162V119H160V118H163V119H164L165 122L163 121V122H161V123H163V126L165 127V130H166V131H164V130L161 131L160 129H163L164 127H163V126H159L160 128H157L159 132L156 131V128H155L154 130H153V129L149 130V133H148V134H149V135H152V138H153V137L160 138L159 141H161V136L164 135L163 132L167 133V136H168V133H169V132H171V131H175V132H176V131H177L178 133H177V132H176V134H175L174 132H173V133H174L176 136H178L177 134H179V133L181 132L180 129H181L182 127L184 128L183 125H184L185 120H187L186 118H189V119L191 118L190 121L192 122V119L194 118V116L196 117V115H198V114H199V116L201 115L200 112H202V110H201L202 108L199 109V108L196 106V109L194 108V110H193V108L191 107L192 110H191V111L189 110L190 112L186 113L187 111L185 112V111L183 110V108H184L185 106H180L181 103H182L181 105H183V102H182V101H181V103H180V102L177 103V102H175V101H174ZM173 103H172V104H173ZM192 103L194 104V101H193ZM192 103H191V105H192ZM202 103H203V102H202ZM202 103H201V104H202ZM211 103H212V102H211ZM213 103L216 104L215 101H214ZM213 103H212V105L214 106V109H215L216 106H217L219 103H218L217 105H214ZM224 103H225V102H224ZM233 103H235V102H233ZM245 103H246V102H245ZM258 103L260 104L261 102H258ZM258 103H256V105H257ZM263 103H262V104H263ZM8 104H9V103H8ZM13 104H14V101H13ZM27 104H28V103H27ZM135 104H136V103H135ZM195 104H196V102H195ZM195 104H194L193 106H195ZM208 104L210 105V103H208ZM229 104H231V103H229ZM235 104H237V103H235ZM242 104H243V103H242ZM242 104H241V105H242ZM1 105L3 106V103H2ZM4 105H5V104H4ZM14 105H15V104H14ZM17 105H18V104H17ZM21 105H22V104H21ZM142 105H143V102H142ZM162 105H163V104H162ZM185 105H187V103H186ZM188 105H190V104H188ZM191 105H190V106H191ZM196 105H197V104H196ZM204 105L206 106L205 103H204ZM204 105L202 104V106H204ZM209 105H207V106L209 107ZM221 105H222V104H221ZM226 105H227V107H228V102L226 103ZM226 105H225V106H226ZM238 105H239V104H238ZM263 105H264V104H263ZM18 106H19V105H18ZM25 106H26V104H25ZM133 106H134V105H133ZM133 106H132V107H133ZM136 106H137V105H136ZM218 106H219V105H218ZM229 106L232 107V104L229 105ZM234 106H235V105H234ZM242 106H243V105H242ZM250 106H251V105L249 104V107H250ZM253 106H254V105H253ZM6 107H7V103H6ZM8 107H10V106H8ZM23 107H24V106H23ZM26 107H27V106H26ZM182 107H183V108H182ZM187 107H188V106H187ZM199 107H201V106L199 105ZM211 107H212V106H210L209 108L211 109ZM219 107H220V106H219ZM219 107H218V108H219ZM222 107H224V106H222ZM236 107H237V108H236ZM236 107H235V108L232 107L234 110L231 109V108L229 109V107H228L229 110H228V109H227V110H228L229 112L232 110L231 112H232L233 114H235V113L237 114V112H239V111H240L241 113H243L244 111L247 112V109L244 110V109H242V108H241V109L238 108V106H236ZM256 107H257V106H256ZM259 107H260V106H259ZM2 108H3V107H2ZM14 108H16V107H14ZM33 108H34V106H33ZM33 108H32V110H33ZM135 108H137V107H135ZM138 108H139V107H138ZM163 108H164V107H163ZM203 108H204V107H203ZM212 108H213V107H212ZM224 108H226V107H224ZM224 108H223V110H224ZM245 108H246V107H245ZM251 108H252V106H251ZM4 109H5V108H4ZM10 109H11V108H10ZM161 109H162V108H161ZM210 109H209V110H210ZM221 109H222V108H221ZM221 109H220L219 111H221ZM235 109H236V110L238 109V111H236ZM239 109H240V110H239ZM7 110H9V109H7ZM16 110H17V109H16ZM205 110H206V109H205ZM258 110H259V109H258ZM258 110H257V111L255 110V113H258ZM12 111H13V110H11V112H12ZM34 111H35V110H34ZM199 111H200V112H199ZM207 111H208V110H207ZM210 111H211V110H210ZM219 111H218V112H219ZM224 111H226V110H224ZM224 111H221V113L224 112ZM235 111H236V112H235ZM248 111H250V110L248 109ZM252 111H253V110H252ZM252 111H250V113H251ZM260 111H261V110H260ZM260 111H259L258 114H260ZM263 111H264V110H263ZM2 112H4V110H3ZM9 112H10V110H9ZM11 112H10V113H11ZM20 112H21V110H20ZM23 112H24V111H23ZM23 112H22V113H23ZM28 112H29V111H28ZM32 112H33V111H32ZM36 112H37V111H36ZM141 112H142V114H138V113H141ZM203 112H204V111H203ZM212 112H215V111H212ZM226 112H227V111H226ZM226 112H225V113H226ZM229 112H227V113H229ZM240 112H239V113H240ZM0 113H1V112H0ZM25 113H26V112H25ZM146 113L148 114V116H147ZM150 113H151V115H150ZM239 113H238V114H239ZM253 113H254V111H253L251 114H249V112H248V114H247V116L250 115L251 118H250V117H249V118L251 119V121H249V119L247 120L248 117L246 118V121H245V119L243 118L244 115H243L242 119H240L239 116H240L241 114L238 115L239 120H241L242 122H243V120H244V122H245L246 124H245V123L242 124L241 121H237V120H235V122H236V121H237V122H240V125H247V122L250 123V122L256 120L257 118H259L258 115H257V118H256V119L254 118V120H252V115H254ZM4 114H5V113H4ZM6 114H7V111H6ZM20 114H21V113H20ZM28 114H29V113H28ZM137 114L140 115V116L137 117ZM202 114H203V113H202ZM208 114H212V113H209V111H208V113H207L206 115L208 116ZM213 114H215V113H213ZM218 114H219V113H218ZM233 114H232V116L234 117ZM236 114H235V115H236ZM244 114H245V113H244ZM263 114H264V113H263ZM2 115H3V114H2ZM2 115H0V117H1ZM29 115H30V114H29ZM35 115H36V114H35ZM229 115H230V117H231V114H229ZM5 116H6V115H5ZM13 116H14V115H13ZM17 116H19V115H18V111H17V115H16V117H17ZM146 116H147V117H146ZM199 116H198V117H199ZM201 116H202V115H201ZM211 116H213V115H211ZM215 116H216V115H215ZM223 116H224V115H223ZM245 116H246V115H245ZM14 117H15V116H14ZM33 117H35V116H32V118H33ZM157 117H156V118H157ZM159 117H160V118H159ZM192 117H193V118H192ZM198 117H197V118H198ZM217 117H219V116H217ZM221 117H222V114H221ZM221 117H220V118H221ZM225 117H226V116H225ZM227 117H228V116H227ZM261 117H264V115H263V116L260 115V118H261ZM2 118H3V116H2ZM4 118H5V117H4ZM9 118H11V117H9ZM156 118H155V119H156ZM211 118H212V117H211ZM211 118H210V119H211ZM220 118H216V119H215L216 122H217V119H220ZM222 118H223V117H222ZM231 118H232V117H231ZM231 118H228V119L231 120ZM238 118H237L236 116L234 117V119H238ZM30 119H31V118H30ZM131 119H132V118H131ZM155 119H153V120L155 121ZM189 119H188V120H189ZM195 119H196V118H195ZM202 119H204V118H202ZM225 119L227 120V118H224V120H225ZM9 120H10V119H9ZM134 120H135V119H134ZM134 120H133V121H134ZM136 120H137V119H136ZM136 120H135V122H136ZM153 120H152V122H153ZM204 120H205V119H204ZM212 120H213V119H212ZM222 120H223V119H222ZM222 120H221V121H222ZM224 120H223L222 122H224ZM230 120H229V122H230ZM260 120H261V119H260ZM260 120L258 119V120H256V121H254V122H253L254 124H252V126L250 125L251 128H250V127H245V126H240V125H239V126H240V129H236V127L238 126V123L236 124L237 126H236L235 123H234L235 127L233 126V128H232L231 125L233 124V122H232V120H231V123H230V125H229L227 128H229V127L231 126V128L234 129V130L225 128V130H227V131H224V129L221 128V127L219 128V123L217 122L218 125H216V124H215V125L218 126L219 129H217L216 126H215L214 128H216L217 131L220 130V129H221V130L223 129V131H221L222 134L219 133V132H216V133L218 134V136H216V137L214 136V137H215L216 141H218V140H223V136H222V135H223V132H224V133H225L224 135L227 137V139H228L230 136H232V137L234 138V137H236L235 135H237V134H241V135H243V136L245 137V140H246L247 138H249L248 135H249L250 133H251V135H253V133H255V134H257V137L259 136V137H258L259 139H258V138L256 139V137L253 138L254 140H257V141H256V145H257V143H258L259 140L264 141V139H263L264 136L261 137L262 134L264 133V129H263V128H264V125H263V127H262V124H264V123H263L264 118H263V120H261V121H260ZM0 121H1V120H0ZM2 121H3V120H2ZM6 121H7V120H6ZM129 121H130V119L128 120V122H129ZM199 121H202V120L199 119ZM199 121H196V122H199ZM218 121H219V120H218ZM233 121H234V120H233ZM259 121L262 123V124H261V129H262L263 131L261 130V132L259 131V130H260V128H259L260 125H259V126L257 125V123H258ZM15 122H16V120H15ZM126 122H127V121H126ZM148 122H149V123H148ZM156 122H157V121H156ZM194 122H195V120H194ZM212 122L214 123V121H212ZM222 122H220V123H222ZM7 123H8V122H7ZM129 123H130V122H129ZM131 123H132V122H131ZM137 123H136V124H137ZM142 123H143V121H142ZM142 123H141V124L139 123V124L137 125V127L139 128V127L142 125ZM153 123L155 124V122H153ZM153 123H152V124H153ZM192 123H193V122H192ZM192 123H190V124L192 125ZM202 123L204 124L205 122L203 121ZM206 123H210V122H207V121H206ZM213 123H210V124H213ZM133 124H134V123H133ZM185 124H186V123H185ZM188 124H189V122H188ZM193 124H194V123H193ZM203 124L199 123L198 125L201 126V125H203ZM210 124L208 125V127L211 129ZM226 124H227V122L225 121V125H226ZM250 124H251V123H250ZM255 124H256V125H255ZM258 124H259V123H258ZM30 125L32 126V124H30ZM145 125H144V126H145ZM194 125H195V124H194ZM198 125L196 124V126H198ZM221 125H222V124H221ZM221 125H220V126H221ZM31 126H30V127H31ZM153 126L155 127V125H152V127H153ZM185 126H186V125H185ZM203 126L205 127V126H207V124H206V125H203ZM248 126H249V124H248ZM255 126H256V127H255ZM257 126H258V130L255 129V128H257ZM10 127H11V126H10ZM137 127L134 126V128H137ZM162 127H163V128H162ZM191 127L193 128V125H192ZM212 127H213V126H212ZM222 127H223V125H222ZM253 127H254V128H253ZM0 128H1V127H0ZM14 128H15V127H14ZM34 128H35V127H34ZM126 128H127V127H126ZM138 128H137V129H138ZM142 128H144V127H142ZM142 128H140V129H142ZM145 128H146V127H145ZM148 128H149V127H148ZM187 128H188V126H187ZM192 128H189V129H192ZM238 128H239V127H238ZM241 128H243V129H241ZM245 128H250V129H246V130H245ZM16 129H17V127H16ZM18 129H19V128H18ZM18 129H17V131L20 130V129H19V130H18ZM32 129H33V127H32ZM189 129H187V130H189ZM195 129H198V128H195ZM200 129H201V128H199V130H200ZM206 129H207L208 132H209V129H208V128H206ZM212 129H213V128H212ZM216 129H215V130H216ZM252 129L257 130V132H255V131L252 130ZM29 130H30V129H29ZM127 130H128V129H127ZM127 130H126V131H127ZM135 130H136V129H135ZM145 130H146V129H145ZM185 130H186V129H185ZM199 130H198V132H199ZM201 130H202V129H201ZM204 130H205V129H204ZM204 130L201 131L202 134L205 132ZM215 130H214V132H215ZM248 130H250V133H249ZM13 131H14V134H13V135H15V134H16V133H15L16 130H13ZM20 131H21V130H20ZM143 131H144V129H143ZM146 131H148V130H146ZM146 131H145V132H146ZM151 131H152V132H151ZM183 131H184V130H183ZM196 131H197V130H196ZM196 131H194L195 134H196ZM211 131H212V130H211ZM211 131H210V132H211ZM243 131H245L246 133L243 132ZM247 131H248V132H247ZM251 131H252L253 133H252ZM8 132H9V131H8ZM120 132H121V131H120ZM186 132H187V131H186ZM186 132H185V133H186ZM190 132H193V129H192V131L190 130ZM241 132H243L244 134H242ZM258 132H260V134H259ZM9 133H10V132H9ZM27 133H28V132H26V134H27ZM30 133H32V132H30ZM37 133H38V132H37ZM121 133H122V132H121ZM121 133H120V134H121ZM173 133H172V134H173ZM211 133H212V135L215 134V133H213V131H212ZM211 133H209V134H211ZM247 133H249V134L247 135ZM33 134H35L34 131H33ZM33 134H32V135H33ZM117 134H118V133H117ZM117 134H116V135H117ZM120 134H118V135H120ZM122 134H123V133H122ZM145 134H146V133H145ZM181 134H182V133H180V135H181ZM183 134H184V133H183ZM193 134H194V133L191 134L192 137L194 136ZM206 134L208 135V136H207L208 139L206 138ZM209 134L205 132V134H203L204 137H200V135L198 136V134H197V135H195V138H194L195 141H193L192 139H191V141H190V140H189V138H190L189 136H188L189 138H187L186 135L182 136V138H183V137H186V139H188V140L190 141V142H188V144L191 145V146H189V147H186V145H188L187 142H186V139H185V142H184V141H181V139H182L181 137H179V138L177 139V141H175V143H174V142L171 143V142L169 141L171 144L169 143L170 145H169V144H168V145H165L164 148H163V151H161V154H160V153H158V155H156L157 153L155 154V155L159 158V159H158V158L156 157V158L158 159V161H157V160H154V159L151 160V158H153L152 155L155 153V151H154V153H152V155L150 156V159H149L148 162L145 160V159H148V158H145V159H144V158L142 157V158L144 159L145 162H144L143 160H142V161L144 162L145 165L148 166V169L145 167V165L143 166V167H145V168H143V169H145V170L147 169L146 172H145V170H144V173H145V174L143 175L144 177H142V175H141L140 173H137V171H136V173L139 174L140 177H141V179H140V177H139V179H138V178H136V179H138V180H140V181H141L142 179H144V180L142 181V182H144V183H143L142 185L139 186V187H140V188H139V192H140V193H141V192H142V193L144 192V193L149 194V195H153V194H154V198H156V199H157V197H155V196H158V195H155V194H157L159 191L162 190V189H161V185L164 186V187L166 188V184H168V185H171V184H172V186H170V188H171V191L174 192V195L176 196V199H175V196L173 195V196H174V200H175V202H174V201H173V202L175 203V205H174L172 202H171V203L175 206L174 208H175L176 210H174L173 208L170 209V207H168V206H170V203H169L168 206H166V208H164V209H167L169 212H170V210L174 211V214H173L172 211H171L172 213H171V212L169 213V214H171L172 217H173V219H171V220H172V221H171L172 223H171V222L169 223V221H170L169 218H168V219H169L168 221H167V219L165 218V217H167V215H166L167 211H166V213L164 212V210H162L163 212H161V211H160V210H161L160 207H159V208H158V207H155L156 204H154V205H155L154 207H149V210H143V209H145L144 207H148L149 204H147V206H146V205H143L144 207L141 206V208H139L140 206L138 205V203H136V204L138 205L139 210H141V211L143 210L142 212L140 211L141 214H140L139 216H141V217H138V215L135 214V210H134L135 208L133 207V209H131L132 207H130L131 205H129L128 207H130V210H132V214H131V216L134 217L133 215L135 214V216L138 217V218H133L134 220L132 219V217H130V218H131L130 220L127 219L128 216H130V215H128V216L126 217V219H123V218L120 219L119 217H115V216H112V217H111V215H114V211H115L114 209L117 208L116 210H119L120 207L118 208V206H120V205H118V206H117V205H114V203L110 202V200H109V202L112 203V205H113L112 210L110 211V209L108 208V206H110V208H111V206H112L111 204L108 205V206L106 207L105 204L108 203L107 201H108V198L110 197L108 192H107V193H108V196H109V197H107V201H103V200L101 201V199H100V198H102V197L104 196V194H103V196L100 197V196H101V192H102L104 186H105V189L108 188V187H106L107 185L109 186V184H107V183L109 182L108 180H110L109 183H110V184L113 183V185H115V187H116V184H115L116 181L119 180V179L116 180V178H117V176H116V178H114V180H116V181H115V182H114V180H112L113 182L111 181L113 174L116 173V172H114V173L112 174V176H109V178L111 177V179H108V178H106V177L104 176L103 167H102L103 165H101V164H104V162H105L106 160H105V158H100V157H101V154L103 153L102 155H104V153H105L106 151H105V152H102V153H101L100 151L103 150L104 148L106 149V148L108 147V144H107V146H106V144L100 142L101 145H102V146H101L100 143L97 142V143L99 144V145H98V144L96 143L97 148L94 147V146H96L94 143H93L94 146H91V145H89V144H87V145L85 144V149H84V146H83V147L81 146V148L83 149V150H82L83 152H82L81 150H77V152H76V153H78V154L81 153V155H83L84 157L81 158V155H78V156H77L76 154H75V155L72 154V155H73L72 160L75 161V159H77V157L80 156V159L76 160L77 166H75V167H76V169H77V171H78V174H81L80 176H84V178H88V177H85V176H89V175L94 174L95 177H93V178H94V179L96 178L97 180L95 179V181H94V179H91V180L94 181V185H93V187H91V188L89 189L88 186H86V187H87V190H86V189L83 188V187H84L83 185H85V184H84V183H79V181H78L79 184H83L82 187H80L79 184H78L79 188H78V187L75 188V186H74L73 188H70V189H69V187L71 186V185L69 184V187H68V190H67L66 196H68L69 202H70L72 199H73V200H72L73 202L71 201V203H68V205H64V206H67L66 208L68 209V211H70V213L67 211V209L64 210V212L67 211V213H63L62 216H59V217H60V220L58 221L59 217H57V215H58L57 213L61 212V214H62L63 211H62V209H61V211H59V210H57V208L60 207V206H62V207L65 209V207L63 206V202H62V205H60V206H59V204H60V203H59L58 206H56L57 208L55 207L56 204H53V206H51L50 208H46V207H49V205H45L44 208H43V206H40V205L44 204V202H45V204H49L50 200H48V199H51V201H52V197L55 196V195H57V194L59 193V191L57 192V194H55L56 192H54V189H55L56 186H55L52 190H51V188H50V191H49V190H48L49 187H53V186H52V185H49V184L47 183V184L49 185V186L47 185V186H48V187H47L48 189H47V190H46V189L43 190V191H45V193H46L45 197L47 196V193H49V194L51 193L50 195H52V196H51V197L49 196L50 198H48L47 200L44 199L45 201H43V203H41V202H40V203L37 202V203H39V204L37 205V207L35 206V208H32L33 210L30 211V212L32 213V211H34V209H37V211H39L40 209H44V211L47 210V211H45L46 214H43V215H45V216L47 215L46 218H43V219H42V216L39 218V217H36L35 215H34L35 217H34L33 215L29 216L30 212H29V214L18 213L17 215H15V216L12 215V216L10 217L9 220H10V221L12 220V221H11V223H10V221H8V223H10L9 225L12 224L11 226L8 225L9 227H1L2 229L0 228V230H1L0 233L3 232L1 238H2V239L4 238V239H3L4 242L8 244V246H7V244H6V247H5V243H4L3 241L0 240V241H1L0 243H2L1 245H4V247H3V251H5V252L7 253V254H6L7 256L5 255V257H6V258H9V261H10V258L13 259V257H14L17 253H18L17 255L19 256V252L21 253V252L24 251V248H23V247H22L23 251H20L19 248H18L19 250L17 251V249L14 248V247L12 246V245H14V244H12L11 246L9 245V244H10V241H11L12 243H13L12 240L15 241V235H17V234H15V232L17 231V229H18L19 232L21 231V229L19 230L18 227L21 228L22 226H24V229H25V230H26V229L29 230V231H27V230H26V231H27V232H30V233H29V234H26L25 236H24L23 234H22V235H23V237H26L25 239L29 240L28 238H30V239L32 240V242H31V240H30V244H29L30 246H29V247H30V248H33V250L31 249V251H30V250H29V251H30V253L34 251V255L36 256V257H35V256H34V257H35V259L37 260L35 264H51V258H52V260L54 259L53 256H54V253H55V248H56V249H60V248H58V247L60 246V243H61V246H62V248H63V244H64V242H66V241H64V239L69 238V237L71 236V234H73V233H67L68 235L66 234L65 237L63 236L61 239H59L60 241L56 239V240H57V242H56V240H53V237H54V234H55V231H56V227H57V226H55V225L58 224V226H59V225H61V222H64V224L69 225V224L71 223V221H73V222L70 224V227H72V228H76V229H74V230L76 231L77 234H78V233L81 234V232H84V231H87V230H89L88 232H90V229H91V228L97 226L96 229L94 228L93 231L90 232V234L93 233L94 230H95V232H96L95 235H96L97 237L95 236L94 238H97V239L102 238V241L104 240V243H105V244H104L105 248H108L109 250H110V249H113V250L118 249V252H119V248L121 249V247L123 246V248L126 249V250H124L123 248H122V250H124L125 252H127V251H129L128 248L130 247V252H129V253L131 254V250H132L131 247H132L133 250H134V247L136 246V244L132 245V242H131V241L134 242V241H136V238H137V239H139L138 242L140 243L141 247H142V245H143V246L145 245L144 248L142 247V248H143V250H142V249H140L141 247L138 246V245H139V244H138V245L136 246V247H139V248H137V250L140 249V250H142V252H143V251H145V252L148 251V252L150 253V254L147 253L149 257H151V253L154 252L153 249H155V250H157V248L160 249V247H162L163 245L165 246L164 248H166V251H168L169 255H174L175 257H179L180 254H182L181 256H183V254L188 253L189 247L191 246L190 244H191V243H194V242H192L193 239H195L196 242H197L196 244H198V245L195 244V246H196L195 249H197V250L199 251L198 248L203 247V245H204V247H205L206 243H208V241H210V240H211L212 238H214V237H210V235L208 234V236H209L208 238H209L210 240L207 238V239H208L207 242H206V243L204 242V243L202 244V246H201V244L198 243V241H199L198 239H201V238H202V240H204V239L206 238V237H204V238H203V237H201V238L199 237L200 235L203 236L202 233H204V231H205L206 229H205L204 231H202V232L200 231L201 234H198L196 230H197L199 227L201 228V226H203V224H201L202 222L200 223L201 225L198 224L199 227H197L196 229H194L193 227H191V225H189V224H191L192 221H194V217H193L192 215H194L196 212H199L200 209L203 210V211H200V212H203V213H204L203 215L205 216V213H206V212H204V210L206 209V208H205V207H206L205 205H207V204H205V203H207L206 201L209 200V199H207L208 196H207V197L203 196L204 194H203V195H202V194L199 195V198H200V199H199V200H200L199 202H200V203H201V201L203 200V198L205 197V198H204V199H206L205 203L202 202V204H205V205H203V207H201L200 209L198 208L199 206L196 207L197 209H194L195 207H194V208L192 207V212H191V213H193V214H191V213L189 214V215L192 216V221H191V216H187V220H186V221H188V222H186V221H185V217L183 216V214H184L183 212H184V211L181 209V207L184 206L182 203H184V201H185V199H186V198L183 199V197H184L183 194L187 193V191H188V192L192 191L191 189H194L195 192H193V191H192V192L195 194L196 191H197L196 189H197L198 187H199L198 189H200V187L203 188V186H204V189H206V186H207V189H209V186H210V188H212L213 185L215 186V184H214L213 181L216 180V179H214V178H216L217 176L219 177L218 172H217L219 169H218V170H215L217 173H213V172H215V171L213 170V172H210V171H209V172H208L209 174H204V173H206V172L201 173V172L197 169V166H196V167H195V168H196V171H197V170L199 171V172H198V171L196 172V171L192 168V166H194V164H195V162H193V160H192V162L194 163V164H192V166H191V164H190L192 170H191V168H189V170H186V168H185L186 166H184V168H183V165H181V163H183L182 160H181V158H183V155L190 156V154L187 155V153L184 154L183 152H184V151H185V152H189V151H186V150H188V148H190V147H191V148L196 147V146H193L194 144L197 145V147H198L201 143H203V145L201 144L202 146H201V145L199 146L201 149H203V147H204V150L206 149L205 151L203 150V151H204V152H203V153H204L203 155H205L206 153H209L210 150H211L210 147H208V146H209V143H205V140H204V142H203V140L199 139V138L207 139L206 141L212 143V141H213L212 139H213V138H211L212 136H209ZM217 134H215V135H217ZM245 134H246L247 136H245ZM0 135H1V134H0ZM13 135H11V136H13ZM19 135H20V134H19ZM27 135H28V134H27ZM38 135H39V134H38ZM41 135H42V133H41ZM133 135H134V134H133ZM139 135H141V134H138V136H135V138H133V139L129 136L130 138L128 137V138H129L128 140H129V141L132 140V143H133L134 139L136 140L135 142H137L138 139H139V141L137 142V146L139 147V146H140V145H138L139 142L142 143V144H144V143H143V141H144L143 139H144L145 137H147V135H146L145 137H142V136L139 137ZM165 135H166V134H165ZM203 135H202V136H203ZM241 135H240V136H241ZM251 135H250V136H251ZM260 135H261V136H260ZM263 135H264V134H263ZM7 136H8V135H7ZM30 136H31V135H30ZM30 136H29V137H30ZM33 136H34V135H33ZM39 136H40V135H39ZM121 136H122V135H121ZM121 136H120V137H121ZM143 136H144V135H143ZM225 136H224V137H225ZM255 136H256V135H255ZM35 137L38 138L37 135H36ZM35 137H34V138H35ZM118 137H119V136H118ZM132 137H133V136H132ZM136 137H138V138H136ZM162 137H164V136H162ZM192 137H191V138H192ZM197 137H198V138H197ZM237 137H238V136H237ZM237 137H236V139H237ZM253 137H254V135H253ZM3 138H4V137H3ZM9 138H10V137H9ZM11 138H12V137H11ZM15 138H16V137H15ZM34 138H33V139H34ZM124 138H125V137H124ZM140 138L142 139V140H141L142 142L140 141ZM148 138H151V136H150V137L148 136ZM148 138H145V139H147V141H148V140H149ZM157 138H156V143H158V139H157ZM166 138H167V137H166ZM168 138H169V137H168ZM180 138H181V139H180ZM260 138H262L263 140L260 139ZM42 139H43V138H42ZM110 139H111V138H110ZM130 139H131V140H130ZM169 139H170V138H169ZM179 139H180V140H179ZM183 139H184V138H183ZM210 139H211V141H209ZM217 139H218V140H217ZM224 139H226V138H224ZM230 139H231V138H229L228 140H230ZM234 139H235V138H234ZM251 139H252V138H251ZM5 140H6V139H5ZM13 140H14V139H13ZM36 140H37V139H36ZM47 140H50V139H47ZM47 140H46V141H47ZM248 140H249V139H248ZM33 141H34V140H33ZM50 141H51V140H50ZM50 141H49V142H50ZM52 141H53V140H52ZM114 141H116V140H114ZM122 141H124V140L122 139ZM122 141H119V142H122ZM126 141H127V140H126ZM129 141H127V142H129ZM147 141H146V146H147V145L149 146L148 143H150V140H149V142H147ZM173 141H174V140H173ZM223 141H224V140H223ZM223 141H222V142H223ZM231 141H232V140H231ZM233 141H234V140H233ZM236 141H237V140H236ZM252 141H253V140H252ZM11 142H12V140H11ZM49 142L47 141V144H48ZM112 142H113V141H112ZM117 142H118V141H117ZM127 142H123V143H127ZM135 142H134V143H135ZM153 142H154V141H153ZM163 142H164V141H163ZM163 142H162V143H163ZM166 142H167V140H166ZM200 142H201V143H200ZM214 142H215V141H214ZM218 142H220V141H218ZM225 142H227V140H225ZM225 142H224V143H225ZM242 142L245 143V141H242ZM242 142H241V145H240V146H244V145H242ZM246 142H247V141H246ZM249 142H250V141H249ZM249 142H248V143H249ZM259 142H260V141H259ZM8 143H9V142H8ZM32 143H33V142H32ZM37 143H38V142H37ZM44 143H45V142H44ZM151 143H152V140H151ZM154 143H155V142H154ZM154 143H153V144H154ZM192 143H193V145H192ZM199 143H200V144H199ZM224 143H222L223 146H225ZM230 143H231V142H230ZM235 143H237V142H235ZM248 143H247V144H248ZM9 144H10V143H9ZM33 144H34V143H33ZM40 144H41V143H40ZM52 144H53V143H52ZM54 144H55V143H54ZM56 144H57V143H56ZM56 144H55V146L58 147L57 145H58L59 143H58L57 145H56ZM113 144H114V143H113ZM121 144H122V143H121ZM135 144H136V143H135ZM135 144H133L134 146L131 144V146L135 147ZM163 144H166V143H163ZM206 144H208V145L206 146ZM227 144H228V143H227ZM239 144H240V143H239ZM245 144H246V143H245ZM247 144H246V147H247ZM251 144H253V143H250V144H249L250 147H251ZM36 145H37V144H36ZM43 145H44V144H43ZM43 145H42V146H43ZM61 145H63V144H61ZM61 145H60V146H61ZM88 145H89V146H88ZM124 145H126V144H124ZM124 145H123V146H124ZM211 145H212V144H211ZM211 145H210V146H211ZM215 145L218 146V143L215 144ZM233 145H234V144H233ZM253 145H255V144H253ZM258 145L261 146V147L264 149V143H263V142H262V143L260 142V144L258 143ZM262 145H263V146H262ZM1 146H2V145H1ZM15 146H16V145H15ZM34 146H35V144H34ZM48 146L51 147L50 144H49ZM53 146H54V145H53ZM55 146H54V147H55ZM69 146H70V145H69ZM86 146H88L89 149H88V148L86 149ZM90 146H91V147H90ZM98 146H99V147H98ZM114 146H115V145H114ZM120 146H121V145H120ZM120 146H118L119 149L122 148V147H120ZM131 146H129V147H128V146H127V147L125 146V150H126L127 148H130ZM144 146H145V145H144ZM148 146H147V147H148ZM151 146H152V145H151ZM153 146H154V145H153ZM161 146H162V145H161ZM184 146H185V147H184ZM212 146H213V145H212ZM217 146H216V147H217ZM220 146H221V144H220ZM234 146H236V145H234ZM234 146H233V147H234ZM56 147H55V148H56ZM92 147H94V148L92 149ZM110 147H111V146H110ZM110 147H109V148H110ZM162 147H163V146H162ZM162 147H159V148H162ZM197 147L195 148L196 150L199 149V148H197ZM207 147H208V148H207ZM221 147H222V146H221ZM244 147H245V146H244ZM246 147H245V148H246ZM261 147H260L261 150H259V152H261V153H258V154H261V155H262V152L264 153V150L262 151V148H261ZM35 148L37 149V146H36ZM38 148H39V146H38ZM55 148L52 147L51 149H55ZM90 148H91V149H90ZM102 148H103V149H102ZM109 148H108V149H109ZM112 148H113V147H112ZM115 148H116V147H115ZM115 148H114V149H115ZM135 148H137V147H135ZM135 148H134V149L131 148L132 150L130 149V150H128V152L130 151V153H131V152H133V150H135V151L137 152L138 150H136ZM153 148H154V147H153ZM155 148H156V147H155ZM159 148H157V150H159ZM184 148H186V150H185ZM217 148H219V147H217ZM217 148H216V149H217ZM225 148H226V147H225ZM228 148L230 149V147H228ZM235 148H236V147H235ZM240 148H241V147H240ZM255 148H256V147L254 146V149H255ZM257 148L259 149L258 146H257ZM51 149H50V150H51ZM63 149H64V148H63ZM69 149H70V148H69ZM97 149H98V150H97ZM114 149H112V150H114ZM123 149H124V148H123ZM123 149H121L122 152H123ZM138 149H140V147H139ZM146 149H147V148H146ZM146 149H145V150H146ZM195 149H193V150H194V153H197V154H198L199 151L197 150V152H195ZM207 149H209V152H208ZM214 149H215V147H214ZM216 149H215V150H216ZM232 149H233V148H232V146H231V150H232ZM237 149L239 150V148H237ZM237 149H236V150H237ZM258 149H257V150H258ZM38 150H39V149H37V151H38ZM55 150H56V149H55ZM55 150H54V151H55ZM66 150H67V148H66ZM89 150H90V151L92 150V151H91L92 153L90 152V154H89V155L87 154L88 156L86 155V157H85V154L88 153ZM147 150L150 151L151 149H147ZM191 150H192V149H191ZM199 150H200V149H199ZM223 150H224V149H223ZM233 150H234V149H233ZM233 150H232V151H233ZM238 150H237V151H238ZM243 150H244V148H243ZM243 150L240 149V151L236 153L237 155H238V153H239L238 157L236 158V156H237V155H236V156L234 157V159H238L239 156H240L241 161H242V157H243V155H244V156H245L246 154H247V156H250V155H251L250 152H249L250 155L248 154V151H247L248 148H247V150H246V149L244 150V151H246L245 154L243 153L242 155H240V152L243 151ZM250 150H251V149H250ZM255 150H256V149H255ZM2 151H3V150H2ZM10 151H11V150H10ZM30 151H32V149H31ZM72 151H73V149H72ZM85 151H86V152H85ZM152 151H153V149H152ZM206 151H207V152H206ZM211 151H214V150H211ZM13 152H14V151H13ZM18 152H19V151H18ZM32 152H34V150H33ZM63 152H64V150H63ZM69 152H71V150H70ZM79 152H80V153H79ZM99 152L101 153L100 155H99ZM111 152H112V151H111ZM119 152H120V150H119ZM138 152H139V151H138ZM138 152L136 153L137 155H139ZM190 152H191V151H190ZM200 152H201V150H200ZM205 152H206V153H205ZM223 152L226 154V151H225V150L222 151V153H223ZM233 152L235 153L236 151H233ZM233 152H232V153H233ZM6 153H7V152H6ZM29 153H30V152H29ZM108 153H109V152H108ZM124 153H125V152H124ZM130 153H129V154H130ZM133 153H134V152H133ZM141 153H143V152H141ZM191 153H192V152H191ZM201 153H202V152H201ZM213 153H214V152H212V154H213ZM216 153L218 154V151H217ZM220 153H221V152H220ZM220 153H219V154H220ZM228 153H230V151H227V154H228ZM252 153H254V150H253ZM22 154H23V153H22ZM22 154H21V155H22ZM31 154H32V153H31ZM59 154H61V152H60ZM105 154H106V153H105ZM119 154H120V153H119ZM121 154H123V153H121ZM136 154H135V155H136ZM150 154H151V153H150ZM159 154H160V155H159ZM182 154H183V155H182ZM219 154H218V155H219ZM225 154H220L219 156L222 157V156L225 155ZM255 154H257L256 151H255ZM258 154H257V155H258ZM7 155H8V154H7ZM14 155H15V154H14ZM64 155H65V154H64ZM67 155H68V154H67ZM67 155H66V156H67ZM70 155H71V153H70ZM126 155H127V154H126ZM126 155H125V156H126ZM133 155H134V154H133ZM135 155L133 156L134 158H135ZM200 155H201V154H200ZM200 155H198V157H199ZM203 155H202V156H203ZM208 155L211 156V154H208ZM221 155H222V156H221ZM233 155H234V154H232V156H233ZM3 156H4V154H3ZM3 156H2V158H5L4 160H6V159H7L6 156H4V157H3ZM16 156H17V155H16ZM74 156H76V158H75ZM121 156H122V155H121ZM127 156H128V155H127ZM129 156H130V158L128 157V158H129V162L131 163V162H133V161H131V157H132V155H129ZM148 156H149V155H148ZM148 156H147V157H148ZM186 156H185V157H186ZM192 156H193V154H192ZM206 156H207V155H206ZM213 156H214V155H213ZM213 156H212V158L215 159L216 157H215V156L213 157ZM219 156H217V157L220 158ZM230 156H231V154H230L229 156L227 155V157H230ZM241 156H242V157H241ZM253 156H254V155H252V156L250 157V159H251ZM24 157H25V158H23V159H26V156H24ZM62 157H63V156H62ZM64 157H65V156H64ZM69 157H71V156H69ZM105 157H106V156H105ZM119 157H120V155H117V158H118V159H119ZM122 157H124V156H122ZM122 157H120V158H122ZM140 157H141V156H140ZM195 157H196V156L194 155L193 158H195ZM223 157H224V156H223ZM17 158H18V157H17ZM113 158H114V157H113ZM113 158H111V159H113ZM134 158H133V159H134ZM136 158H137V157H136ZM136 158H135V159H136ZM138 158H139V156H138ZM169 158H173L175 161L173 160V161H174V162H173L172 159H171V161H169ZM187 158L190 159L191 157H190V158L187 157ZM187 158H186V159H187ZM196 158H197V157H196ZM203 158H205V156H204ZM208 158H209V157H208ZM210 158H211V157H210ZM210 158H209V159H210ZM224 158H225V157H224ZM248 158H249V157H247V158H246V157H243V161H242L241 164H243V162H244V160H245V162L248 163L247 165H249L250 160H249V162L246 161V160H248ZM259 158H260V157H258L257 159L255 158V160H258ZM263 158H264V155L261 156V159H262V160H261V163L263 162ZM27 159H28V158H27ZM63 159H64V158H63ZM63 159H62V160H63ZM123 159L125 160V158H123ZM126 159H127V158H126ZM135 159H134V160H135ZM166 159H167V160H166ZM186 159L184 158V160H186ZM197 159H198V158H197ZM197 159H196V160H197ZM209 159H208V161H209ZM213 159H212V160H213ZM221 159H222V158H221ZM226 159H227V158H226ZM226 159H225V161H223V162L226 163V161H227ZM252 159H254V157H253ZM13 160H14V159H13ZM15 160H16V159H15ZM62 160H61V162H63ZM64 160L66 161V159H64ZM69 160H71V159H69ZM69 160H68V161H69ZM72 160H71V161H72ZM115 160H116V158H115ZM124 160H120V163H121V161L123 162ZM140 160H141V159H140ZM161 160H163V162H162ZM165 160L167 161V163L165 162ZM212 160H211V161H212ZM218 160H219V159H218ZM223 160H224V159H223ZM238 160H239V159H238ZM259 160H260V159H259ZM259 160H258V162H260ZM25 161H26V160H25ZM27 161H28V160H27ZM65 161H64V162H65ZM68 161H67V162H68ZM111 161L113 162V160H111ZM111 161H110V162H111ZM116 161H118V160H116ZM135 161H136V160H135ZM137 161H138V160H137ZM137 161H136V162H137ZM187 161L190 162V163H192V162L189 161V160H187ZM199 161H201L200 158H199ZM202 161H203V160H202ZM202 161H201V162H202ZM211 161H209V162L211 163ZM229 161H230V160H228V163H229ZM232 161H233V159H232ZM234 161H235V160H234ZM241 161H239V164H240ZM252 161H253V160H252ZM252 161H251V162H252ZM3 162H4V161L2 160V163H3ZM20 162H21V161H20ZM23 162H24V161H23ZM23 162H21V163H23ZM110 162H108V163L110 164ZM114 162H115V161H114ZM114 162H113V164L111 163V165H114ZM124 162H126V160H125ZM136 162H135V163H136ZM139 162H140V161H139ZM139 162H137V164H138ZM197 162H198V161H197ZM201 162H200V163H201ZM236 162H237V161H236ZM236 162H234V163H236ZM251 162H250V163H251ZM254 162H255V161H254ZM256 162H257V161H256ZM256 162L254 163V165H255V169H254V170H256V166H257ZM21 163H20V164H21ZM24 163H25V162H24ZM26 163H27V162H26ZM44 163H45V161H44ZM118 163H119V162H118ZM200 163H199V164H200ZM203 163H204V162H203ZM216 163H217V162H216ZM228 163H227L226 166H228ZM234 163H233V164H234ZM246 163H245V164H246ZM62 164H63V163H61V165H62ZM65 164H66V167L69 166L68 163H65ZM67 164H68V165H67ZM124 164H125V163H124ZM137 164H136V165H137ZM140 164H141V163H140ZM204 164H206L207 167L209 166V165H208L209 163L207 164V162L204 163ZM217 164H218V163H217ZM221 164H222V163H221ZM221 164H220V165H221ZM229 164H232L231 161H230ZM259 164H260V163H259ZM4 165H5V164H4ZM24 165H25V164H24ZM73 165H75V162H74ZM117 165H118V164H116V169H117ZM128 165H129V163H128ZM138 165H139V164H138ZM184 165H185V163H184ZM186 165H187V164H186ZM206 165H205V166H206ZM211 165H213V164H211ZM220 165H219V166H220ZM223 165H225V164H223ZM223 165L220 166V167H223ZM237 165H238V164H237ZM237 165H235V166H237ZM252 165H253V163H252ZM252 165L250 164V167H251V169L249 170L250 173H248V170L246 171V169H247L246 167H247V166H245L246 169L244 168V165H243V167H242V168H244L245 171L249 174V177L247 176V174H246L245 171L241 172V170H243L241 167L239 168V167L237 166V167L239 168V170H240L239 174H241V175H242V173L246 174V178H247V179H246L245 177H243V175L240 176V177H239L238 175H236V177H235L234 175H232L233 173L231 174L232 176L235 177V179H239V178L242 179L241 177H243L242 180L244 181V183H243V182H240L241 180H239V181L237 180V181L239 182V184H240V185L238 184L239 186H235L237 183H235L234 180L231 181V182H234V184H235L234 186H232L233 183H231L230 185H229V183H227L228 181L230 182L231 179H234V178H231V176H228L229 174H222V175H225V176L230 177L231 179H230V178H229L230 180L227 179L228 181L225 179V181H227L226 183H223V180H222V182L220 181V183H218V185H220L221 183H223L222 185L224 186V185L226 184V185H225L226 188H227L228 185H229L230 190H228L229 187L227 188V190H228L229 192L232 191V190L235 189V188H236V189H235V191H236V190H238L237 188H240V187H241V189H243L244 192H243L242 190H238V191H240V194H239L238 192H234V194H237V196L241 195V193H243V194H246V193H247L246 195H250V194H251V195L253 196V194L258 190L255 194L257 195V197L259 196V198H260L259 200L261 201V203L258 202L259 200H258V201L255 200V199H256V196H255V195H254V196H255V199H253V200H251V199L253 198L251 195H250V196H251V199H250V196H249V198L246 196V198L249 199V202H248V200L241 199L240 196H239V198H240L241 200H240V199L238 200V201H242V200H243L244 202H243V201L240 202V203H243V204L247 201L246 203H248L250 206H252V205L255 203L254 205H255V208H256V204L259 205V203H260V205H262V206L264 205V203H263V202H264V200H263V199H264V197H263V196H264V195H263V192H264V186H263V184H264V174L262 173V172H264V169L261 168L262 166H260V168L262 169V171L260 172V174H259V170L257 169L258 171H257V172L255 171V172L258 173V175H257L255 172H254V173L252 172V175H253V176H252V175H250V174H251V170L254 168V167L252 168ZM254 165H253V166H254ZM260 165H261V164H260ZM8 166H9V165H8ZM63 166H64V165H63ZM129 166H130V165H129ZM129 166H128V168H129ZM187 166H188V165H187ZM190 166H189V167H190ZM201 166H202V165L200 164L199 167H201ZM205 166H202L201 168H203V167H205ZM213 166H214V165H213ZM226 166L223 168L224 171H225ZM241 166H242V165H241ZM258 166H259V165H258ZM258 166H257V167H258ZM263 166H264V164H263ZM61 167H62V166H61ZM69 167H70V166H69ZM108 167H109V166H108ZM123 167H124V166H123ZM123 167H122V168H123ZM131 167H133V166H131ZM207 167H206V168H207ZM209 167H210V166H209ZM211 167H212V166H211ZM228 167L230 168V166H228ZM248 167H249V166H248ZM4 168H5V167H4ZM4 168H3V169H4ZM67 168H68V167H67ZM67 168H65V169L67 170ZM106 168H107V167H106ZM112 168L115 169V167H112ZM125 168H126V167H125ZM137 168H138V167H137ZM137 168H136V170H137ZM141 168H142V167H141ZM206 168H205V169H206ZM213 168H215V167H213ZM232 168H233V171H234V170H235L234 167H232ZM238 168H237V169H238ZM61 169H62V168H61ZM110 169H111V167H110ZM116 169H115V170H116ZM133 169H135V168L133 167ZM187 169H188V168H187ZM203 169H204V168H203ZM215 169H217V167H216ZM223 169L221 168L222 171H223ZM0 170H1V169H0ZM131 170H132V169H131ZM208 170H209V169H208ZM210 170H211V169H210ZM221 170H219V171H221ZM228 170H229V169L227 168V171H228ZM11 171H12V170H11ZM11 171H9V172H11ZM36 171H37V170H36ZM36 171H35V172H36ZM38 171H39V170H38ZM59 171H61V170H59ZM116 171H118V170H116ZM129 171H130V170H129ZM138 171H139V170H138ZM141 171H142V170H141ZM201 171H203V170L201 169ZM236 171H237V170H236ZM0 172H1V171H0ZM19 172H20V171H19ZM26 172H27V171H26ZM26 172H25V173H26ZM29 172H30V171H29ZM43 172H44V171H43ZM74 172H76V171H74ZM108 172H111V171L109 170ZM118 172H119V171H118ZM121 172H123L122 169H121ZM121 172H120V173H121ZM125 172L127 173V172H128V169H126ZM134 172H135V171H134ZM139 172H140V171H139ZM20 173H22V172H20ZM65 173H66V172H65ZM76 173H77V172H76ZM120 173H119V174H120ZM130 173H131V172H129V174H130ZM142 173H143V172H142ZM212 173H213V174H212ZM220 173H223V172H220ZM228 173H229V171H228ZM13 174H16V173L13 171ZM29 174H30V173H29ZM34 174H35V173H34ZM36 174H37V173H36ZM58 174H60V173H58ZM58 174H57V175H58ZM69 174H70V173H69ZM69 174H68V176H70ZM87 174H89V175H87ZM107 174H108V173H107ZM137 174H136V176L138 177L139 175H137ZM215 174H217V176H216ZM234 174H235V172H234ZM254 174H255L257 177H256ZM261 174H262V175H261ZM23 175H24V174H23ZM27 175H28V173H27ZM27 175H26V176H27ZM30 175H31V174H30ZM30 175H29V177H31ZM109 175H110V174H109ZM116 175H117V173H116ZM124 175H125L124 173H123V177H121L122 175H118V178L121 177V178L124 179V177H125ZM132 175H134V173H132ZM259 175H260V176H259ZM10 176H11V174L9 175V177H10ZM64 176H65V175H64ZM76 176H78V175H76ZM76 176L73 175V178H75ZM106 176H107V175H106ZM136 176L134 175V177H136ZM215 176H216V177H215ZM251 176H252V177H251ZM254 176H255L256 178H254ZM9 177H8V174H7V178H9ZM22 177H23V176H22ZM24 177H25V176H24ZM27 177H28V176H27ZM36 177H37V175H36ZM58 177H59V175H58ZM65 177H67V176H65ZM70 177H71V176H70ZM78 177H79V176H78ZM78 177H76V178H78ZM113 177H115V176H113ZM223 177H224V176H223ZM223 177H222V178H223ZM10 178H13V177H10ZM20 178H21V177H20ZM20 178H19V179H20ZM56 178H57V177H56ZM71 178H72V177H71ZM76 178H75V179H76ZM79 178H81V177H79ZM82 178H83V177H82ZM90 178H91V177H90ZM125 178L128 179V180L126 179L127 181H131L130 183H133V182H134V183L136 184V182H137L136 179H135L136 182H135V181L132 182L133 178L131 177L132 180H130V176H129V178H128V175H127V177H125ZM224 178H225V177H224ZM248 178H249V179H250V178H254V179H252V181H251V180H250V181H247ZM4 179H5V178H4ZM4 179H3V180H4ZM24 179H26V177H25ZM53 179H54V178H53ZM218 179L221 180V177H219ZM7 180H8V179H7ZM20 180H21V179H20ZM91 180H89V182H90ZM23 181H24V180H23ZM26 181H27V180H26ZM35 181H38V180H35ZM53 181H54V180H53ZM62 181H63V180H62ZM64 181H66V180H64ZM67 181H68V180H67ZM82 181H83V180H82ZM84 181H85V179H84ZM93 181H92V182H93ZM107 181H108V182H107ZM121 181H122V180H121ZM124 181H125V180H124ZM140 181L138 182L139 184L142 183V182H140ZM184 181H187V182H184ZM225 181H224V182H225ZM254 181H255V183H252V182H254ZM2 182H3V181H2ZM4 182H5V181H4ZM4 182H3V183H4ZM76 182H77V181H76ZM86 182H87V181H86ZM105 182H107V183H106L107 185H104ZM119 182H120V181L117 182V185H118ZM125 182H126V181H125ZM183 182H184V183H183ZM7 183H9V181H8ZM25 183H26V182H25ZM30 183H31V182H30ZM33 183H34V182H33ZM33 183H32V184H33ZM52 183H53V182H52ZM67 183H68V182H67ZM72 183H73V182H72ZM74 183H75V182H74ZM74 183H73V184H74ZM90 183H91V182H90ZM90 183H89V184H90ZM122 183H123V182H122ZM150 183H153L152 185H154V183H155L156 185H155L154 187H153L152 185L149 186L148 184H150ZM169 183H170V184H169ZM185 183L188 184V185H186ZM241 183L244 185L243 188H242L243 185H241ZM4 184H5V183H4ZM4 184H3V185H4ZM56 184H57V181H56L55 185H56ZM60 184H61V183H60ZM62 184H64V183H62ZM73 184H72V185H73ZM91 184H92V183H91ZM120 184H121V182L119 183V186H120ZM249 184H250V185H251V184H252V185H253V184L256 185V186L253 185L254 192H253V190H252V188H251L252 186H250ZM27 185H28V184H27ZM53 185H54V184H53ZM111 185H112V184H111ZM111 185H110V186H111ZM168 185H167V188H166V189L169 190ZM222 185H221V186H222ZM248 185H249V186H248ZM258 185H259V186H258ZM260 185H261V186H260ZM5 186H7V185H5ZM9 186H10V185H9ZM23 186H24V185H23ZM122 186H124V185L122 184ZM132 186H133V185H132ZM136 186H137V185H136ZM185 186H186L187 189H188V190H186V191H185ZM188 186H189V188H188ZM221 186H220V187H221ZM245 186H246V187H245ZM15 187H16V186H15ZM24 187H25V186H24ZM24 187H23V188H24ZM112 187H113V186H112ZM120 187H121V186H120ZM149 187H150L151 189H150ZM247 187H248V190H246ZM8 188H9V187H8ZM8 188H7V189H8ZM56 188H57V187H56ZM162 188H163V187H162ZM216 188H218L217 185H216ZM221 188L223 189V187H221ZM258 188H259V189H258ZM261 188H262V189H261ZM9 189H10V188H9ZM17 189H18V188H17ZM36 189H37V188H36ZM120 189H122V188H120ZM130 189H131V188H130ZM137 189H138V187H137ZM212 189H213V188H212ZM214 189H215V187H214ZM214 189H213V190H214ZM222 189H219V190L221 191ZM255 189H256V190H255ZM11 190H12V189H11ZM19 190H20V189H19ZM56 190H57V189H55V191H56ZM168 190H167V191H168ZM189 190H190V191H189ZM201 190H203V189H201ZM219 190L215 189V191H219ZM245 190H246V191H245ZM251 190H252V192H251ZM261 190H262V193H260ZM5 191H6V190H5ZM13 191H15V190H13ZM24 191H25V190H24ZM48 191H49V192H48ZM104 191L106 192V190H104ZM109 191L111 192L112 190L109 189ZM117 191H118V190H117ZM163 191H164V190H163ZM184 191H185V192H184ZM204 191H205V190H204ZM206 191H207V190H206ZM211 191H212V190H211ZM224 191H226L225 188H224ZM224 191H223V192H224ZM233 191H234V190H233ZM249 191H250V192H249ZM1 192H2V191H1ZM10 192H11V191H10ZM52 192H53V193H52ZM62 192H63V191H60V193H62ZM105 192H104V193H105ZM113 192H114V191H113ZM121 192H123L122 195L124 196V192H125V191H121ZM137 192H138V191H137ZM258 192H259L260 194H259ZM2 193H3V192H2ZM35 193H36V191H35ZM41 193H42V191H41ZM41 193H40V194H41ZM134 193H135V191H134ZM144 193H143V194H144ZM159 193L163 195L162 192H159ZM165 193H166V192H165ZM167 193H168V192H167ZM167 193H166V195H169V194H167ZM190 193H191V192H190ZM204 193H205V192H204ZM212 193H213V192H212ZM232 193H233V192H232ZM232 193H231V192H230V194L228 193V197H229ZM248 193H249V194H248ZM8 194H9V193H8ZM20 194H22V193H20ZM20 194H19V195H20ZM32 194H33V193H32ZM43 194H44V192H43ZM54 194H55V195H54ZM62 194L64 195V193H62ZM127 194H128V193H127ZM143 194H141V195H143ZM196 194H197V193H196ZM198 194H199V193H198ZM207 194H208V192H207ZM215 194H217V193L215 192ZM218 194L221 195L220 192H218ZM226 194H227V192H226ZM243 194H242V196H243ZM258 194H259V195H258ZM10 195H11V194H10ZM29 195H30V194H29ZM60 195H61V194H60ZM120 195H121V194H120ZM144 195H145V194H144ZM166 195H164V197H165ZM187 195H188V194H187ZM192 195H193V194H192ZM209 195H210V197H211V194H209ZM222 195H225V194H222ZM1 196H2V195H1ZM30 196H31V195H30ZM105 196H106V195H105ZM114 196H115V195H114ZM118 196H119V195H118ZM118 196H117V198H118ZM137 196H138V195H137ZM139 196H140V195H139ZM139 196H138V197H139ZM145 196H146V195H145ZM145 196H144V197H145ZM171 196H172V195H171ZM171 196H170V197H171ZM202 196H203V197H202ZM234 196L236 197V195H234ZM3 197H4V195H3ZM9 197L11 198V196H9ZM9 197L7 196V199H4V198H2V197L0 198L1 200L3 199L2 201H5V200H6L5 203L7 204V205H6V206H7L6 208H4L5 205H3V206L1 207V208H3L4 210L0 209V212H2V214H4V216H1V217H0V218H1V222H2V219H3L2 217H4V218L6 217V211L9 209L8 207L11 206V204L8 205V203H9V202H8V201H9ZM14 197H15V196H14ZM21 197H22V195H21ZM32 197H33V196H32ZM39 197H40V196H38V198H39ZM61 197H63V196H62V195H61L60 197L58 196L59 199H60ZM112 197H113V196H112ZM158 197H159V196H158ZM170 197H168V198H170ZM186 197H187V196H186ZM190 197L193 198V196H190ZM201 197H202V198H201ZM212 197H214V199H215V196H214V195H213ZM216 197H217V196H216ZM221 197L223 198L224 196H221ZM221 197H220V198H221ZM225 197H227V195H226ZM235 197H233V194H232V196L229 198V200H232V199L235 198ZM243 197H244V196H243ZM261 197H262V198H261ZM5 198H6V197H5ZM33 198H34V197H33ZM41 198H42V197H41ZM65 198H66V197H65ZM70 198H71V199H70ZM124 198H125V196H124ZM141 198H143V197L141 196ZM146 198H148V197H146ZM188 198H189V197H188ZM192 198H191V199H192ZM196 198L198 199V197H196ZM42 199H43V198H42ZM54 199L56 200V199H57V196H55V198L53 197V201H52L51 203H53V202L55 201ZM104 199H105V198H104ZM139 199H140V197H139ZM148 199H149V198H148ZM148 199H147V200H148ZM161 199H162V198H161ZM163 199H164V198H163ZM182 199H183L184 201H182ZM201 199H202V200H201ZM7 200H8V201H7ZM15 200H17V199H15ZM19 200H20V198H19ZM38 200H39V201H42L41 199H38ZM74 200H75V201H74ZM76 200H77L78 202H76ZM98 200H100V201H99L98 203H95V202L98 201ZM105 200H106V199H105ZM133 200H134V199H133ZM144 200H145V199H144ZM144 200H143V201H144ZM150 200H151V199H150ZM152 200H153V199H152ZM157 200H158V199H157ZM166 200H168V199H166ZM169 200H173V198H170ZM189 200H190V198H189ZM189 200H188V199L186 200L187 203H188ZM215 200H216V199H215ZM219 200H220V199H219ZM219 200H218V204H219V203L221 204V202H219ZM226 200H227V198H226ZM229 200H227V201H229ZM262 200H263V201H262ZM2 201H1V203H2ZM11 201H12V200H11ZM36 201H37V200H36ZM46 201H47V202H46ZM61 201H62V200H61ZM66 201H67V200H66ZM79 201H82V202L80 203ZM114 201H115V200H114ZM127 201L129 202V200H127ZM140 201L142 202L141 199H140ZM153 201H154V200H153ZM164 201H165V200H164ZM192 201H193V200H192ZM203 201H204V200H203ZM209 201H210V200H209ZM232 201H233V200H232ZM232 201H229V202H232ZM250 201H252V202H250ZM253 201H256V202H253ZM16 202H17V201H16ZM32 202H33V201H32ZM58 202H60V201H58ZM74 202H76V203H75V206H74L75 210H73V213H74V214H73V213H71L72 210H69V209H72L73 206H72V208H68V206L71 207V205H73ZM103 202H104L105 204H101V203H103ZM120 202H121V201H119V203H120ZM151 202H152V201H151ZM160 202H161V201H160ZM167 202H168V201H167ZM196 202H197V201H196ZM225 202H226V201H225ZM229 202H228V203H229ZM234 202H235V201H234ZM257 202H258V203H257ZM34 203H35V202H34ZM54 203H55V202H54ZM84 203H85V204H84ZM121 203H122V202H121ZM139 203H140V202H139ZM142 203H143V202H142ZM149 203H150V202H149ZM155 203H156V202H155ZM162 203H163V201H162ZM165 203H166V202H165ZM165 203H164V204H165ZM189 203H190V201H189ZM208 203H209V202H208ZM212 203H213V202H212ZM215 203H217V202H215ZM222 203H223V199H222ZM236 203H237V205L239 204V202H237V201L235 202V204H236ZM251 203H252V204H251ZM2 204H4V203H2ZM69 204H70V205H69ZM79 204H80V205H79ZM83 204H84V207L87 209V214H86V213H83V212H86V209L83 210V209H84ZM95 204H96V205H95ZM134 204H135V201H134ZM134 204H133V205H134ZM145 204H146V200H145ZM166 204H167V203H166ZM172 204H171V205H172ZM191 204H192V203H191ZM191 204H190V205H191ZM194 204H195V203H194ZM198 204H199V203H198ZM209 204H210V203H209ZM209 204H208L207 206H209ZM213 204H214V203H213ZM220 204H219V206H220ZM243 204H239V207H240V206L242 207ZM0 205H1V204H0ZM18 205H19V204H18ZM51 205H52V204H51ZM78 205H79V206H78ZM93 205H94V208L92 207ZM99 205H101V206H99ZM103 205H105V207H103V209H102V206H103ZM126 205H127V204H126ZM140 205H142V204H140ZM152 205H153V204H152ZM152 205H151V206H152ZM159 205H162V204H159ZM159 205H158V206H159ZM190 205H189V206H190ZM229 205H230V204H229ZM232 205L235 206L234 204H232ZM246 205H247V204H246ZM246 205H245V206H246ZM249 205H248V206H249ZM260 205H259V206H260ZM31 206H33V204H32ZM31 206H30V207H31ZM38 206H39V208H38ZM76 206H77V208H76ZM80 206H82L83 208L80 207ZM115 206H117V207L114 208ZM192 206H193V205H192ZM196 206H197V205H196ZM201 206H202V205H201ZM210 206H213V205L210 204ZM215 206H217V205L215 204ZM219 206L216 207V208H217L216 210H215V207L213 206V207H214V210H213V208H212V212H213V213L211 212V207H209L210 209L207 207L208 210H209V211H207V212L212 213V214H214V213H215V214H216V213L218 214V212H216V211H220L219 209H220L221 206H220V207H219ZM227 206H228V205H227ZM227 206H226V208H227ZM233 206H232V208H233ZM262 206H261V207H262ZM20 207H21V206H20ZM33 207H34V206H33ZM40 207H42V208H40ZM62 207H61V208H62ZM79 207H80V208H79ZM121 207H123L122 210L124 211L122 215H124V213H128V214H129V212H130L129 209H128L127 212H125V211H126L125 209H127V206L124 207V203H123V205H122ZM162 207H164V206H162ZM186 207H187V206H186ZM223 207H225V205H224ZM243 207H244V206H243ZM243 207H242V209H245V211H246V210H247V211L249 210V209H247L248 207H247V208H246V207L243 208ZM253 207H254V206H253ZM261 207H260V208H261ZM45 208H46V209H45ZM54 208H55V211H54ZM81 208H82V209H81ZM104 208H106V209L109 210L110 212H113V214H111L110 212H109L110 214L105 213L107 210H106V209L104 210ZM138 208H136V209H138ZM142 208H143V209H142ZM154 208H155V209H154ZM188 208H190V207H188ZM203 208H204V209H203ZM218 208H219V209H218ZM226 208H225V209L222 208V210L227 211V212H225V214L222 213L223 211H221V212H219V213H220V214L222 213L223 215H226V213H227V215H228L227 217L229 218L230 216H229L228 213H229V211H231L232 208H231L230 210L228 209L229 207L227 208V210H226ZM236 208H237V207H236ZM251 208H252V207H251ZM255 208H253V209H255ZM260 208H259V209H260ZM5 209H6V210H5ZM38 209H39V210H38ZM76 209H77L78 211H77ZM88 209H89V211H88ZM92 209H93V210H92ZM193 209H194V210H193ZM198 209H199V211H198ZM238 209L241 210L240 208H238ZM11 210H12V209H11ZM18 210H19V209H18ZM133 210H134V211H133ZM139 210H136L137 213H138ZM181 210H182L183 212H182ZM195 210H196V211H195ZM206 210H207V209H206ZM234 210H235V208H234ZM257 210H258V207H257L256 211L251 210V212H253V213H251L250 210H249V213H248V214H251V216H254V217H255L254 213L257 212V214H258V211H257ZM262 210H263V207H262ZM3 211H5V212L3 213ZM9 211H10V210H9ZM37 211H35L36 214L38 213ZM41 211H42V210H41ZM44 211H43V212H44ZM56 211H57V213H55V215H54V212H56ZM75 211H76V212H75ZM79 211H81V215H80V212H79ZM82 211H83V212H82ZM103 211H105V212H103ZM190 211H191V210H190ZM236 211L238 212L237 209H236ZM236 211H235V212H236ZM245 211H241L240 213L243 214V212H245ZM13 212H15V211L13 210ZM16 212H17V211H16ZM16 212H15V214H16ZM18 212H20V210H19ZM35 212H34V214H35ZM39 212H40V211H39ZM43 212H42V213H43ZM115 212H116V211H115ZM133 212H134V214H133ZM140 212H139V213H140ZM157 212H159V213H157ZM194 212H195V213H194ZM7 213H8V211H7ZM82 213H83V215L86 214L87 216L85 215V218H84V217L82 216ZM120 213H121V210H120ZM245 213H246V212H245ZM259 213H260V211H259ZM263 213H264V212H263ZM263 213H262V214H263ZM32 214H33V213H32ZM64 214H66V216H68V218H66V216H64ZM71 214H72V215H75V216L78 214V216H76V217H79V218H76L75 216H72ZM117 214H119V211H118ZM156 214H157V216L159 215L160 217H156ZM167 214H168V213H167ZM201 214H202V213H201ZM207 214H208V213H207ZM215 214H214V216H217L216 218H217L218 220L221 219V220H224V221H225V219L219 218V216H218V215H215ZM220 214H219V215H220ZM231 214H232V213H231ZM234 214L236 215V213H234ZM242 214H240V215L237 214V216L242 217V216H241ZM248 214H247V215H248ZM37 215H39V214H37ZM40 215H42L41 212H40ZM70 215H71V216H70ZM79 215H80V216H79ZM115 215H116V213H115ZM203 215H202V218L204 217ZM223 215H221L220 217H222ZM235 215H234V216H235ZM243 215H244V214H243ZM247 215H246V219H247ZM69 216L72 217L71 220H70ZM119 216L121 217V215H119ZM125 216H126V215H125ZM182 216H183L184 218H182ZM185 216H186V214H185ZM196 216L198 217V215H196ZM199 216H200V215H199ZM214 216L212 215V217H211V216L208 214V217H211L212 219H213V218L215 219ZM234 216H232L231 218H233ZM251 216H250V218H251ZM8 217H9V216H8ZM31 217H32V218L34 217L33 220H32ZM56 217H57V218H56ZM61 217H62V218H61ZM73 217H74V218H73ZM122 217H124V216H122ZM168 217H169V216H168ZM172 217H171V218H172ZM188 217L190 218V220L188 219ZM208 217H207V218H208ZM240 217L238 218V220L240 219ZM244 217H245V216H244ZM244 217H242L241 219H243ZM254 217H253V223H254V225H257V226L253 227V226H252L253 223H252L251 221H250V222L252 223V225H250V226L253 227L254 230H255V229L257 230L258 227H259V228L264 227V221H263V220H264V214H263V217L261 216V218H259L260 220L262 219V221H263V222L261 221L263 225H262L261 222H260L261 227L258 225V224H259L258 222H259L260 220L258 221V219H254ZM257 217H258V216H257ZM259 217H260V216H259ZM11 218H12V219H11ZM124 218H125V217H124ZM195 218H196V217H195ZM207 218L204 217V219H207ZM211 218H209V219L212 220ZM224 218H226V216H224ZM255 218H256V217H255ZM68 219H69V220H68ZM73 219H74V220H73ZM75 219H77V220H75ZM182 219H184V221H183ZM196 219H197V218H196ZM198 219H199V218H198ZM200 219H201V218H200ZM204 219H203V220H204ZM235 219H236V218H234V220H235ZM241 219H240V221H241ZM244 219H245V218H244ZM244 219H243V220H244ZM246 219H245V220H246ZM7 220H8V219H7ZM61 220H62V221H61ZM65 220H66V222H65ZM79 220H80V221H79ZM227 220H228V219L226 218V221H227ZM229 220H230V218H229ZM229 220H228V221H229ZM234 220L231 219V221H233V222H234ZM236 220H237V219H236ZM245 220H244L243 222L246 224V223H247V222H246L247 220H246V221H245ZM255 220L258 221V222H257L258 224H256ZM4 221H5V219H4ZM68 221H69V222H68ZM82 221H83V222H82ZM182 221L185 222L186 224H185V223H182ZM195 221H196V220H195ZM208 221H209V220H208ZM208 221L205 220V223H206V224L204 223L205 226L207 225ZM215 221H217V220H215ZM226 221H225V222H222V223H221V222L218 223V221H217V224H218V225L221 224V226H222V224H223V223L225 224ZM1 222H0V223H1ZM30 222H32V223H30ZM36 222H37V223H36ZM67 222H68V223H67ZM74 222H75V223H74ZM189 222H190V223H189ZM229 222H230V221H229ZM248 222H249V221H248ZM55 223H56V224H55ZM59 223H60V224H59ZM80 223H81L82 225H81ZM121 223H122L123 225H121ZM124 223H125V224H124ZM188 223H189V224H188ZM197 223H198V222H197ZM211 223H212V222H211ZM227 223H228V222H227ZM241 223H242V222H240V224H241ZM21 224H22V225H21ZM73 224H74V225H73ZM76 224H77L79 227H78ZM213 224H214V222H213ZM235 224H236V223H233L232 226L234 227ZM4 225H5V223H4ZM198 225H197V226H198ZM208 225H210V223H209ZM208 225H207V227H208ZM215 225H216V224H215ZM215 225H214V226H215ZM218 225H217V226H218ZM236 225H237V226H236ZM236 225H235V227H238V230H240V229H239V226H238V222H237ZM241 225H244V224H241ZM1 226H2V225H1ZM6 226H7V225H6ZM80 226H81L82 228H84V229H82ZM88 226H90V227H89L90 229L88 228ZM98 226H100V227H98ZM181 226H182V227H181ZM184 226H186V227H184ZM195 226H196V225H195ZM195 226H194V227H195ZM221 226L218 227V228L220 229ZM227 226H228V225L226 224V227H227ZM232 226H231V227H232ZM245 226H246V225H245ZM189 227L192 228V231H191V228H190V231H191V232H195V231H196L195 233L198 234V237L194 235L195 233H191V232L189 231V229L185 230L186 228H189ZM224 227H225V226H224ZM228 227H229V226H228ZM240 227H242V226H240ZM248 227H249V226H248ZM251 227H249L248 229H250ZM256 227H257V228H256ZM3 228H4V230H3ZM16 228H17V229H16ZM22 228H23V227H22ZM59 228H60V227H59ZM72 228H71V229H72ZM183 228H184V229H183ZM200 228H199V229H200ZM205 228H206V227H205ZM208 228H210V227H208ZM242 228H243V227H242ZM259 228H258V229H259ZM61 229H62V228H61ZM78 229H79L80 231H78ZM86 229H87V230H86ZM203 229H204V228H202V230H203ZM210 229H211V228H210ZM210 229H208V230L211 231L212 229H211V230H210ZM219 229H218V230H219ZM2 230H3V231H2ZM57 230H58V229H57ZM83 230H84V231H83ZM91 230H92V229H91ZM182 230H183V231H182ZM194 230H195V231H194ZM225 230L227 231V229H225ZM225 230H223V231H225ZM231 230H232V229H230V231H231ZM233 230H234V228H233ZM236 230H237V228H236ZM236 230L233 231V232H236ZM238 230H237V231H238ZM242 230H243V229H242ZM251 230H252V229H251ZM251 230H250V231L247 230V231H249L248 234L251 233ZM254 230H252V232H256V231H254ZM260 230H261V229H260ZM262 230H263V232H261V233H264V228H262ZM22 231H23V229H22ZM26 231H23V232H26ZM58 231H59V230H58ZM60 231H61V230H60ZM75 231H74V232H75ZM184 231H187V233H183ZM219 231H221V230H219ZM223 231H221V232L223 233ZM257 231H258V230H257ZM72 232H73V231H72ZM95 232H94V233H95ZM188 232H190V233H188ZM215 232H216V229H215ZM215 232H213V233H215ZM241 232H242V234H241ZM245 232H246V230H245ZM245 232H244V234H243V231H240V236H241V235H245ZM17 233H18V232H17ZM21 233H22V232H21ZM21 233H20V234H21ZM56 233H57V231H56ZM76 233H75V234H76ZM84 233H85V232H84ZM134 233H136L137 235L134 234ZM140 233L142 234V236L139 235V237H138V234H140ZM205 233H206V232H205ZM207 233H210V232L207 231ZM217 233H218V232H217ZM217 233H215V235H214L215 238H216ZM224 233H225V232H224ZM236 233L239 235L238 232H236ZM246 233H247V232H246ZM257 233H258V235L261 236L260 231L256 232V234H255V233H254V234L257 235ZM14 234H15V235H14ZM24 234H25V233H24ZM88 234H89V233H88ZM133 234H134V235H133ZM143 234L145 235V237L143 236ZM170 234H171V236H170ZM172 234L174 235L175 238L173 237ZM181 234H182V235H181ZM183 234H184V235H183ZM186 234H187L188 236H190V234H191V236H192L193 239L191 240V237H190V240H191V241H190V240L188 239V236H186ZM211 234H212V231H211ZM225 234H228V232L225 233ZM225 234H224V235H225ZM231 234H232V232H231ZM231 234L229 233L228 235H231ZM234 234H235V233H234ZM248 234H246V235H248ZM129 235H130V236H129ZM135 235H136V238H135V240H133V238H134L133 236H135ZM146 235H147V236H148V235H157L158 238H156V239L154 238L155 240H154V241H149V242H150V243H149V242H147L148 239H147ZM165 235H167V237L169 236V237H168L169 240H168V238H166ZM175 235H176V236H175ZM177 235H178V236H177ZM179 235H180V236H179ZM204 235H205V234H204ZM212 235H213V234H212ZM219 235H221V233H220ZM224 235H223V236H224ZM238 235H237V236H238ZM250 235H251V236H254L253 234H250ZM258 235H257V236H258ZM13 236H14V238H13ZM18 236L20 237L19 233H18ZM28 236H29V237H28ZM57 236H58V233H57ZM57 236H56V237H57ZM91 236H92V234H91ZM102 236H103V237H102ZM121 236H123V238H124V236H125V238L128 236V237H130L132 240H131V239L129 240V238H127V240H125V238H124L125 242L121 244V242L124 241V240L122 241ZM131 236H132L133 238H132ZM164 236H165V238H164ZM193 236H194V237H193ZM260 236H258V237L260 238ZM148 237H149V236H148ZM172 237H173V238H172ZM180 237H181V239H180ZM218 237H219V236H218ZM221 237H222V236H221ZM243 237H244V236H243ZM262 237H264V234H263ZM1 238H0V239H1ZM11 238H12V239H11ZM63 238H64V239H63ZM92 238H93V237H92ZM149 238L151 239V237H149ZM186 238H187L188 240H186ZM196 238H197V239H196ZM227 238H228V239H233L232 236H231V238H229V237L227 236ZM241 238H242V237H241ZM245 238H246V237H245ZM245 238H244V239L242 238V239H243V242H245V241H244ZM249 238H250V237H249ZM255 238H257V237H255ZM259 238H258V239H259ZM10 239H11V240H10ZM18 239H19V238H18ZM22 239H23V238H22ZM22 239H21V240L19 239V241L22 242ZM25 239H23V241H24ZM90 239H91V237H90ZM120 239H121V241H120ZM166 239H167V240H166ZM172 239H174V240H172ZM175 239L178 240L179 242L176 241ZM182 239H183V240H182ZM220 239H221V238H220ZM220 239H219V240H220ZM228 239H227V240H224L223 242L220 240V248L224 246V242H225V241H228ZM239 239H240V238H239ZM247 239H248V238H247ZM250 239H251V238H250ZM252 239H254V238L252 237ZM258 239H257V240H258ZM260 239H261V238H260ZM262 239H263V241H264V238H262ZM61 240H62V242H61ZM68 240H69V239H68ZM181 240L183 241V244H182ZM195 240H194V241H195ZM202 240H201V241H202ZM213 240H214V242L216 241V239H213ZM213 240H211V241L213 242ZM219 240H218V241H219ZM233 240H235V236H234V239H233ZM233 240H232V241H233ZM257 240H255V241L253 240V242H258V243H261V242H262V241L260 242V241H257ZM17 241H18V240H17ZM105 241H106V242H105ZM185 241H186V242H185ZM187 241H188V242L190 241L191 243H188ZM211 241H210V244H211ZM229 241H230V240H229ZM235 241H236V240H235ZM241 241H242V240H240L238 243H240ZM248 241H250V240H248ZM251 241H252V240H251ZM27 242L29 243V241H27ZM55 242H56V243H55ZM58 242H60V243L57 244ZM95 242H96V241H94V239H93V240H91L90 243H91V245L93 244L94 246L97 247V245L94 244ZM138 242H137V243H138ZM167 242H168V243H167ZM172 242H174V243L172 244ZM180 242H181V245H180ZM199 242H200V241H199ZM202 242H203V241H202ZM202 242H201V243H202ZM214 242H213V246H214L215 243H216V244L218 245V247H219V244H218L217 242H215V243H214ZM221 242L223 243V246H221V245H222ZM246 242H247V240H246ZM15 243H16V241H15ZM25 243H26V241H25L23 244H25ZM31 243L34 244V246H33ZM96 243H99V244H101V245L103 244V242H102V243H100V242H96ZM146 243H147V244H146ZM225 243H226V242H225ZM232 243H233V242H232ZM232 243H230V244H232ZM235 243H236V242H235ZM262 243H263V242H262ZM262 243H261V244H262ZM19 244H20V242H19ZM19 244H18V245H19ZM23 244H20V247H21ZM56 244H57V245H56ZM99 244H98V245H99ZM165 244H166V245H165ZM167 244H168V245H167ZM169 244H170V245H169ZM176 244H177V245H176ZM187 244L189 245V247H188ZM210 244H209V245H210ZM233 244H234V243H233ZM246 244H249V243H246ZM252 244H253V243H252ZM26 245H28V244H26ZM55 245H56L57 247H56ZM199 245H200V246H199ZM209 245H208V246L206 245V246L209 248ZM225 245H226V244H225ZM259 245H260V244H259ZM263 245H264V243H263ZM263 245H260L261 248H263V247H262ZM9 246H10V247H9ZM23 246H25V245H23ZM31 246H32V247H31ZM87 246H88V245H87ZM94 246H93V247H94ZM133 246H134V247H133ZM168 246H169V247H168ZM179 246L182 247L181 249L184 248V252H185V253H184L182 250H180V249L178 248ZM185 246H187V247H185ZM211 246H212V244H211ZM228 246L231 247V245H228V244H227V247H228ZM240 246H241V245H240ZM248 246H249V245H248ZM250 246H251V244H250ZM250 246H249V247H250ZM16 247H17V246H16ZM29 247H28V248H25V249H29ZM85 247H86V246H85ZM126 247H128V248H126ZM136 247H135V248H136ZM170 247H172V248H170ZM204 247L202 248V251L205 249ZM207 247H206V248H207ZM214 247L216 248V246H214ZM227 247H224V248L227 249ZM232 247H233L234 249H236L237 247H239V244H238V246H237L236 248H235V244H234V246L232 245ZM244 247H245V246H244ZM244 247L242 248V251H245L246 247H245V248H244ZM252 247H253V246H251V248H252ZM5 248H6V249L8 248V249L6 250ZM34 248H35V249H34ZM162 248H163V247H162ZM169 248H170V250H169ZM174 248H175V249H174ZM176 248H177V249H176ZM187 248H188V250H187ZM191 248H194V244H193V246H192ZM191 248H190V250H191ZM211 248H212V247H211ZM211 248H209V249H211ZM215 248H213L214 250H213V249L210 250V251L208 250V251H209L208 253H210L209 255L212 256V255L214 254V252H213L212 254H211V252H212V251H215ZM224 248H223V249H224ZM233 248H231V249H233ZM239 248H240V247H239ZM251 248H250V249H251ZM253 248H254V250H255V248L257 249L258 247L255 246V247H253ZM4 249H5V250H4ZM15 249H16V250H15ZM80 249H81V248H80ZM83 249H84V248H83ZM144 249H145V250H144ZM146 249H147V250H146ZM151 249L153 250V252H152V251H151V252L149 251V250H151ZM173 249H174L175 251H174ZM195 249H194V250H195ZM234 249H233V250H230V249H227V250H226V251H227L226 254H228V255H227V258H229L230 261L234 260L233 258H231V255H232L231 253L234 251ZM237 249H238V248H237ZM237 249H236V250H237ZM240 249H241V248H240ZM247 249H248V248H247ZM0 250L2 251L1 248H0ZM73 250H74V249H73ZM113 250H112V251H113ZM133 250H132V252H133ZM162 250H165V249H162ZM171 250H173V251H171ZM185 250H186L187 252H186ZM190 250H189V251H190ZM219 250H220V249H219ZM228 250L230 251V256H229ZM238 250H239V249H238ZM254 250H252V251L254 252ZM258 250H260V252L262 251V249H260V248H258ZM258 250H256L257 253L259 252ZM263 250H264V249H263ZM15 251H16V252H15ZM98 251H99V250H98ZM158 251H159V250H158ZM160 251H161V249H160ZM176 251H179V252H177V253H179V254L174 253V252H176ZM180 251H181V253H180ZM191 251H192V250H191ZM216 251H217V250H216ZM224 251H225V249H224ZM240 251H241V250H240ZM249 251H251V250H249ZM56 252L59 254V250H58V251L56 250ZM60 252H61V249H60ZM105 252H107V251H105ZM114 252H115V251H114ZM136 252H137V251H136ZM138 252H139V251H138ZM138 252H137V253H138ZM164 252H165V251H164ZM192 252H193V251H192ZM195 252H196V250L194 251V253H195ZM217 252H218V251H217ZM217 252H215V253L217 254ZM238 252H239V251H238ZM238 252H236V254H235V252H233V254H235V256H236V255H238V254H237ZM245 252L248 253L247 250H246ZM245 252H244V253H245ZM253 252H252V254H256L255 252H254V253H253ZM263 252H264V251H263ZM23 253H25V255L27 254V252H25V251H24ZM30 253H29V254H30ZM57 253H56L55 257H57ZM101 253H102V252H101ZM129 253H127V254H129ZM137 253H136V254H137ZM139 253H140V252H139ZM155 253H157V251H156ZM160 253H162V252H160ZM160 253H158V255H161ZM170 253H173V254H170ZM190 253H191V252H190ZM196 253H197V252H196ZM196 253H195V254H196ZM199 253H200V252H199ZM201 253H203V252H201ZM205 253H206V251H205ZM219 253L222 254L221 257H224L223 254H224L225 252L223 253V252H220V251H219ZM239 253H240V252H239ZM242 253H243V252H242ZM246 253H245V254H246ZM2 254H3V256H4V253H2ZM29 254H27V255H28V256H31V255H29ZM114 254H115V253H114ZM124 254H125V253H124ZM127 254H125V255L127 256ZM133 254H135V253L133 252ZM140 254H141V253H140ZM164 254H165V258H166V254H167V253H164ZM164 254L162 253L161 258H163V255H164ZM191 254H192V253H191ZM220 254H218V255H220ZM240 254H241V253H240ZM245 254L243 255V257H241V258L243 259V261H244V256H246ZM248 254H251V253H248ZM259 254H260V253H259ZM32 255H33V253H32ZM108 255H109V254H108ZM131 255H132V254H131ZM158 255H157V254H156V255H153V254H152V260H154V259L156 258V257L154 258V256H157V257L160 259V257H159ZM176 255H177V256H176ZM185 255H186V254H185ZM200 255H201V254H200ZM202 255H203V254H202ZM209 255H208V257H209ZM134 256H135V255H134ZM136 256H138V255H136ZM139 256H141V255H139ZM142 256H144V255H142ZM146 256H147V255H146ZM146 256H145V257H146ZM167 256H168V255H167ZM174 256H173V257H174ZM196 256H197V255H196ZM213 256H214V255H213ZM225 256H226V255H225ZM233 256H234V255H233ZM240 256H242V255H240ZM247 256H248V255H247ZM23 257H24V256H23ZM127 257H128V256H127ZM129 257H130V259H131V258H134L133 256L131 257L130 255H129ZM129 257H128L127 259H129ZM171 257H172V256H171ZM188 257H191V256H188ZM188 257H185V258H184V256H183V258L185 259V261H186L188 264H190L189 262H191V264H193V262L196 264V263H197L196 261H199V258H200V257H199V258H198V257L195 258V256H194L193 258L191 257V258L189 259ZM203 257H204V256H203ZM221 257H220V256H218V258L216 257V259H218L217 261H218L219 264H220L219 260H220V259H221V260L223 259V258H221ZM238 257H239V256H238ZM248 257H249V256H248ZM251 257H252V256H251ZM254 257H255V255H254ZM259 257H260V256H259ZM1 258H2V257H1ZM1 258H0V260H1ZM26 258L28 259V257H26ZM135 258H136V257H135ZM153 258H154V259H153ZM167 258H168V257H167ZM167 258H166V260L168 261L169 259H167ZM186 258L189 259V260H187ZM212 258L215 259V256L212 257ZM212 258H211V259H212ZM219 258H220V259H219ZM227 258H226V257L224 258V260L226 259L225 262H227ZM235 258H236V257H235ZM245 258H247V257H245ZM257 258H258V257H257ZM261 258H262V256H261ZM12 259H11V261H12ZM16 259H17V258H16ZM56 259H57V258H55V260H56ZM145 259H146V258H145ZM145 259H144V261H145ZM156 259H157V258H156ZM174 259H175V260H178V261L180 260V258H179V259L173 258V260H172V264H175V263L177 262V261H176V262L174 263ZM184 259H181V260H184ZM191 259H192L193 261H191ZM202 259H206V258L204 257V258H201V260H202ZM229 259H228V260H229ZM242 259H241V262H242ZM250 259H251V258H250ZM252 259H254V258H252ZM133 260L137 262L136 259H133ZM140 260H142V259L140 258L139 261H140ZM152 260H149V259H148L149 263L147 262V264H150V262H151ZM160 260H161V259H160ZM162 260H163V259H162ZM206 260H209V262H208V263H204V264H209V263L211 264V263H213V261H212V262L210 261V258H209V259L207 258ZM236 260L239 261L240 258H239V259H236ZM261 260H262V259H259V261H261ZM4 261H6V260H4ZM7 261H8V260H7ZM18 261H19V260H18ZM24 261H25V258H24ZM26 261H27V260H26ZM127 261H129V260H127ZM134 261L130 260L129 263H130V262L133 263ZM146 261H147V259H146ZM146 261H145V262H146ZM157 261H158V260H157ZM185 261H184V262L181 261L182 263L179 262V264H180V263H181V264H187ZM202 261H204V260H202ZM214 261H216V260H214ZM237 261H232V262H233V264H234V263L237 262ZM246 261H247V260H246ZM249 261H250V260H249ZM252 261H253V260H252ZM257 261H258V259H257ZM257 261H256V263H257ZM2 262H3V261H2ZM33 262H34V261H33ZM54 262H55V261H54ZM54 262H53V263H54ZM118 262H119V261H118ZM141 262H142V261H141ZM141 262H139V263H141ZM159 262H160V261H158V263H159ZM170 262H171V261H170ZM225 262H223V263H225ZM232 262H230L229 264H232ZM16 263H17V262H16ZM23 263H24V262H23ZM129 263H127V264H129ZM137 263H138V262H137ZM151 263H152V262H151ZM162 263L165 264L166 262L162 261ZM215 263H216V262H214L213 264H215ZM242 263H243V262H242ZM259 263H261V262H259ZM0 264H1V263H0ZM3 264H4V262H3ZM8 264H12V263L9 262ZM14 264H15V263H14ZM25 264H26V263H25ZM97 264H98V263H97ZM133 264H134V263H133ZM135 264H136V263H135ZM143 264H144V263H143ZM145 264H146V263H145ZM153 264H157V263L154 262ZM160 264H161V263H160ZM166 264H169V263H166ZM170 264H171V263H170ZM176 264H177V263H176ZM197 264H200V262L197 263ZM227 264H228V262H227ZM235 264H236V263H235ZM237 264H238V262H237ZM243 264H244V263H243ZM261 264H262V263H261Z\"/></svg>","mask_w":264,"mask_h":264},{"label":"crops","instance_id":"crops-1","mask_svg":"<svg viewBox=\"0 0 264 264\" xmlns=\"http://www.w3.org/2000/svg\"><path fill=\"white\" fill-rule=\"evenodd\" d=\"M58 97H59V99L63 98V94L59 95ZM103 120H104L105 126H106L105 129H109V128H112L113 123L115 121V117H114V115H112L110 113V111H108L107 113H105L103 115ZM88 144H91V143H88Z\"/></svg>","mask_w":264,"mask_h":264}]
</instances>
